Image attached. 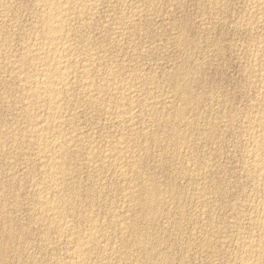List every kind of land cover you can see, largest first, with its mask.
Here are the masks:
<instances>
[{
  "label": "rangeland",
  "instance_id": "1",
  "mask_svg": "<svg viewBox=\"0 0 264 264\" xmlns=\"http://www.w3.org/2000/svg\"><path fill=\"white\" fill-rule=\"evenodd\" d=\"M7 1V2H6ZM11 2H9L8 0H4V1H0L1 3H0V14L2 15L3 14V16H0V22H1V24L2 25H0V45L5 41V39L7 38L9 41L7 42V39H6V42H4L3 43V45H1V46H3L4 48H2V47H0L1 48V50L0 51H2V53H1V59H0V70L2 71H0V74L3 76V74L5 75V76H7V77H2L1 75V77H0V98H2L3 97V99H0V132H1V138H0V258H2L3 259V261H2V259H0V264H3V262H5L4 264H35V262H36V264H44V263H47V264H61L60 262H62L63 264L65 263V264H69V261H67L68 260V257H69V255H72L73 253H72V251H75L76 250V245H73V244H75V243H71V241H72V238L74 237H76L77 235H79V236H84V234H86V235H88V234H91V238L93 239H91V243H90V246L88 245V244H85L84 242H82L81 244L83 245L82 247H87V248H85V252L88 250V251H90L91 253L93 252V254H91L90 252H87L86 254H85V257H86V259H88V257H89V263H87V261L88 260H86V264H91V262H93L94 264H106V262L108 261L109 263H107V264H123L124 262V264H128L129 263V261L128 260H130V261H132V264L134 263V264H137V262H140V263H138V264H155L154 262H155V260L156 261H158V262H156V263H158V264H179V263H182V264H207V262H208V264H222L223 262L226 264V263H230V264H233L232 262H233V259H235L234 260V262L237 260V262H235V264H239V260L241 259V258H243L244 256H245V248H244V246H243V243L245 244L247 241H249V240H252V239H256V238H258L259 236L258 235H260V233H255L254 234V232H259V231H257L258 229H256L257 228V226H256V224H255V222H254V214H253V217H252V212H253V210H254V208H255V206L256 205H258L259 204V202L261 201V199H262V192L260 191L261 190V186H260V182L258 183L257 182V180L255 179V178H253L254 177V175L252 176V170L250 171V169H251V165H250V159H249V151H251L253 148H254V146H255V141H256V138H255V135H254V138L253 137H251V136H253V134H254V132L256 133V132H258L259 131V127L261 126V125H263L264 124V117L262 116L263 114H264V101H262L263 100V97H262V92L261 93H259V91H263V90H261L262 88L264 89V78L262 79L261 77H262V74L264 75V70L262 69V68H264L263 66V63L264 62H262V61H264V58H263V53H264V49H262L261 47H263L264 48V15H263V12L264 11H261V9H260V3H261V0H211V1H209V0H114L115 1V3L113 2V0H107L108 2H110V1H112L110 4L106 1H102V0H93L92 1V4H91V9H90V11L89 12H87V13H85L86 15H87V17H86V15H84V16H82L81 18H79V19H77L76 21H75V23H73V26H74V32H76V33H74V35H73V37L71 38V41L69 42L70 43V45H71V47L73 46V48H71L73 51L71 52V54H70V57L68 58L69 60H71V61H69V63H71L70 64V70L72 71V72H74V74H73V76H72V78L74 79V82H76V83H74L73 81H71L74 85H78V86H81V87H79L78 88V86L77 87H74L72 84H71V82L68 84V87H67V89L69 90L68 92L70 93V92H72V94L70 93H68L67 91H66V93H68V96L66 95V93H63V96H65V98H63V99H65V100H63L62 101V103L63 102H65L66 103V105H65V103H63V105H62V107H63V109L66 107V111H65V109H64V114H63V116H65L64 117V119H65V121H64V124L61 126V129H60V131H63L64 132V135L66 134V135H69V132H70V135L69 136H72V139L70 140V141H72V144H73V142L75 143V141H76V143L75 144H73L74 145V148H72L73 147V145L71 146L70 145V143L69 144H66V146H67V149L69 150L68 152L69 153H67L68 155H67V158H65L66 160H64V161H66L67 162V164H66V162H65V171H66V174L64 175L65 177L63 178V181L62 182H64V184L62 183V184H60V186H63L62 188L65 190H63L61 187H59L60 189H62V190H55L54 188H52L50 185H49V183H45V182H48L47 180H45L46 178V174H45V169L44 168H46V159L43 157L44 156V152H45V150L43 149V147H42V145H38L39 143V141H37V139L39 138V136H38V134H37V131L38 130H40V128L37 126L36 127V124H37V122L40 120V121H42L43 119H45L46 117H47V115L48 114H46V113H48L47 111H46V108L44 107L43 108V106L41 107L42 109H44V110H42L41 108H39L42 104H32L33 102V99H32V97L31 96H28V95H31V91H28L29 89L28 88H30V86H29V82L28 81H30V80H28L29 78V76H27V75H29L30 73L32 74L33 72H31V70L32 71H34L33 70V68L35 69L36 67L34 66L35 64L37 65V60H30V54H27L28 52H25V51H28V48H34V44H37L38 42H39V38H40V36H39V34H37V33H40V30H39V28L37 27V25H36V23H37V20H38V15H37V13L38 14H40V11H39V8H38V6L36 5V2L35 1H32L33 2V4L31 3V1L30 0H10ZM95 1V2H94ZM98 3H97V2ZM118 1V2H117ZM147 1V2H146ZM209 1V2H208ZM228 1H229V3H228ZM246 1V2H245ZM253 1H254V3H253ZM256 1V2H255ZM260 1V2H259ZM262 1H264V0H262ZM100 2V3H99ZM122 2V3H121ZM132 2V3H131ZM139 2V3H138ZM217 2H219V4L217 3ZM252 2V3H251ZM9 3V4H8ZM14 3V4H13ZM124 3V4H123ZM155 3V4H154ZM217 3V4H216ZM225 3V4H224ZM247 3V4H246ZM257 3H258V5H257ZM8 4V5H7ZM98 4V5H97ZM102 4V5H101ZM109 4V5H108ZM116 4V5H115ZM214 4V5H213ZM221 4V5H220ZM223 4V5H222ZM252 4V5H251ZM253 4H256V5H253ZM2 5H4L3 7H2ZM12 5V6H11ZM35 5H36V7H35ZM93 5V6H92ZM95 5H97L96 7H95ZM112 5H114V6H112ZM152 7H151V6ZM216 5V6H215ZM217 5H218V7H217ZM99 6V7H98ZM121 6V7H120ZM130 6V7H129ZM134 6V7H133ZM250 6H251V8H250ZM257 6H258V8H257ZM4 7H5V10H4ZM12 7V8H11ZM14 7V8H13ZM32 7H34V8H32ZM94 7H95V12L96 13H94L93 12V10L92 9H94ZM98 7V8H97ZM132 7V8H131ZM158 7V8H157ZM217 7V13L215 12V9L214 8H216ZM228 7H229V9H228ZM245 7V8H244ZM3 8V9H2ZM97 8V9H96ZM8 9H10V10H8ZM19 9V10H18ZM31 9V10H30ZM38 9V10H37ZM99 9V10H98ZM128 9V10H127ZM136 9V10H135ZM139 9V10H138ZM143 9V10H142ZM219 9V10H218ZM226 9V10H225ZM252 11H251V10ZM17 10V11H16ZM232 10V11H231ZM233 10H234V12H233ZM7 12V13H5V12ZM9 11H10V13H9ZM11 11H12V13H11ZM36 13H35V12ZM38 11V12H37ZM100 11V12H99ZM125 11V12H124ZM138 11V12H137ZM219 11L221 12V13H219ZM226 11V12H225ZM2 12V13H1ZM4 12V13H3ZM33 12H34V14H33ZM93 12V13H92ZM128 12V13H127ZM228 12V13H227ZM260 12V13H259ZM92 14V15H90V14ZM98 13V14H97ZM121 13V14H120ZM158 13V14H157ZM251 13H252V15H251ZM94 14V15H93ZM133 14V15H132ZM139 14H140V16H139ZM250 14V15H249ZM5 15H8L7 17L5 16ZM16 15V16H15ZM89 15V16H88ZM96 15V16H95ZM107 15H109V16H107ZM132 17H131V16ZM255 15H257V17L255 16ZM7 18V20L5 19V17ZM9 16H10V18H9ZM93 16V17H92ZM98 16V17H97ZM114 16V17H113ZM138 16V17H137ZM253 16H255V18L253 17ZM258 16H259V18H258ZM4 17V18H3ZM86 17V19H84ZM108 17H110V19L108 18ZM119 17H121V18H123V19H120ZM130 18V20H129V18ZM135 17V18H134ZM89 18H90V21H92V22H90V21H88L89 20ZM108 18V19H107ZM113 18V19H112ZM119 18V19H118ZM128 18V19H127ZM134 18V19H133ZM138 18V19H137ZM220 18V19H219ZM229 18V19H228ZM238 18V19H237ZM257 18V19H256ZM262 18V19H261ZM4 19H5V21H4ZM9 19V20H8ZM17 19V20H16ZM82 19H84V20H82ZM95 19V20H94ZM115 19V20H114ZM118 19V20H117ZM133 19V20H132ZM217 19V20H216ZM222 19V20H221ZM225 19V20H224ZM256 19V20H255ZM3 20V21H2ZM12 20V21H11ZM17 22H16V21ZM79 20H81L82 22H83V26L81 25V21H79ZM110 20V21H109ZM118 22H117V21ZM120 20H121V23L122 24H124V27H123V25L120 23ZM130 21V22H128L127 23V21ZM237 20V21H236ZM253 20H254V22H253ZM259 20V21H258ZM263 20V21H262ZM12 22V24L11 23H9V22ZM13 21H15L16 23H18L17 24V26L15 25V23L13 22ZM78 21V22H77ZM84 21H88V23L86 22V24H85V22ZM93 21H95V22H93ZM103 21V22H102ZM124 21V22H123ZM133 21L135 22V23H133ZM8 22V24H6ZM20 22V23H19ZM77 22V23H76ZM245 22V23H244ZM256 22V23H255ZM32 23V24H31ZM79 23V24H78ZM100 23V24H99ZM239 23V24H238ZM262 23V24H261ZM5 24V25H4ZM9 24H11V25H9ZM78 24V25H77ZM92 24V25H91ZM115 24V25H114ZM118 24H120V25H118ZM131 24V25H130ZM255 24V25H254ZM258 24H259V26H258ZM13 25V26H12ZM33 25V26H32ZM77 25V26H76ZM111 25H113V26H111ZM119 26V29H117L118 27L117 26ZM126 25V26H125ZM135 25V26H134ZM254 25V27H252V26ZM256 25L258 26V27H256ZM261 25V26H260ZM10 26V27H9ZM19 26V27H18ZM79 26V27H78ZM89 26H90V28H89ZM128 26V27H127ZM230 26V27H229ZM2 27V28H1ZM15 27V28H14ZM20 28V29H18L17 30V28ZM28 27V28H27ZM82 27H83V29H82ZM101 27V28H100ZM106 27V28H105ZM112 27H115L114 29L112 28ZM12 28H14L13 30H12ZM34 28V29H33ZM36 28V29H35ZM85 28V29H84ZM111 28V29H110ZM125 29V31H124V29ZM127 28V29H126ZM262 28V29H261ZM25 29V30H24ZM28 29V30H27ZM76 29H78V30H76ZM133 29V30H132ZM137 29V30H136ZM252 29V30H251ZM5 30V31H4ZM27 30V31H26ZM31 30H34V31H31ZM38 30V31H37ZM80 30H81V32H80ZM104 30V31H103ZM122 30H123V32H122ZM132 30V31H131ZM250 30V31H249ZM23 31H25V32H27V34L25 33V32H23ZM31 33H30V32ZM36 31V32H35ZM82 31H85V32H83V34H81L82 33ZM110 31V32H109ZM116 32V34H113V33H115ZM122 33H121V32ZM243 31V32H242ZM258 31V32H257ZM107 32V33H106ZM125 32V33H124ZM2 33H3V35H2ZM29 33V34H28ZM78 33H79V35L81 34V36L79 37V36H77L78 35ZM84 33H85V35H84ZM120 33V34H119ZM136 34V35H134V34ZM149 33V34H148ZM151 33V34H150ZM263 33V34H262ZM14 34V35H13ZM27 35V37H26V35ZM36 34V35H35ZM41 34V33H40ZM131 34V35H130ZM143 34V35H142ZM257 34V35H256ZM33 35V37L31 38V36ZM34 35H35V37H34ZM76 35V36H75ZM86 35H88L87 37H86ZM109 35V36H108ZM124 37H123V36ZM138 35H140V36H138ZM148 35V36H147ZM181 35V36H180ZM187 35V36H186ZM259 35H260V38H259ZM30 36V37H29ZM84 36V37H83ZM107 36V37H106ZM120 38H119V37ZM133 36V37H132ZM176 36V37H175ZM179 36V37H178ZM255 36V37H254ZM14 37V38H13ZM24 37H25V41L26 42H24ZM38 37V38H37ZM75 37V38H74ZM83 37V38H82ZM86 37V38H85ZM90 37V38H89ZM110 37V38H109ZM127 37V38H126ZM183 37V38H182ZM188 38V40H187V38ZM26 38H27V40H26ZM30 38L32 39L30 42H29V40H30ZM34 38V39H33ZM37 38V39H36ZM190 38V39H189ZM259 38V39H258ZM83 39V40H82ZM85 39H89V41H87V40H85ZM119 39V40H118ZM133 39V40H132ZM146 39V40H145ZM178 39V40H177ZM21 40H22V42H21ZM115 40V41H114ZM136 40V41H135ZM184 40V41H183ZM37 41V42H36ZM76 41V42H75ZM85 41H87V42H85ZM104 41V42H103ZM138 41H140V42H138ZM31 42H32V44H31ZM72 42V43H71ZM78 42V43H77ZM82 43V46H81V43ZM84 42L85 43H88V44H85V45H83L84 44ZM136 42V43H135ZM147 42V43H146ZM180 42H182L183 43V45H182V43H180ZM185 42V43H184ZM9 43V44H8ZM25 43V45H23ZM26 43H30L29 45L28 44H26ZM76 43V44H75ZM80 43V44H79ZM92 43V44H91ZM102 43V44H101ZM110 43H112V45L110 44ZM119 43V44H118ZM145 45H144V44ZM245 43V44H244ZM261 43V44H260ZM5 44H7V45H5ZM76 46H75V45ZM115 44V45H114ZM148 44V45H147ZM150 44V45H149ZM9 45H10V47H9ZM20 45H23V47H21ZM106 45H108V46H106ZM114 45V46H113ZM153 45V46H152ZM155 45V46H154ZM246 45V46H245ZM260 46V48H258L259 46ZM6 46V47H5ZM27 46V47H26ZM30 46V47H29ZM33 46V47H32ZM90 48H89V47ZM119 46V47H118ZM135 46V47H134ZM253 48H252V47ZM255 46V47H254ZM258 46V47H257ZM76 47V48H75ZM95 47V48H94ZM97 47V48H96ZM105 47H108V48H106L105 49ZM114 47V48H113ZM117 47V48H116ZM240 47V48H239ZM7 48V49H6ZM22 48V49H21ZM24 48H26V49H24ZM76 50H75V49ZM89 48V49H88ZM112 48H113V51H112ZM236 48V49H235ZM256 48H257V50H256ZM7 51H6V50ZM8 49H9V51H8ZM95 49V50H94ZM100 49H101V51H100ZM110 49V50H109ZM115 49V50H114ZM119 49V50H118ZM240 49V50H239ZM5 50V51H4ZM25 50V51H24ZM108 50V51H107ZM129 50H131V51H129ZM263 50V51H262ZM25 52V54L23 53V52ZM74 51H76L75 53H74ZM82 51H83V53H82ZM118 51V52H117ZM125 51V52H124ZM248 51V52H247ZM259 51H261L260 53H259ZM3 52H5V54L3 53ZM79 54H78V53ZM100 52V53H99ZM120 52V53H119ZM123 52V53H122ZM130 52V53H129ZM255 52V53H254ZM263 52V53H262ZM8 53V54H7ZM15 53H17V56H15L16 54ZM21 53V54H20ZM74 53V54H73ZM77 53V54H76ZM127 53V54H126ZM246 53V54H245ZM253 53V54H252ZM257 53V54H256ZM259 53V54H258ZM14 54V55H13ZM25 55V57H26V55H29V58H28V56L26 57V58H24V57H22V58H18V57H20V55ZM75 55V56H73V55ZM81 54V55H80ZM90 54V55H89ZM98 54H101V55H97ZM117 54V55H116ZM142 54V55H141ZM254 54H256L257 55V57H256V55H254ZM8 55V56H7ZM19 55V56H18ZM80 55V56H79ZM88 56V58H90V59H88V58H86L87 56ZM91 55H94L95 56V58H94V56H93V58H92V56ZM244 55V56H243ZM256 57L255 59H256V61H255V59H254V56ZM259 55V56H258ZM4 56H7V57H4ZM13 56H14V58L16 59V61H15V59L13 58ZM74 57L75 59H77V58H81L80 60L79 59H77V60H75V59H70V58H72V57ZM79 56V57H78ZM84 58H82V57ZM89 56H91V57H89ZM101 56V57H100ZM103 56V57H102ZM125 56V57H124ZM127 56V57H126ZM262 57V59L263 60H261V62L259 61L260 59H261V57ZM9 57V58H8ZM11 57H12V59H11ZM98 57V58H97ZM105 57V58H104ZM112 57V58H111ZM119 57V58H118ZM135 57V58H134ZM253 57V58H252ZM10 59V60H8V59ZM24 58V59H23ZM85 58H86V60H85ZM92 58V59H91ZM103 58V59H102ZM122 58V59H121ZM4 59V60H3ZM23 59V61H21V60ZM98 59V60H97ZM99 59H101V60H99ZM1 60H3L4 62H2ZM8 61L7 62V64H5L6 62L5 61ZM12 60V61H11ZM25 60V61H24ZM28 60V64L27 63H24V62H26ZM30 60V61H29ZM74 60V61H73ZM84 60L85 62H87L86 63V66H85V62L82 61ZM97 60V61H96ZM119 62H118V61ZM123 60V61H122ZM11 63H10V62ZM18 61V63H16ZM77 61V63L80 61V63H81V65H80V63H78V64H76V63H74V62H76ZM103 61V62H102ZM111 61V62H110ZM128 61V62H127ZM131 61V62H130ZM13 62V63H12ZM21 62H23L22 64H21ZM30 62H31V64H33V68H32V65H30ZM34 62H37V63H35L34 64ZM90 62V63H89ZM100 62V63H99ZM102 62V63H101ZM248 62V63H247ZM253 62V63H252ZM262 63V64H260V63ZM15 63V64H14ZM83 63V64H82ZM94 63H95V65H94ZM111 63V64H110ZM117 63V64H116ZM2 64V65H1ZM17 64V65H16ZM19 64V65H18ZM21 64V65H20ZM25 64V65H24ZM78 65L77 67H74V65ZM88 64H90V65H88ZM123 64V65H122ZM258 64V65H257ZM7 65V66H6ZM12 65H16L15 67H12ZM24 65V66H23ZM27 65V67H25ZM73 65V66H72ZM82 67H80V66ZM121 67H120V66ZM133 65V66H132ZM260 65H261V67H260ZM4 66H6V67H3ZM95 66V67H94ZM98 66V67H97ZM246 66V67H245ZM21 68V70H23V68L25 67V72H24V70H23V72L20 70V72H19V70L17 69V68ZM23 67V68H22ZM91 68V69H89V76L91 77L92 75V77L90 78L89 76H88V78H89V80H88V82L90 83H92V84H90V85H93L94 86V84H93V82L95 83V84H97L98 83V85H96V86H98V87H102V82H106L105 84H103L104 86H105V88H104V86L102 87V90L101 91H96L95 90V87H92V89H87L88 91L87 92H91V90H94L92 93H90V94H97V95H95V97H94V95L92 96V95H90V96H88L89 94H87V92H86V90H84V83L82 84V82L84 81H86L82 76H81V73H82V71H83V69L84 70H87L88 71V68ZM93 67V68H92ZM112 67H114V68H112ZM125 67V68H124ZM132 67V68H131ZM7 68L9 69V71L7 70ZM14 68V69H13ZM27 68H29V69H27ZM71 68H73V69H71ZM74 68H75V70H76V68L78 69L79 68V71L78 70H74ZM97 68V69H96ZM100 68V69H99ZM31 69V70H30ZM93 69H94V71H93ZM95 69L97 70V71H95ZM111 69V70H110ZM115 69V70H114ZM125 69V70H124ZM3 70L6 72H4L3 73ZM18 72H17V71ZM102 70V71H101ZM113 70V71H112ZM261 70H263V71H261ZM8 71V72H7ZM13 71V72H12ZM78 71V73H75V72H77ZM123 71V72H122ZM133 71V72H132ZM141 71V72H140ZM256 71V72H255ZM12 72V73H11ZM22 72V73H21ZM29 72V73H28ZM92 72H95V73H92ZM113 72V73H112ZM118 72V73H117ZM127 72V73H126ZM143 72V73H142ZM177 72H179V73H177ZM185 72H187V73H185ZM202 72V73H201ZM20 73V74H19ZM26 74L25 76H24V74ZM105 73V74H104ZM129 73V74H128ZM140 73V74H139ZM181 73V74H180ZM261 73V74H260ZM7 74V75H6ZM31 74H30V77H31ZM102 76H101V75ZM111 76H110V75ZM183 74V75H182ZM10 75H12L11 77H10ZM18 75H21V77L19 76L18 77ZM22 75L24 76L23 78H22ZM76 75H78V77L76 78L75 76ZM95 75V76H94ZM106 75H108V76H106ZM128 75V76H127ZM136 75V76H135ZM178 75V76H177ZM180 75H182L181 76V79H180ZM13 76L15 77V78H13ZM81 78H80V77ZM98 76H100V78L98 77ZM107 78H106V77ZM110 76V77H109ZM127 76V77H126ZM132 76V77H131ZM137 76H138V78H137ZM141 76V77H140ZM186 76H187V78H186ZM261 76V77H260ZM95 77V78H94ZM119 77V78H118ZM128 77H130V78H128ZM135 77V78H134ZM143 77H144V79H143ZM178 77V78H177ZM183 77H185V78H183ZM198 77V78H197ZM264 77V76H263ZM2 78H4V81H3V79ZM8 78H11V80L10 79H8ZM16 78H18V79H16ZM102 78V79H101ZM115 78V79H114ZM122 80V81H120V84L118 83L119 82V80ZM125 78H128V79H125ZM138 80H137V79ZM182 78H183V82L184 83H181L182 82ZM21 79V80H20ZM24 79H26L25 81H24ZM75 79H78V80H75ZM84 79V80H83ZM93 79V80H92ZM97 79H99V80H96ZM108 79V81H106ZM111 80V82H110V80ZM124 79H125V81H124ZM133 80V82H134V84H133V82H132V80ZM176 79H177V81H176ZM181 80V81H179V80ZM251 79V80H250ZM2 80V81H1ZM13 80H15L16 82H18L19 83V85H18V83L17 84H15L16 82L14 81L13 82ZM28 80V81H27ZM83 80V81H82ZM91 80V81H90ZM105 80V81H104ZM130 80H131V82H130ZM134 80H136V81H134ZM166 80V81H165ZM176 81V82H174V81ZM250 80V81H249ZM6 81H7V83H6ZM19 81H21V82H23L22 84H21V82H19ZM117 82V83H115V82ZM130 82V84H129V82ZM137 81L138 82H140V83H137ZM194 81V82H193ZM250 83H249V82ZM254 81V86H253V84L251 83V82H253ZM5 82V83H4ZM11 82H13V83H11ZM27 82V83H26ZM99 82H101V83H99ZM108 82V83H107ZM110 82V83H109ZM123 82H124V88H122V86H123ZM128 83V84H126V83ZM135 82H136V85H135ZM179 83L180 85H185L186 87H183V86H181V88L179 87V89H178V85L179 84H177V89H175V87H176V83ZM186 82V83H185ZM247 82H248V85L249 84H252V85H250L251 87H249V88H247L248 87V85H247ZM2 83H3V85L4 86H2ZM27 84V86H25L26 84ZM79 83V84H78ZM141 83H142V86H141ZM175 83V84H174ZM260 83H261V87L259 86L260 85ZM13 84H14V86H13ZM23 84H24V86H23ZM81 84V85H80ZM109 85V84H111L110 85V87H113V85H114V87L113 88H110V87H106V85ZM122 84V85H121ZM139 84H140V86H139ZM144 84V85H143ZM262 84H263V87H262ZM12 85V86H11ZM15 85H17V86H15ZM21 85V86H20ZM72 85V86H71ZM127 85V86H126ZM133 85H135L136 87H138V88H136V87H134ZM151 85V86H150ZM175 87H174V86ZM192 85V86H191ZM19 86V87H18ZM82 86L84 87L83 89H82ZM121 86V88H119ZM132 86V87H131ZM188 86V87H187ZM17 87H18V89H20L21 87L23 88V89H21V90H23V93H22V91L21 90H18L17 89ZM25 87V88H24ZM28 87V88H27ZM73 87V88H72ZM116 87H118V90H117V88ZM127 87H130L131 89L129 90L130 92H128V88ZM134 87V88H133ZM27 88V89H26ZM75 88V89H74ZM77 88V89H76ZM90 88V87H89ZM94 88V89H93ZM107 88V90H109V92L108 91H106L105 89ZM110 88V89H109ZM127 88V89H126ZM150 88H151V90H150ZM155 88V89H154ZM183 88V90H185V91H182L181 89ZM251 88V89H250ZM16 89V90H15ZM105 91H104V90ZM116 89V90H115ZM119 89H121V90H119ZM123 89V90H122ZM134 89L136 90H138V91H134ZM177 90V91H175V90ZM187 89V90H186ZM259 91H258V90ZM25 90V91H24ZM71 90V91H70ZM82 90H84V91H82ZM155 90V91H154ZM171 90V91H170ZM18 91H20V92H18ZM28 91V92H27ZM75 91L77 92V94L81 97H79L77 94H76V96H73L74 94H73V92L75 93ZM117 92V93H115V92ZM127 93H126V92ZM178 91H182V93L181 92H178ZM256 91H257V94L259 95V97L257 96V94H256ZM3 92H5L6 94H7V96L6 97H8L7 99H4L5 98V93H4V95L2 94ZM8 92V93H7ZM10 92V93H9ZM84 92H85V94H86V96L87 97H85L84 95ZM104 92V95L102 94ZM107 92V93H106ZM132 92V93H131ZM135 93V95L137 94V92H138V94H137V96H133L132 98H130L129 97V99L131 100H128V96H127V94L128 93H131L132 95ZM148 92H149V94H148ZM184 92V93H183ZM21 94V95H24L23 97V100L22 99H20V98H22V96H19L18 94ZM28 95H27V94ZM30 93V94H29ZM114 93V94H113ZM122 93H124V94H122ZM126 93V94H125ZM187 93V94H186ZM11 94V95H10ZM81 94V95H80ZM84 94V95H83ZM100 94H102L101 96H100ZM105 94H106V96H105ZM110 94V95H109ZM111 94H113L114 96H112ZM115 94H118V95H116L115 96ZM152 94V95H151ZM181 94V95H180ZM182 94L185 96V97H183L182 96ZM186 94V95H185ZM255 94V95H254ZM10 95V96H9ZM70 95V96H69ZM125 95V96H124ZM179 95V96H178ZM187 95H189V96H187ZM27 96V100H25V97ZM67 96V97H66ZM101 97V98H99V97ZM111 96V98H108V97H110ZM120 96V97H119ZM122 96V97H121ZM127 96V97H126ZM172 96V97H171ZM187 96V97H186ZM261 96V97H260ZM9 97H10V100H9ZM17 97H20V98H17ZM29 97H31V98H29ZM68 97H70V98H68ZM76 97H77V99H76ZM83 97H84V99H83ZM89 97V98H88ZM91 97V98H90ZM94 97V98H93ZM102 97H104V98H107L106 100L104 99V101L102 100ZM114 97H116V98H118V99H116V98H114ZM126 97V101H127V103H128V101H130V103L132 104H127L126 103V101H124L125 99H123V98H125ZM141 97H143V98H141ZM146 97V98H145ZM190 99H189V98ZM258 97V98H257ZM14 98V99H13ZM16 98V99H15ZM71 98H72V100H71ZM73 98H75L76 99V101H73V100H75V99H73ZM79 98V99H78ZM85 98H88V100L87 99H85ZM96 98H98V100L99 99H101V101H103V102H105L104 103V105H105V107H104V105L102 104V102L99 100L98 102L96 101L97 99ZM120 98V99H119ZM137 99V101H135V100H133L132 101V99ZM139 98V99H138ZM192 98V99H191ZM19 101H18V100ZM28 99H29V103H30V105H32V106H30V107H28V108H26L27 107V105L29 104L27 101H28ZM32 99V100H31ZM68 99L69 100H71V101H68ZM81 99V100H80ZM89 99H93V101H95L96 103H93V105L94 106H96V107H94V106H90L89 104H92V100H89ZM95 99V100H94ZM117 100V102H115L116 100ZM142 99V100H141ZM152 99V100H151ZM156 101H155V100ZM182 99V100H181ZM188 99V100H187ZM254 99V100H253ZM4 100H7V101H4ZM13 100V101H12ZM14 100H16L15 102H14ZM84 100V101H83ZM86 100V101H85ZM109 100H113V102H110ZM122 100V101H121ZM138 100H139V102H138ZM144 100H146L145 102H144ZM184 100H185V102H184ZM187 100V101H186ZM261 100V101H260ZM2 101H4V102H2ZM9 101V102H8ZM67 101V102H66ZM85 102V104L82 102ZM90 101V102H89ZM109 101V102H108ZM121 101V103H123V102H125V103H123V104H121V103H119ZM159 101V102H158ZM183 101V102H182ZM256 101V102H255ZM5 102H7V103H5ZM14 102V103H13ZM16 102H19V103H16ZM21 102H22V104H21ZM68 102L71 104H68ZM74 102V103H73ZM80 102V103H79ZM87 102V103H86ZM187 102V103H186ZM261 102V103H260ZM263 102V103H262ZM10 103V104H9ZM16 103V104H15ZM23 103H24V105H23ZM27 105H26V104ZM80 107H84V108H81V109H79V107L76 105V104ZM89 103V104H88ZM100 103V104H99ZM110 105V104H113L114 103V105H108V104ZM117 104V106H116V104ZM136 103V104H135ZM144 103H145V105H144ZM149 103V104H148ZM153 103V105H154V107H153V105H151ZM168 103V104H167ZM257 103V104H256ZM17 105L18 106V108L17 107H15L14 108V106L15 105ZM18 104H20L21 105V109L23 110H21L20 109V105H18ZM67 104H68V106H73L74 105V107H75V105H76V107H78L77 108V110H76V108H74V107H72L71 109H73L72 111H70V108L67 106ZM79 104H81V105H79ZM84 106H83V105ZM86 104H88V105H86ZM101 104L103 105L102 107H101ZM139 104V105H138ZM141 104V105H140ZM144 106H143V105ZM172 104V105H171ZM188 104V105H187ZM259 104L261 105V106H259ZM7 105V106H6ZM14 105V106H13ZM85 105H86V107H87V109H86V107H85ZM99 105V106H98ZM121 105V106H120ZM126 105V106H125ZM147 105V106H146ZM151 105V106H150ZM160 105V106H159ZM193 105V106H192ZM208 105H210V106H208ZM9 106V107H8ZM13 106V107H12ZM25 107V109H27V110H25L24 109V107ZM35 107V109H34V107ZM37 106V107H36ZM107 106H109L108 108H106ZM112 106H114L115 107V109H113L114 107H112ZM126 108H125V107ZM128 106H130V107H128ZM148 106L149 107H151L150 108V110L151 111H149L148 109ZM217 106V107H216ZM221 106V107H220ZM67 107L69 108V110L67 109ZM91 109H90V108ZM101 107V109H100V111H98L97 110V108H100ZM111 107V108H110ZM120 107V109H121V111L119 112V110H118V108ZM123 109H122V108ZM137 107V108H136ZM143 107V108H142ZM144 107H146V108H144ZM171 107V108H170ZM12 108V109H11ZM106 110V109H108V110H110V111H105V113H104V110ZM134 110H133V109ZM135 108H136V110H135ZM139 108V109H138ZM148 108V109H147ZM160 108V109H159ZM167 108V109H166ZM263 108V109H262ZM13 109H15V110H13ZM16 109H17V112H16ZM18 109H20V110H18ZM30 109V110H29ZM31 109H32V112H31ZM37 109H39V110H37ZM41 109V110H40ZM78 109H79V111H78ZM113 109V110H112ZM137 109H138V111L140 112V113H138V112H135V111H137ZM185 109V110H184ZM218 109V110H217ZM36 110H37V112H36ZM76 110V111H75ZM101 110H103V111H101ZM112 110V111H111ZM116 110V111H115ZM123 110H126V111H124L123 112ZM144 110V111H143ZM183 110V111H182ZM226 110V111H225ZM25 111H28L29 113H27L26 114V112ZM33 111H34V113H33ZM38 111H39V113H40V111L43 113H38ZM68 111V112H67ZM74 111V112H73ZM78 111V112H77ZM86 111V112H85ZM129 111H131V113H132V117H133V120H132V124H131V120L130 121H128V120H126V118L128 119V115H129ZM142 111V112H141ZM148 111V112H147ZM204 111V112H203ZM20 112V113H19ZM23 112V113H22ZM31 112V113H30ZM36 112V113H35ZM45 112V113H44ZM83 112V113H82ZM101 112V113H100ZM110 112V113H109ZM117 112V113H116ZM134 112V113H133ZM151 112V113H150ZM180 112V113H179ZM193 112V113H192ZM261 112H263V113H261ZM34 115H33V114ZM69 113H72V114H69ZM120 115H119V114ZM124 113V114H123ZM135 113H137V114H139V115H137V114H135ZM143 113V114H142ZM183 113V114H182ZM225 113V114H224ZM233 114V116H231L232 114ZM262 115H261V114ZM24 114H26V115H24ZM29 114V115H28ZM32 114V116H35L36 118H38L37 120H36V118H35V122L33 121V120H31L30 118H29V116ZM39 114V115H38ZM66 114V115H65ZM75 114H76V116H75ZM78 114V115H77ZM109 114H111V115H109ZM116 116H115V115ZM123 114V116H121ZM128 114V115H127ZM135 114V115H134ZM142 114V116H140ZM155 114V115H154ZM159 114V115H158ZM177 114H179V115H177ZM182 114V116L181 117H183L184 119H181V117H180V115ZM218 114V115H217ZM227 114V115H226ZM23 115V116H22ZM45 115H46V117H45ZM67 115H69V116H67ZM88 115V116H87ZM104 117H103V116ZM106 115H108V116H106ZM114 115V116H113ZM134 115V116H133ZM168 115V116H167ZM177 115V116H176ZM236 115V116H235ZM242 115V116H241ZM262 117H261V116ZM21 116L23 117V119L21 118ZM68 117V119H67V117ZM72 116H74V117H72ZM87 116V117H86ZM109 116H111L110 117V119L108 118H106L105 119V117H109ZM118 116V117H117ZM121 116V117H120ZM180 117V118H177V117ZM221 116L223 117V118H221ZM227 116H229V117H227ZM245 116H247L246 118H245ZM39 117L41 118V119H39ZM84 117V118H83ZM120 117V118H119ZM124 117V118H123ZM126 117V118H125ZM169 117V118H168ZM224 117H226V118H224ZM230 117H231V119H230ZM233 117V118H232ZM261 117V118H260ZM25 118H27L26 120H25ZM69 118H73V119H69ZM75 118H77V119H75ZM88 118H89V120H88ZM103 118V119H102ZM118 118V119H117ZM123 118V119H122ZM135 118V119H134ZM136 118L138 119V121L136 120ZM140 118V119H139ZM144 118V119H143ZM171 118V119H170ZM236 118V119H235ZM244 118V119H243ZM252 118V119H251ZM18 119H20V120H18ZM78 119H79V121H78ZM117 119V121H115ZM132 119V118H131ZM146 119H148V120H146ZM150 119V120H149ZM155 119V120H154ZM177 121H176V120ZM178 119H179V121H178ZM225 119H226V121L228 122V124L230 123V122H232V124L230 123L229 125L230 126H228V128H225V127H227L226 125H228V124H225ZM236 120V124L234 123L235 121L234 120ZM243 119V120H242ZM255 119V120H254ZM258 119V120H257ZM259 119H261V120H259ZM23 120H25V121H23ZM70 120V121H69ZM72 120V121H71ZM78 121V123H76V121ZM88 120V121H87ZM108 121V123L106 122V121ZM113 120H114V123H113ZM120 120V121H119ZM124 120L126 121V122H124ZM147 122H146V121ZM192 120V121H191ZM251 120V121H250ZM263 120V121H262ZM27 121H30V122H28V123H30V124H28L27 123ZM39 121V122H40ZM84 121V122H83ZM119 121V122H118ZM134 121V122H133ZM143 121H144V123H143ZM153 121H154V123H153ZM171 121H172V123H171ZM210 121V122H209ZM253 121H254V123H253ZM76 124H74V123ZM118 122V123H117ZM121 122H123L122 124H121ZM192 122V123H191ZM213 122V123H212ZM220 122H222L223 124H221ZM226 122V123H227ZM259 122V123H258ZM28 124V126H27V124ZM31 123L33 124V126L31 125ZM70 123H72L73 125H71ZM107 123V124H106ZM109 123H111V124H109ZM119 123H120V125H119ZM169 123H171V125L169 126ZM216 123V124H215ZM220 123V124H219ZM234 123V124H233ZM253 123V124H252ZM263 123V124H262ZM66 124H67V126H66ZM78 124V125H77ZM80 124H82V125H80ZM105 124V125H104ZM113 124V125H112ZM115 124V125H114ZM126 124H127V126L128 127H130V128H128L127 126H126ZM187 124V125H186ZM188 124H189V127H188ZM215 126H214V125ZM260 126H259V125ZM30 125V126H29ZM34 125H35V127H34ZM65 125V126H64ZM70 125V126H69ZM108 125L110 126V127H108ZM117 125V126H116ZM122 125V126H121ZM125 125V126H124ZM148 125V126H147ZM176 126V127H173V126ZM194 126V127H192L191 128V126ZM232 125V126H231ZM254 125H255V131H254V129H253V127H254ZM256 125H258V129H257V127H256ZM27 126V127H26ZM79 128H78V127ZM107 126V127H106ZM113 126V127H112ZM124 126V127H123ZM135 126V127H134ZM172 126V127H171ZM218 126V127H217ZM224 126V127H223ZM240 126V127H239ZM248 126V128H246ZM250 126V127H249ZM251 126H253L252 128H251ZM24 127H26V128H24ZM28 127L30 128V127H34V128H30L29 130H30V132H32V133H35L33 136L31 135L32 133H30V132H25L27 129H28ZM66 127H67V129H66ZM71 127V128H70ZM75 127H76V129H75ZM114 127H115V129H114ZM117 127H119V128H117ZM142 127V128H141ZM188 127V128H187ZM209 127L212 129V130H210L209 129ZM214 127H216V130H214L213 128ZM8 130H7V129ZM15 130H17V131H19L18 133L21 135H17V131H14L13 129ZM65 128V129H64ZM69 128V129H68ZM75 130H74V129ZM81 128V129H80ZM125 128H126V130H125ZM151 128V129H150ZM172 128H173V130H172ZM174 128H176V131H174L175 129ZM245 128V129H244ZM250 128V129H249ZM6 129V130H5ZM22 129H25V131L23 130L22 131ZM79 129V130H78ZM130 129V130H129ZM147 129V130H146ZM222 129V130H221ZM223 129H225V130H223ZM248 129V131L247 132H249V134L248 133H246L244 130H247ZM5 130V131H4ZM10 130H12V131H10ZM37 130V131H36ZM56 129H54V127L51 129H49V130H47V131H55ZM66 130H70L69 132L68 131H66ZM107 130V131H106ZM127 130H129V131H127ZM135 130H137L138 132H134ZM166 130V131H165ZM202 130V131H201ZM207 130V131H206ZM220 130L222 131V132H220ZM258 130V131H257ZM4 131V132H3ZM9 131L10 132H12V133H14V135H12V133H11V136H10V133H9ZM35 131V132H34ZM45 132L46 133V135H45V133L44 132H42V135H44V136H48L50 133H48V132ZM80 133H79V132ZM125 131V132H124ZM131 131H132V133H131ZM144 131V132H143ZM162 131V132H161ZM168 131V132H167ZM171 131H173V132H171ZM178 131V132H177ZM250 131H252L251 133H252V135H250L251 133H250ZM6 132H7V134H8V136L6 135ZM26 134H25V133ZM63 132H62V134H63ZM66 132V133H65ZM72 132V133H71ZM85 132V133H84ZM90 132V133H89ZM119 132H121L120 134H119ZM177 132V133H176ZM220 132V133H219ZM243 132L244 133H246V134H243ZM4 133V134H3ZM15 133H16V135L17 136H15ZM21 133H23V134H21ZM29 135H28V134ZM53 133V132H52ZM75 135H74V134ZM79 133V134H78ZM82 133H84V136L82 135ZM107 133V134H106ZM125 133L126 134H129V136L128 135H126V136H124L125 135ZM140 133L142 134V136L140 135ZM159 133V134H158ZM171 133V134H170ZM3 134V135H2ZM41 134V133H40ZM78 134V135H77ZM95 134V135H94ZM111 135V136H109L110 137V139H109V137H108V135ZM130 134L132 135V137H130ZM143 134H146V135H143ZM168 134L169 135H171L172 137H173V135H174V138H171L170 140H169V138H167L168 137ZM216 134H218L217 136H219V139H218V141L219 142H217L216 140L217 139H215L216 138ZM243 134V135H242ZM6 135V136H5ZM36 135V136H35ZM79 135H81V136H79ZM106 135H107V137H106ZM114 135V136H113ZM115 135H117V136H115ZM138 137H137V136ZM140 135V136H139ZM179 135H181V136H179ZM215 135V136H214ZM240 135H242V136H240ZM5 136V137H4ZM10 136V138H7V137H9ZM14 136V137H13ZM19 136H20V139L21 138H23V139H19ZM32 138H30V137ZM78 136V137H77ZM170 136V137H171ZM183 136V137H182ZM237 136V137H236ZM245 137V139H243L244 137ZM248 136H250V138L252 139H250ZM4 137V138H3ZM15 137H18V138H15ZM25 137V138H24ZM28 137V140L26 139ZM35 137V138H34ZM80 137V138H79ZM108 139H106V138ZM111 137H113V140L111 139ZM116 137V140L117 141H115L114 142V138ZM118 137H119V139H118ZM129 137V138H128ZM150 137V138H149ZM157 137L159 138L158 140L160 141H158L157 140ZM180 138V140H179V138ZM213 137H214V140H213ZM241 137V138H240ZM6 138H7V140H6ZM13 139V143H12V139ZM30 138V139H29ZM37 138V139H36ZM83 138H84V140H83ZM87 138L89 139V140H87ZM134 138H136V139H134ZM137 138H139V139H141L140 141H136L137 140ZM148 138V139H147ZM152 138V139H151ZM163 140H162V139ZM240 138V139H239ZM249 138V140H247ZM3 139V140H2ZM17 141H16V140ZM80 139V140H79ZM120 139H122V140H120ZM134 139V140H133ZM156 141H155V140ZM167 139L172 143H170L169 141V143L167 142ZM172 139H174V140H172ZM212 139V140H211ZM23 140V141H22ZM31 140H33V141H31ZM36 140V141H35ZM38 140H40V139H38ZM88 142H87V141ZM111 140H112V142L113 143H115L116 144V146H117V148L120 146V145H122L121 147H119V149L120 148H122V149H120V151L118 150V149H116V151H118V153L114 150V152L112 151V150H110V148L111 147H108V146H113L114 144L111 142ZM146 140H152V141H146ZM154 140V141H153ZM178 140H179V142H178ZM237 140V141H236ZM255 140V141H254ZM16 143H15V142ZM18 141H19V143H18ZM23 143H22V142ZM26 141V142H25ZM35 141V142H34ZM83 141V142H82ZM86 141V142H85ZM119 141H122V144H120V145H118L120 142ZM174 143H173V142ZM182 142V145H181V142ZM186 141V142H185ZM251 141V142H250ZM254 141V142H253ZM5 142V143H4ZM10 142V143H9ZM25 142V143H24ZM28 142V143H27ZM32 142V143H31ZM85 142V143H84ZM90 142V143H89ZM118 144H117V143ZM129 142V143H128ZM138 142H140V143H138ZM157 142V143H156ZM187 142H190V143H187ZM217 144H216V143ZM3 144V146H2V144ZM18 143V144H17ZM31 143V144H30ZM37 145H35V144ZM78 143V144H77ZM82 143H84L85 145L82 147L81 145H82ZM123 143H124V145H125V148L126 149H128L127 151L125 150V148H124V146H123ZM129 145H128V144ZM142 143H144L146 146L148 145V147H146L147 149H144L145 148V145L144 144H142ZM148 143V144H147ZM176 143H178V144H180V145H178V144H176ZM183 143H185V145L183 144ZM4 144L7 146H4ZM15 144V145H14ZM22 144V145H21ZM23 144H25V148L23 147ZM26 144H27V146H26ZM31 146H30V145ZM86 144L88 145V146H86ZM91 144V145H90ZM106 144L108 145V146H106ZM130 144H131V146H130ZM139 144V146L138 147H136L137 145ZM142 144V145H141ZM172 145V147H171V145ZM174 144V145H173ZM189 146H188V145ZM252 144V145H251ZM10 145V146H9ZM18 146V148H17V146ZM21 145V146H20ZM28 145L30 146V147H28ZM33 145V146H32ZM136 145V146H135ZM176 145V146H175ZM177 145H178V147L179 148H177ZM187 148V150L184 148V146ZM197 145V146H196ZM244 145V146H243ZM251 145V146H250ZM38 146H39V148H38ZM77 146H79L78 148H77ZM86 146V147H85ZM126 146H128V147H126ZM144 146V147H143ZM174 146V147H173ZM181 146H183L182 148H181ZM188 146V147H187ZM202 146V147H201ZM204 146V147H203ZM250 146V147H249ZM3 147H5V148H3ZM21 147V148H20ZM27 147V148H26ZM32 147V148H31ZM35 147V148H34ZM77 149H76V148ZM81 147V148H80ZM92 147V148H91ZM107 147V148H106ZM141 148V151H140V148ZM191 147V148H190ZM212 147H214V148H212ZM15 148H17V149H15ZM36 148H38V149H40V150H36ZM80 148V149H79ZM83 148V149H82ZM90 148V149H89ZM103 148H104V150H103ZM132 148V149H131ZM138 148V149H137ZM167 148V149H166ZM174 148H176V149H178V150H176V149H174ZM189 148V149H188ZM205 148V149H204ZM244 148V149H243ZM252 148V149H251ZM2 149H4V150H2ZM9 149H10V151H9ZM23 149H25V150H23ZM72 149H73V152H72ZM86 150V152L84 153L83 151H85ZM92 149H94V150H92ZM108 149V150H107ZM124 149V150H123ZM130 149V150H129ZM161 149V150H160ZM171 149H173V150H171ZM180 149V150H179ZM182 149V150H181ZM191 149H193L194 150V153H193V150H191ZM199 149V150H198ZM242 149V150H241ZM249 149V150H248ZM251 149V150H250ZM2 150V151H1ZM12 150V151H11ZM14 150V151H13ZM16 150V151H15ZM19 150V151H18ZM28 150V151H27ZM32 150H36L35 152L33 151L32 152ZM43 152H42V151ZM78 150H81V151H78ZM88 150V151H87ZM107 152H106V151ZM121 150H123V151H125V152H123V151H121ZM144 150H145V153L147 154L146 156H145V153H144ZM184 150H186V151H184ZM189 150H191V153L189 154L188 152H190ZM201 150V151H200ZM222 150V151H221ZM248 152H247V151ZM6 151V152H5ZM7 151H8V153H7ZM24 151V152H23ZM77 151V152H76ZM94 151H96V153L94 152ZM108 151H109V153H108ZM111 151H112V154H111V156H110V153H111ZM139 151H140V153H139ZM147 151V152H146ZM180 153H179V152ZM184 153H183V152ZM4 154H3V153ZM9 152H12V154H10ZM14 152H15V154H14ZM36 152H38V153H36ZM75 152V153H74ZM79 152H81V154L79 155ZM92 153L91 154V158H89L90 157V154L89 153ZM97 152H98V156L100 157V159H99V157L97 156ZM105 152V153H104ZM123 152V153H122ZM127 152V153H126ZM129 152V153H128ZM170 152H172V153H170ZM178 152V154L179 155H177L176 153ZM186 152V153H185ZM212 152V153H211ZM242 152V153H241ZM84 153V154H83ZM89 155H88V154ZM95 153V154H94ZM120 153H122L121 155H120ZM124 153H126L127 154V157H126V154H124ZM131 153H132V155H131ZM135 153V154H134ZM181 153H183V154H185V155H183V154H181ZM189 155H188V154ZM244 153H247V154H245L244 155ZM39 154H41V155H39ZM75 154V155H74ZM83 154V155H82ZM87 154V155H86ZM104 154H106V155H104ZM109 154V155H108ZM117 155V154H119V155H117L116 157H115V155ZM154 154V155H153ZM158 154L161 156H158ZM172 154V155H171ZM3 157H2V156ZM6 155H7V157H10V159L9 158H7L6 157ZM9 155V156H8ZM14 156V157H12V156ZM26 155V156H25ZM33 155H34V157H36V158H34L33 157ZM36 155V156H35ZM37 155H39L40 156V158H44L43 160H44V163H40V162H43L42 161V159H40L39 158V156L37 157ZM43 155V156H42ZM69 155H72V156H69ZM73 155H74V157H73ZM85 155V156H84ZM102 155V156H101ZM122 155H123V157H125V159L126 160H124V162H126V163H123L122 162ZM192 157H191V156ZM211 155V156H210ZM248 155V156H247ZM76 156V157H75ZM106 156H109V157H107L106 159H104ZM139 156V157H138ZM147 156H148V158H147ZM172 156H174V157H172ZM179 157V159H178V157ZM184 156H188V157H190V160L191 159H193V161H190L189 160V158L188 157H186V159H185V157ZM2 157V158H1ZM29 157V158H28ZM71 157V158H70ZM93 157V158H92ZM98 157V158H97ZM116 158V159H113L112 160V158ZM120 157H122V158H120ZM132 157V159H131V161H133L134 163L138 160L140 163H141V160H142V164H139V162L137 163L136 162V164H135V166H137L136 167V169L138 168V171H139V173L138 174H136V172H138V171H135L136 169H134L135 168V166L133 165L132 166V162H130L129 161V159ZM135 157H137V158H135ZM143 157V158H142ZM156 157V158H155ZM184 159H183V158ZM248 157V158H247ZM4 158V159H3ZM75 158V159H74ZM87 158V159H86ZM102 158V159H101ZM110 158V159H109ZM172 158V159H171ZM176 158V161L174 160V159ZM188 158V159H187ZM197 160H195V159ZM246 158V159H245ZM34 159V160H33ZM36 159V160H35ZM72 159V160H71ZM75 161H74V160ZM78 159H79V161L80 162H77L78 161ZM91 159V160H90ZM97 161H95V160ZM98 159V160H97ZM145 159V160H144ZM156 159V160H155ZM177 159H178V161H180L179 163H178V161H177ZM184 160V162L186 161V160H188V161H186L185 162V164H189L190 163V165H187L186 167H185V164H183V160ZM205 159H207V161H204ZM28 160V161H27ZM86 160V161H85ZM105 160L107 161V163L105 162ZM109 160H110V163H109ZM116 160V161H115ZM134 160H136V161H134ZM148 160V161H147ZM164 160V161H163ZM16 161V162H15ZM34 161H36V162H34ZM38 161H39V163H40V167H39V163H38ZM46 161V162H45ZM69 161V162H68ZM87 161H91L90 162V164H89V162H87ZM111 161H113V162H111ZM117 162V161H121L120 163H122V164H125V166L124 165H120V164H118L119 162H117V163H115V162ZM130 163H129V162ZM190 161V162H189ZM211 161V162H210ZM247 161H249V162H247ZM26 162V163H25ZM33 162L35 163L34 164V166H31L32 164H33ZM81 162H83V164L85 163V165H83ZM100 162H102L101 164H103L104 163V165H105V163L107 164V165H101V164H99ZM188 162V163H187ZM192 162L193 163H195V164H193V167H192ZM197 162H199V163H197ZM210 165V163H211V166H209V165H206L207 163ZM210 162V163H209ZM91 163H94V164H91ZM112 163H113V165L114 166H116V167H113V165H112ZM115 163V164H114ZM128 163H129V165H131L132 167H134V168H131V166H129L128 165ZM149 163V164H148ZM173 163V164H172ZM202 163V164H201ZM203 163H204V165H203ZM212 163H214V164H212ZM30 167H28L27 165ZM45 164V165H44ZM71 166H74V167H69L70 168V170H68L69 168H66L67 166H69V165ZM95 164H97L96 166H95ZM138 164V165H137ZM180 164V165H179ZM11 165V166H10ZM42 165V166H41ZM79 165H82V166H79ZM92 165H93V167H92ZM109 165H111V166H109ZM127 165V166H126ZM142 165V166H141ZM153 165V166H152ZM155 165V166H154ZM164 165V166H163ZM172 165H174V167H172ZM184 165V166H183ZM194 165H196V166H194ZM198 165H200V169H201V167H202V169H205V167H206V171L204 170H200L199 169V166ZM203 165V166H202ZM246 166V165H248V167L246 168V167H243V166ZM250 165V166H249ZM36 166V167H35ZM44 166V167H43ZM85 166H88V167H90L89 169H91V170H89L88 169V167H85ZM101 166V167H100ZM103 166V167H102ZM119 166V167H118ZM139 166H141V168L139 167ZM179 166L180 168H177V167ZM182 166V167H181ZM198 166V167H197ZM30 169H28V168ZM35 167V169H33V168ZM78 167V168H77ZM85 167V168H84ZM92 167V168H91ZM95 167L97 168V169H95ZM107 167L110 169V172H109V170L107 169ZM126 167V168H125ZM188 167V169H190L191 171H188V169L186 170V168ZM191 167V168H190ZM194 167H196V169H199V170H195V168ZM209 167H211V168H209ZM214 167V168H213ZM222 167V168H221ZM12 168V169H11ZM37 168V169H36ZM43 168V169H42ZM74 168H76V169H74ZM87 168V169H86ZM119 168H121V169H119ZM123 168V169H122ZM129 168V169H128ZM140 168V169H139ZM181 168H185V169H182L181 170ZM243 168V169H242ZM245 168V169H244ZM34 171H33V170ZM40 169H42V170H44V172L42 171V170H40ZM95 169V170H94ZM126 169V170H125ZM133 169V170H132ZM179 169V170H178ZM193 169H194V171H193ZM208 169V170H207ZM220 169V170H219ZM249 169V170H248ZM73 170V171H72ZM76 170V171H75ZM89 170V171H88ZM95 172H94V171ZM102 170H103V172H102ZM106 170H108L107 172H106ZM113 172H112V171ZM149 170V171H148ZM176 170H178V171H176ZM180 170H181V172H180ZM244 170V171H243ZM247 170V171H246ZM70 172V173H67V172ZM120 171H122L123 172V174L125 175H122L121 174V172ZM135 171V172H134ZM145 171V172H144ZM148 171V172H147ZM184 171V172H183ZM205 172V173H203V172ZM243 171V172H242ZM41 172H43L42 174H41ZM72 172V173H71ZM94 172V173H93ZM98 174H97V173ZM114 172H115V175H114ZM117 172H118V174L120 175H118L117 174ZM183 172V173H182ZM186 172V173H185ZM188 172L190 173V174H188ZM194 173L195 172V174H192V173ZM207 172H208V174H207ZM249 172V173H248ZM12 173V174H11ZM40 173V174H39ZM93 173V174H92ZM106 173L108 174V175H106ZM112 173H113V175H112ZM197 173V174H196ZM203 173V174H202ZM252 173V174H251ZM11 174V175H10ZM70 174V175H69ZM96 174V175H95ZM105 174V175H104ZM205 174V175H204ZM207 174V175H206ZM251 175V177L249 176V175ZM14 175V176H13ZM33 175H34V177H33ZM36 175V176H35ZM40 175V176H39ZM70 176L71 177V179L69 178V180H67L68 178H67V176ZM94 175V176H93ZM104 175V176H103ZM117 175V176H116ZM126 175H127V178H126ZM135 175H136V177L137 176H139V177H137V178H139V179H137L136 177H135ZM192 175V178L191 177H189V176H191ZM244 175V176H243ZM12 176V177H11ZM43 176V177H42ZM45 176V177H44ZM95 176H98V177H95ZM111 176V177H110ZM140 176H141V179H140ZM206 176V177H205ZM245 177V178H243V177ZM249 177V181L250 182H248V177ZM11 177V178H10ZM73 177V178H72ZM75 177V178H74ZM95 177V178H94ZM104 177H105V179H104ZM115 177V178H114ZM122 177H123V179L125 178V180H122ZM129 177V178H128ZM150 177V178H149ZM197 177V178H196ZM14 180H13V179ZM33 178H34V181H36V183H37V189L39 190H37L36 189V186H34L35 184L33 183L32 184V181H33ZM39 178V179H38ZM44 178V179H43ZM65 178H66V180H65ZM94 178V179H93ZM104 179V180H102V179ZM112 178V179H111ZM120 179V180H118V179ZM133 178H135V180L133 179ZM146 178H148V179H153V180H148L147 182H145L146 180L145 179ZM191 178V179H190ZM199 178V179H198ZM241 178V179H240ZM32 179V180H31ZM73 179V180H72ZM76 179V180H75ZM114 179V180H113ZM128 179H129V181L132 183V184H130V182L128 181ZM193 179V180H192ZM243 179H245L246 181H244L243 182ZM41 182H40V181ZM43 180V181H42ZM102 180V181H101ZM109 180H111V181H109ZM144 180V182H142ZM239 180H241V181H239ZM252 180H255L254 182V184H253V181ZM67 181V182H66ZM73 181H76V182H73ZM90 181V182H89ZM96 181V182H95ZM105 181L107 182V183H105ZM109 181V182H108ZM120 183V185H119V183ZM151 181H153L154 183H152ZM155 181H156V183H155ZM191 181V182H190ZM193 181H196L197 182V184H198V186H200V188L201 189H203V190H201V189H199V188H197L196 187V182H193ZM98 182V183H97ZM104 182V183H103ZM124 182V183H123ZM127 182H129V183H127ZM136 182V183H135ZM138 182V183H137ZM152 183L153 185H156V184H160L159 186L158 185H156V186H154V188H156L155 190H154V188L152 187V184H150V183ZM229 182V183H228ZM46 184V185H48V186H44V184ZM100 183H102V184H100ZM112 183H113V188H112ZM115 183V184H114ZM117 183V184H116ZM140 183H142V186H141V190L140 189H138V188H140V186L139 185H141ZM144 183H145V185H144ZM147 183V184H146ZM204 183V184H203ZM222 183L224 184V185H222ZM228 185H227V184ZM252 185H251V184ZM256 183H257V185H256ZM40 184V185H39ZM92 184V185H91ZM97 184V185H96ZM123 184V185H122ZM127 184H129V188H132L133 187V189H132V191H134V189H135V191L134 192H136V193H134V194H136V196L133 194V192L131 191V189H129L128 188V185ZM137 184V185H136ZM190 184V185H189ZM193 184V185H192ZM209 184V185H208ZM219 184H220V186H219ZM238 184V185H237ZM258 184H259V190H258ZM24 185V186H23ZM42 185H43V187L44 188H47V189H43V187H42ZM67 185V186H66ZM77 185V186H76ZM79 185V186H78ZM99 185V186H98ZM104 185V186H103ZM106 185H108V187H109V185H110V190L109 189H107L106 190V188H108ZM115 185H116V188L118 189H116V193L114 192L115 190ZM119 185V186H118ZM148 185H149V187L150 188H147L148 187ZM151 185V186H150ZM162 185V186H161ZM175 185H176V187H175ZM192 185V186H191ZM195 185V186H194ZM202 185H203V187H202ZM237 185V186H236ZM240 185H242V186H240ZM251 185V186H250ZM254 185V186H253ZM31 186V187H30ZM41 186V187H40ZM49 186L51 187V188H49ZM74 186H76V187H74ZM98 186V187H97ZM101 186V187H100ZM120 186H122V188L120 187ZM127 188H126V187ZM136 186V187H135ZM138 186V187H137ZM158 186V187H157ZM161 186V187H160ZM171 186V187H170ZM213 186V187H212ZM222 186V187H221ZM120 187V188H119ZM159 187L161 188V189H159ZM165 187V189H164V191L167 193V194H165L164 193V191L162 190V188H164ZM172 188L173 189V187H175V189H171V191L173 192V193H171V192H169L168 193V191H169V189L170 188ZM216 187V188H215ZM222 189H221V188ZM242 187H244V190H242L243 188ZM252 187V188H251ZM254 187H257V190H256V188L254 189ZM67 188V189H66ZM74 188V189H73ZM94 188H96V189H94ZM106 190V192H105V190ZM111 188H112V190H111ZM128 190L129 189V191H127L128 193L130 192L131 194H132V196H131V194L129 195L127 192H126V189ZM137 188V189H136ZM143 188H146L147 190H149V193H147L148 191L147 190H144ZM153 188V189H152ZM158 188V189H157ZM167 188H169V189H167ZM205 188V189H204ZM218 188V189H217ZM242 188V189H241ZM246 188H248V189H246ZM251 188V189H250ZM41 189V190H40ZM45 190V191H43V190ZM50 189H52V191L50 190ZM77 191H76V190ZM95 191H94V190ZM100 189V190H99ZM144 191H143V190ZM167 189V190H166ZM255 190V192H253L254 190ZM33 190H36V191H34L33 192ZM47 190H49L50 192L48 193V191ZM55 190V191H54ZM91 190H92V192H91ZM99 192H97V191ZM104 192H103V191ZM119 190H120V192H121V190H122V192L121 193H119ZM125 190V191H124ZM140 190V191H139ZM153 190H154V192H153ZM157 190H159V191H157ZM163 191V193H162V191ZM174 190H178V191H174ZM197 190V192L199 191V193H197V192H195V191ZM201 190V191H200ZM217 190H219V192H214V191H217ZM248 190V191H247ZM251 190V191H250ZM253 190V191H252ZM41 191H43L42 193H41ZM57 191H59V193L57 192ZM73 191H75V193L73 192ZM111 191H113V192H110ZM117 191H118V193H117ZM138 191V192H137ZM142 191V192H141ZM145 191H147V192H145ZM155 191H156V193H157V195H156V198L157 199H155V200H157L156 202H155V200H154V202H153V205H154V208H151V207H153V205L152 206H150L151 204H149V205H147V204H144L145 206H143V203L146 201V198L148 197L147 195L149 194H151V193H155ZM180 191V192H179ZM192 191H194L195 193H193ZM204 191V193H203V195H202V192ZM259 191V193H260V195H259V193H257ZM46 192V193H45ZM51 192H55V193H57V194H55V193H51ZM62 192V193H61ZM63 192L65 193V194H63ZM77 192V193H76ZM95 192L96 193H98V194H95ZM103 192V193H102ZM124 192V193H123ZM141 192V193H140ZM145 192V193H144ZM151 192V193H150ZM160 192H161V194H160ZM179 192V193H178ZM193 193V195H192V193ZM207 192V193H206ZM220 192L222 193V194H224V196H222V194H220ZM225 192V193H224ZM246 192V193H245ZM248 192V193H247ZM250 192H252V193H250ZM41 194L40 196L41 197H44V194H46L47 195V197H48V195H49V198H55L56 197V195H57V198L59 197L60 198V203H58V208H60V209H58V210H61L62 211V209L64 210V211H59L60 212V215H61V224H62V226L63 227H61L60 229L58 228V229H56V231L54 230V231H52L53 229H55L54 227H52V226H48L47 224H49L48 222H49V220H47V219H45V220H43L41 217V213L39 212V210H40V207L38 208L37 206H39V204L41 203L40 201V196L39 195H35V194ZM93 193V194H92ZM104 193H105V196H104ZM118 195L119 194V196L121 197V198H119V196H117V198L116 199H114L115 197L113 196V195ZM139 195H138V194ZM143 193V194H142ZM185 194L187 197L186 198H183V197H185V195H183L182 196V194ZM217 193V194H216ZM243 193L244 194H246V195H243ZM253 193H255V195L253 194ZM52 194H55V195H52ZM60 194V195H59ZM68 194V195H67ZM75 194H77V195H75ZM92 194V195H91ZM100 194V195H99ZM101 194H102V199H101ZM121 194L123 195V196H121ZM126 196H128V197H126ZM128 194V195H127ZM141 194V195H140ZM169 194L171 195L170 196V199H171V201H172V203H170L171 201H170V199H169ZM173 194V195H172ZM174 194H175V196H174ZM179 194V195H178ZM251 194V195H250ZM34 195V196H33ZM45 195V196H46ZM63 195V196H62ZM72 195H74V197L72 196ZM93 195H95L94 197H93ZM96 195H99V197L97 196L96 197ZM109 195V196H108ZM115 195V196H116ZM134 195V196H133ZM145 195V196H144ZM163 195L164 196H166V197H163ZM182 196V198H181V196ZM189 195H191V197L189 196ZM198 197H197V196ZM208 196L207 198H205L206 196ZM241 195V196H240ZM254 195V196H253ZM258 195V196H257ZM73 197V199H75L74 201H73V199H72V197ZM76 196H77V199H76ZM92 196V198H90ZM145 198H144V197ZM178 196V197H177ZM180 196V197H179ZM193 196H194V198H193ZM195 196H196V199H195ZM201 196H203L202 198L204 199L205 198V200H203L202 198V200L201 199H199ZM223 198H222V197ZM239 196V197H238ZM36 197H38V198H36ZM63 197V198H62ZM65 197V198H64ZM67 197V198H66ZM70 197V198H69ZM87 197H89L88 199H87ZM106 199V197H107V199L105 200L104 198ZM111 197V199L113 200H111V199H109ZM114 197V198H113ZM129 201H127L125 198ZM131 197V198H130ZM134 197V198H133ZM138 197V198H137ZM160 197V199H158ZM164 198V200L165 199H167V197H168V200H163V201H161L163 198ZM241 197V198H240ZM16 198V199H15ZM20 199L19 201H18V199ZM33 198H36V200H38V201H36L35 199H33ZM94 198V199H93ZM97 198H99V199H101L102 201L100 202V200L99 199H97ZM119 198V200H117ZM142 198V199H141ZM144 198V199H143ZM174 198V199H173ZM175 198H177V199H175ZM179 198H181V199H179ZM189 198H191V199H189ZM246 198V199H248V200H244V199ZM257 199V203H256V199ZM260 198V199H259ZM14 199V200H13ZM29 199V200H28ZM31 199V200H30ZM62 199H63V201H62ZM68 199V206L70 205L71 207H73V208H71L70 206H69V208H71V209H69L68 208V206H67V203H65L66 202V200ZM70 199H71V201H70ZM89 200V199H91V201L89 200V203L87 202V200ZM124 201H126V202H123V200ZM137 199V200H136ZM185 199V201L184 202H186L187 200L186 199H189L186 203H184L183 202V200ZM210 199V203L209 202H207L208 200ZM250 199V200H249ZM251 199H253L252 201H251ZM15 200H17V201H15ZM24 200V201H23ZM27 200H28V202H29V204L30 203H32V204H34L35 202H37L38 204H36L35 203V205H37L36 207H35V205H33V207L34 208H36V209H34V208H32L31 206H32V204H28V202H27ZM33 200H35V201H33ZM96 200V201H95ZM99 200V201H98ZM104 200V201H103ZM109 201V203H110V201H111V203L109 204L108 203V201ZM116 200V201H115ZM121 200H122V202H121ZM134 200V201H133ZM138 200L141 202L142 200V204H140V202L138 203V204H136V202H138ZM145 200V201H144ZM159 200V201H158ZM174 200L176 201V202H174ZM180 200V201H179ZM182 200V201H181ZM196 200H198V201H196ZM215 200V201H214ZM240 200H242L241 202H242V204H243V206L241 207V208H239V206H241V202H240ZM15 201V202H14ZM22 201H23V203H22ZM33 201V202H32ZM70 201V202H69ZM92 201H93V203H92ZM119 202V204H118V202ZM132 203H131V202ZM191 201V202H190ZM196 201V202H195ZM205 201V202H204ZM217 201V202H216ZM229 201V202H228ZM250 201V202H249ZM16 202H18V203H16ZM27 202V203H26ZM40 202V203H39ZM76 204V206H74V204ZM104 202L108 205V206H105L106 204H104ZM114 202V203H113ZM117 202V203H116ZM122 204H121V203ZM135 202V203H134ZM160 202V203H159ZM162 202H164L163 204H164V206L162 205ZM169 202V203H168ZM203 202H204V204L205 205H203ZM207 202V203H206ZM233 202H235V204L237 205V203L239 204V205H235ZM245 202H249L248 204L247 203H245ZM16 203V204H15ZM63 203V204H62ZM71 203L73 204V205H71ZM90 203L91 204H93V205H90ZM100 203V204H99ZM124 203H126V205L124 204ZM128 203H129V205H128ZM131 203V204H130ZM157 203V204H156ZM175 203V204H174ZM178 203L180 204V205H178ZM191 203H192V205H191ZM197 203H198V206H197ZM216 203V204H215ZM229 203L230 204H233V205H230L229 207H228V205H229ZM6 204V205H5ZM28 204V205H27ZM104 204V205H103ZM124 204V205H123ZM135 205V206H132V205ZM140 204V205H139ZM159 204V205H158ZM161 204V205H160ZM177 204V205H176ZM186 204V205H185ZM211 205V206H209V205ZM215 204V205H214ZM220 204V205H219ZM245 204V205H244ZM253 204H254V206H253ZM24 205H26V206H24ZM67 207H66V206ZM100 205V206H99ZM116 205V206H115ZM128 205V206H127ZM136 205L137 206H139V208H137L136 207ZM145 208V209H147L146 211H145V209L144 208H142V206ZM168 205H171V206H168ZM184 205L186 206V211H184L185 209L183 208L182 209V207H184ZM194 205H196V206H194ZM204 206V208H203V206ZM217 205V206H216ZM225 205V206H224ZM235 205V206H234ZM248 205L250 206V205H252V206H250V207H248ZM28 206V207H27ZM29 206H30V208H29ZM63 206H65V207H63ZM93 206V207H92ZM99 206V207H98ZM111 206V207H110ZM115 206V207H114ZM129 206H130V208H129ZM141 206V207H140ZM148 206H150V207H148ZM166 206V207H165ZM181 206V207H180ZM189 206H190V208H189ZM213 206V207H212ZM228 208H227V207ZM232 206H233V208H232ZM246 208H245V207ZM15 207H17V208H15ZM63 207V208H62ZM75 207V208H74ZM91 207L92 208H94V209H91ZM121 207V208H120ZM132 207L133 208H135V212H133L132 210H134V209H132ZM158 207H161V210H162V212L164 211V209H165V211L163 212L164 213V215L160 212L161 210H160V208H158ZM163 207H165V208H163ZM168 207H170V208H168ZM177 208L178 210L181 208L182 210H179V212H177V210H175V208ZM179 207V208H178ZM195 209H194V208ZM198 207H200V208H203V209H201L200 210V208H198ZM210 207V208H209ZM237 207V208H236ZM251 207H253V208H251ZM6 208V209H5ZM19 208V209H18ZM25 208H28V209H25ZM67 208H68V210L69 211H67ZM98 208V209H97ZM125 208H127V209H125ZM149 208L151 209V210H149ZM158 208V209H157ZM173 208V209H172ZM187 208L188 209H190L189 211L187 210ZM191 208L193 209V210H191ZM197 208V209H196ZM212 208V209H211ZM225 210H224V209ZM231 210H230V209ZM239 208V209H238ZM242 208H244V209H242ZM247 208H248V210H247ZM32 209H33V211H32ZM74 209V210H73ZM111 209V210H110ZM113 209H114V211H113ZM116 209V210H115ZM120 209V210H119ZM124 211H123V210ZM137 209L139 210V211H137ZM143 209V211H145V212H147V214L144 212H140L141 210ZM152 209H153V212L154 211H157L158 213H156V212H151L152 211ZM168 209V210H167ZM171 209H172V211H171ZM222 209V210H221ZM227 209V210H226ZM235 209V210H234ZM240 209H242V210H240ZM253 209V210H252ZM26 210H27V212H26ZM36 210H38L37 212H36ZM99 210V211H98ZM106 210H107V212H106ZM109 210V211H108ZM122 210V211H121ZM129 210V211H128ZM160 210V211H159ZM196 210V211H195ZM203 210V211H202ZM207 210V211H206ZM238 210V211H237ZM244 210V211H243ZM7 211V212H6ZM35 211V212H34ZM65 211H67V213L65 212ZM88 211H90V213L88 212ZM95 211V212H94ZM131 211V212H130ZM170 213H169V212ZM195 211V214L193 213ZM198 211V213L196 214V212ZM205 211V212H204ZM223 211V212H222ZM236 211H237V213H236ZM247 212V214H244V213H246ZM26 212V213H25ZM68 212L70 213V212H72V214H70V215H68ZM75 212V215L73 214ZM84 214H83V213ZM87 212V213H86ZM94 212V213H93ZM106 212V213H105ZM113 212V213H112ZM114 212H118V213H114ZM139 213V215H137L136 213ZM172 212V213H171ZM175 212H177L176 214H175ZM180 212H184L183 214L182 213H180ZM187 212V213H186ZM190 212V213H189ZM219 212H221V213H219ZM229 212V213H228ZM239 212V213H238ZM248 212H250L249 214H248ZM36 213H38L37 215H39V216H37L36 215ZM62 213V214H61ZM63 213H65L64 215H63ZM82 215H85L86 217H89V219L88 218H86V217H84V216H81V214ZM86 213V214H85ZM88 213H89V215H88ZM110 213H112V215H114V216H112V217H110L111 215H110ZM123 213V214H122ZM127 213V214H126ZM149 213V214H148ZM151 213V214H150ZM161 215H160V214ZM167 213V214H166ZM174 213V214H173ZM179 213H180V215L182 214V216H179ZM186 213V214H185ZM201 213H202V215H201ZM2 214V215H1ZM4 214V215H3ZM5 214H7L6 216H5ZM29 214V215H28ZM30 214H32V215H30ZM105 214H106V216H105ZM135 214H136V218H135ZM140 214H142V215H140ZM144 214H146L145 216H143ZM152 214L153 215H155V216H153L154 217V223H153V217H151L152 216ZM157 214H159V215H157ZM189 214V215H188ZM204 214H205V216H204ZM206 214H208L207 216H206ZM223 214V215H222ZM226 216H225V215ZM242 214V215H241ZM69 216V218L67 217V216ZM74 215V216H73ZM91 215V216H90ZM110 215V216H109ZM118 217L119 215V218L117 219V217ZM123 215V216H122ZM134 215V216H133ZM148 215V216H147ZM149 215H150V217H151V219L149 218ZM166 215H167V217H166ZM169 215V216H168ZM170 215H175L174 217L173 216H170ZM180 217H178V216ZM196 217H195V216ZM239 215V216H238ZM244 215V216H243ZM247 217H246V216ZM249 215H251V217L249 216ZM35 216V218H33ZM37 216V217H36ZM96 218V220H94V217ZM108 216V217H107ZM122 216V217H121ZM125 216V217H124ZM140 216V217H139ZM156 216L157 217H160V219H158V218H156ZM177 216V218H175ZM186 216V217H185ZM187 216L191 219V217H192V219L193 220H190L189 221V218H187ZM219 216H221V217H219ZM225 216V217H224ZM241 216H243V217H241ZM29 217H31V219L33 218L34 219V224L32 223L33 221V219L31 220ZM39 217V218H38ZM46 217V216H45ZM93 219H92V218ZM110 217V218H109ZM115 217H116V219H115ZM120 217H121V219H120ZM138 217V218H137ZM144 217H147L146 219L144 218ZM164 217V218H163ZM172 217H173V219H172ZM181 217L183 218V219H181ZM197 217H199V218H197ZM204 217H205V219H204ZM211 217H213V219L215 218H217L216 220L214 219V221H212L213 219L211 218ZM238 217V218H237ZM242 218V219H240V218ZM249 217V218H248ZM4 218V219H3ZM41 218V219H40ZM47 218V217H46ZM62 218H64V219H62ZM71 218V219H70ZM108 218V219H107ZM128 218L130 219V220H128ZM133 218V219H132ZM134 218H135V220H134ZM141 218H143V220H144V222H143V220L141 219ZM171 218V219H170ZM195 218V219H194ZM221 218L223 219L224 218V220H221ZM226 218V219H225ZM232 218V219H231ZM235 218V219H234ZM237 218V219H236ZM68 219H70L69 221H68ZM91 219H92V221H91ZM97 219H98V221H99V223L98 222H96L95 223V221H97ZM106 219V220H105ZM112 219H113V221H112ZM116 221H115V220ZM125 219H127V221L125 220ZM151 220V222L149 221V222H147V220ZM178 219H180V221H181V223L179 222V220ZM185 219V220H184ZM187 219H188V222H187ZM197 219H199L198 221H197ZM200 219H201V221H200ZM204 219V220H203ZM229 219V220H228ZM41 221V223L40 224H38L39 222ZM43 220V221H42ZM47 220V221H46ZM68 222H67V221ZM88 222H87V221ZM89 220L91 221V223L89 222ZM120 220V221H119ZM140 220V221H139ZM142 220V221H141ZM158 220V221H157ZM174 220H177V221H174ZM208 220V221H207ZM217 220H218V222H217ZM235 221V223H234V221ZM238 220H239V222H238ZM242 220V221H241ZM247 220V221H246ZM31 221V222H30ZM37 221V222H36ZM66 221V222H65ZM73 221V222H72ZM84 221H86V222H84ZM93 221H94V223H93ZM110 221H112L111 222V224L112 223H114V222H116L117 223V225L118 226H120V224L123 226V224L124 225H128L129 227H127V226H120V227H118L115 223L114 224H112V226H113V228L111 227V224L109 223ZM127 223H126V222ZM135 221V222H134ZM137 221H139V222H137ZM146 221V222H145ZM157 221V222H156ZM176 222L175 224H172V222ZM199 221H200V223H199ZM205 221H207V222H205ZM212 223H211V222ZM225 222V223H222V222ZM227 221V222H226ZM233 221V222H232ZM245 221H246V223H245ZM70 222V223H69ZM74 224H72V223ZM130 222H134V223H130ZM159 222V223H158ZM184 222V223H183ZM191 222H196V223H191ZM205 222V223H204ZM216 222V223H215ZM229 222H231V223H229ZM236 222H238V223H236ZM242 222H244V223H242ZM253 222V223H252ZM37 223V225H36V227L35 228H33L32 229V226L34 227L35 226V224ZM45 223V224H44ZM66 225H65V224ZM120 223V224H119ZM138 225H137V224ZM141 223V224H140ZM142 223H144V225H145V223H147L145 226L142 224ZM151 223V224H150ZM157 223V225H154V224H156ZM179 223V224H178ZM221 223V224H220ZM234 223V224H233ZM32 224V225H31ZM90 224V225H89ZM94 224V225H93ZM97 224H100V225H97ZM110 226H109V225ZM181 227H179L178 225ZM181 224V225H180ZM196 224V227L194 226ZM202 224V225H201ZM208 226H207V225ZM219 226H218V225ZM229 224H230V226H229ZM233 224V228H234V232H233V228L231 227V225ZM238 224V225H237ZM246 224V226H244ZM31 225V226H30ZM44 225H46V227L44 226ZM64 225H65V227H64ZM131 225H132V227H131ZM139 225H140V227H139ZM144 226V228L146 227V226H148V227H146L145 229L144 228H142L143 226ZM152 225V226H151ZM172 225V226H171ZM175 225V226H174ZM176 225L178 226L177 228H176ZM199 225V226H198ZM203 225H205V226H203ZM216 225V226H215ZM222 225V226H221ZM251 226V228H249V226ZM30 226V227H29ZM38 226H40V227H38ZM42 226V227H41ZM67 226H68V228H67ZM73 226H75V227H73ZM89 226H90V229H87V228H89ZM92 226V227H91ZM94 226H96L97 228L95 229V227ZM98 226L100 227L99 228V231L100 232H97L98 231ZM102 226H103V228H102ZM108 227L107 229H108V231H107V229H106V227ZM115 226H116V229H115ZM155 226H158V228L157 227H155ZM161 226V227H160ZM192 226H193V228H192ZM211 226H213L212 228H211ZM215 226V227H214ZM229 226V227H228ZM236 228H235V227ZM239 226V227H238ZM241 226V227H240ZM244 226V227H243ZM247 226H248V228H247ZM254 228H253V227ZM8 229H7V228ZM13 229L12 231H11V229ZM38 227V228H37ZM73 228V230L74 229H77V230H75V231H73L72 229H70V228ZM81 227V228H80ZM85 227H87V228H85ZM118 227V228H117ZM132 228V230H131V228ZM135 227H137V229L135 228ZM152 227V229H150ZM201 227H204L203 228V232H201L202 230L200 229ZM208 229H206V228ZM217 227V228H216ZM218 227L220 228V229H218ZM225 227V228H224ZM227 227H228V229H227ZM238 227V228H237ZM243 227V228H242ZM246 227V228H245ZM5 228L7 229L6 231H5ZM29 228H31V229H29ZM44 228V229H43ZM45 228H47V231H46V229ZM50 228H53V229H51L50 230ZM128 230H127V229ZM136 230H135V229ZM139 228V229H138ZM157 230H159V231H155L156 229ZM165 228V229H164ZM174 228H176L175 230H174ZM216 229V230H213L212 231V229ZM222 228H224V229H222ZM240 228H242L243 230L241 231V229ZM14 229H17V232H16V230H14ZM36 229H39V230H36ZM42 229H43V231H42ZM63 229H67V230H63ZM68 229H69V232L70 231H72V232H74V233H69L68 232ZM86 229V230H85ZM113 229V230H112ZM120 229L121 230H123V232L121 231L120 232ZM124 229H126V230H124ZM133 229L136 231H134L133 232ZM141 229V230H140ZM154 229V230H153ZM192 229V230H191ZM199 230V232H196V231H198ZM230 229H231V231H230ZM236 229V230H235ZM237 229H238V231H237ZM251 229L253 230H256V231H252L251 232ZM37 232H36V231ZM46 231V235H45V231ZM57 230L59 231V232H61L62 234H60V233H57ZM83 230H85V231H83ZM87 230H89L88 232H87ZM93 230H95L94 232H91L90 233V231H93ZM97 230V231H96ZM104 230V231H103ZM107 232H106V231ZM115 230H117L116 232H115ZM140 231V233L138 232V231ZM144 230H146V231H148V233H144V232H142V231H144ZM179 230V231H178ZM192 232H191V231ZM210 230V231H209ZM227 232H226V231ZM246 230V231H245ZM248 230V231H247ZM4 231H5V233H4ZM9 231V232H8ZM14 231V232H13ZM51 231V232H50ZM65 231V232H64ZM83 231V232H82ZM103 231V232H102ZM127 231V232H126ZM129 231V232H128ZM152 233H151V232ZM154 231V232H153ZM182 231V232H181ZM190 231V232H189ZM193 231H195L194 233H193ZM208 231H209V234H208ZM12 232H13V234H12ZM75 232H77L76 234H75ZM79 232V233H78ZM85 232V233H84ZM87 232V233H86ZM97 232V233H96ZM102 232V233H101ZM124 232H126V233H124ZM131 232V233H130ZM141 232H142V234H144L143 236H142V234H141ZM150 232V233H149ZM188 232V233H187ZM210 232H211V234H210ZM215 232V233H214ZM219 233V235H217L218 233ZM221 232V233H220ZM230 234H229V233ZM233 232V233H232ZM243 233L244 235H246V236H244V235H242V234H240V233ZM248 232H249V234L252 236L253 234V238L251 237V239H250V235L248 234ZM4 233V234H3ZM7 233H8V236H7ZM17 233H18V235H17ZM44 233V234H43ZM56 233H57V236H56ZM67 235H66V234ZM80 233H82V234H80ZM93 233V234H92ZM97 235H99V233H101L99 236H100V238H97L96 236V234ZM103 233L104 234H106V235H104L103 236ZM112 234V235H110V234ZM129 233V234H128ZM154 233V234H153ZM155 233H156V235H155ZM190 233V235H188ZM197 233V234H196ZM239 233V234H238ZM16 234V235H15ZM39 234H41V235H39ZM50 234V235H49ZM55 234V235H54ZM60 234V235H59ZM65 234V238H64V235ZM75 234V235H74ZM110 235V237H109V235ZM119 234H121V238H122V236H123V238L122 239H120L119 237H120V235ZM125 234H127L125 237H124V235ZM132 234H133V238H132ZM135 234V235H134ZM139 234V235H138ZM151 234V235H150ZM158 234V235H157ZM191 234H192V236H191ZM198 234H199V236H198ZM222 234H224V236H222ZM228 234H229V236H228ZM258 234V235H257ZM48 235V236H47ZM63 237H62V236ZM94 235V236H93ZM115 235V236H114ZM118 235V236H117ZM147 235H149V238H148V236ZM155 235V237H153ZM162 237H161V236ZM194 235V236H193ZM202 235H204L203 237H201ZM205 235H207L206 237H209V238H206L205 237ZM209 235H211V238H210V236ZM215 235H216V238H215ZM226 235V236H225ZM234 237H233V236ZM239 235V236H238ZM248 235V236H247ZM14 236V237H13ZM17 238H16V237ZM46 236V237H45ZM50 236V237H49ZM55 236V237H54ZM70 236V237H69ZM98 236V237H99ZM130 236V237H129ZM136 236V237H135ZM138 236H141V237H138ZM152 236V237H151ZM157 236V237H156ZM159 236H160V238H159ZM175 236H177L176 238H175ZM179 236V237H178ZM10 237H12V238H14V240L13 241H11L12 239L10 238ZM40 237H42V239L43 238H45V239H41ZM62 237L63 238V240L61 241V243H65L64 244V246L65 247H69V245L70 244H72V245H70L71 247H69V248H65L64 246H63V244H60L59 242V239ZM69 239V242H68V239ZM105 237V239H107V243L106 242H104V240L102 241V239ZM111 237H112V239H111ZM114 237V238H113ZM120 239H118V238ZM127 237H129V238H127ZM142 237H144L145 239H146V242L145 241H143V240H145L144 238L142 239ZM151 237V238H150ZM174 237V239H172ZM194 237V238H193ZM197 237H198V239H197ZM221 237V239H218V241L219 242H217V238H220ZM225 237H226V239H225ZM230 237H232V238H230ZM242 237V238H241ZM256 237V238H255ZM54 238L56 239L57 238V241L56 240H54ZM108 238H110V239H108ZM115 238H116V241H117V239H118V241L117 242H115V243H112V242H114L115 241ZM126 238V239H125ZM130 238H132V240L136 243H138L139 244V242H141V243H144V244H146V245H144V247H143V245L140 243L139 245L137 244H135ZM135 238H138V239H136V241H135ZM141 238V239H140ZM157 238V239H156ZM163 238H164V240H163ZM199 238H202V239H199ZM228 238H230V239H228ZM235 238H237V239H235ZM243 238H245V239H243ZM10 239V240H9ZM39 239H41V240H39ZM50 239V240H49ZM99 240V241H101V243L100 242H98L97 240ZM124 239V240H123ZM128 239V240H127ZM147 239H149V240H147ZM160 239V240H159ZM178 239L180 240V242H177L178 241ZM205 239V240H204ZM209 239H211L213 242H211V240H208ZM216 239V240H215ZM222 239H225V240H222ZM249 239V240H248ZM262 239L264 240V238L262 237ZM39 240V241H38ZM48 240H49V243H45V242H48ZM56 241V242H54V241ZM65 240V241H64ZM71 240V241H70ZM108 240H109V242H108ZM126 240H127V242H126ZM140 240V241H139ZM154 240H158L159 241V245H158V241H155L154 242V244H153V242L152 241H154ZM161 240H163V243H162V241ZM198 240L200 241V242H198ZM208 242H207V241ZM232 240V241H231ZM233 240H235V241H233ZM41 241V242H40ZM52 241V242H51ZM94 241L96 242L95 244H93L94 243ZM111 241V242H110ZM133 243H132V242ZM151 241V243H149V242ZM166 241V242H165ZM170 241V242H169ZM171 241H172V243H171ZM173 241L176 243L177 242V244H176V246L173 244ZM197 241V242H196ZM223 241V242H222ZM229 241H231V242H229ZM245 241V242H244ZM5 242V243H4ZM44 242V243H43ZM98 242V243H97ZM123 242V243H122ZM157 242V243H156ZM203 242V244H200V243H202ZM204 242H205V244H204ZM216 242H217V244H216ZM227 242H228V244H227ZM240 242V243H239ZM39 243H41V244H39ZM56 243H58L57 245H56ZM67 243V244H66ZM103 244L104 243V246H105V248L107 249V250H105L103 247H102V245H100V244ZM112 243V244H111ZM121 243V244H120ZM130 243H131V245H130ZM199 243V244H198ZM212 243H214V244H212ZM225 243V244H224ZM242 243V244H241ZM263 243H264V241H263ZM37 244H39V246L37 245ZM42 244H45V245H43L42 246ZM48 244V245H47ZM49 244H50V246H49ZM54 246H53V245ZM92 244V245H91ZM97 244H99V246L97 245ZM118 244V245H117ZM124 246H123V245ZM133 244H135V246H133ZM148 244H153V245H155L154 247H152L151 245H148ZM161 244V245H160ZM179 244V245H178ZM208 244V245H207ZM221 244V245H220ZM222 244H223V247L225 248V250H224V248L222 247ZM235 244H237V245H235ZM240 244V245H239ZM20 245V246H19ZM107 245H110V247L108 246V248L106 247ZM113 245H114V247H113ZM126 245V246H125ZM129 245V246H128ZM142 245V246H141ZM147 245L149 246V247H147ZM165 245V246H164ZM170 245V246H169ZM171 245H172V247H171ZM178 245V246H177ZM186 245H188V246H186ZM196 245L198 246L197 248H196ZM201 245V246H200ZM203 245V246H202ZM210 245H214V246H211V248L209 247ZM215 245H218V247L216 246L215 247ZM231 245H232V247H231ZM239 245V247H237ZM2 246H4V248L2 247ZM10 246V247H9ZM17 246V247H16ZM35 246V247H34ZM37 246V247H36ZM48 246V247H47ZM59 246H61V247H59ZM93 246V247H92ZM113 248H112V247ZM123 246V247H122ZM159 246V247H158ZM163 246V247H162ZM182 246H186V247H182ZM226 246H227V248H226ZM8 247V248H7ZM23 247V248H22ZM39 247V248H38ZM46 247V248H45ZM53 247V248H52ZM64 247V248H63ZM90 247V248H89ZM96 247H97V250H96ZM100 247V248H99ZM123 249H122V248ZM130 247V248H129ZM142 247L144 248V249H142ZM148 249H147V248ZM180 247V248H179ZM201 247V248H200ZM204 247V248H203ZM205 247H207V248H205ZM234 247V248H233ZM21 248V249H20ZM26 248V249H25ZM39 250H38V249ZM41 248V249H40ZM45 248V249H44ZM48 248V249H47ZM53 250H52V249ZM89 248V249H88ZM92 248H95V249H92ZM99 248V249H98ZM103 248V249H102ZM110 248V249H109ZM116 248V249H115ZM119 248H120V250H119ZM125 248V249H124ZM126 248H127V250H126ZM128 248H129V250H128ZM133 249V250H130V249ZM146 248V249H145ZM154 248H157L156 250H155V252H154V250L153 249ZM176 248V249H175ZM179 248V249H178ZM195 248V249H194ZM213 248V249H212ZM244 248V249H243ZM9 249V250H8ZM42 249H44V250H42ZM70 249V250H69ZM72 249V250H71ZM113 249H114V251H113ZM140 249V250H139ZM160 249V250H159ZM174 249V250H173ZM186 249H188V250H186ZM193 249V250H192ZM198 249V250H197ZM199 249H200V251L202 250V254L200 253L199 255H201V256H203V257H201V256H199L198 254H195V253H199L200 251H199ZM206 251V253H205V251ZM207 249V250H206ZM210 249H211V251H210ZM230 249V250H229ZM236 249V250H235ZM17 250V251H16ZM24 250V251H23ZM27 250V251H26ZM40 250H42V251H40ZM49 250V251H48ZM95 250H96V252H95ZM118 250V251H117ZM138 250V251H137ZM143 250V251H142ZM144 250H146L145 252H146V254L148 255V253H149V255L147 256L145 253H144ZM151 250V251H150ZM163 250V252H161ZM192 252H191V251ZM194 250H196V251H194ZM219 250V251H218ZM235 250V251H234ZM4 251V252H3ZM8 251V252H7ZM20 251V252H19ZM40 251V252H39ZM66 251H69L68 253L66 252ZM97 251H98V254H100L102 251H104L103 253H101V254H103L102 256H101V254L100 255H98L97 254ZM107 251V252H106ZM109 251V252H108ZM126 251V254L124 253ZM128 251V252H127ZM129 251H130V253H129ZM135 252V256L137 257V258H139L138 259V261H137V259H136V257L135 256H133L134 255V252ZM137 251V252H136ZM140 251H142V253L140 252ZM160 251V252H159ZM188 251H189V253H188ZM194 251V252H193ZM208 251V252H207ZM216 251V252H215ZM223 251H224V253H223ZM229 252V255H231V256H229L228 255V252ZM236 251H238L237 253L238 254H233V253H235ZM2 252H3V254H2ZM5 252H7V253H5ZM15 252V253H14ZM23 252H25V253H23ZM111 252V253H110ZM141 254H139V253ZM211 252V253H210ZM242 252V253H241ZM17 253V254H16ZM19 253H21V255H19ZM66 254V256H65V254ZM70 253V254H69ZM90 253V254H89ZM95 253V254H94ZM107 253V254H106ZM108 253H109V255H108ZM113 253V255H110V254H112ZM114 253H116V254H114ZM122 253V254H121ZM139 255H138V254ZM152 253V255L150 256V254ZM159 253H161V255L159 254ZM186 253V254H185ZM188 253V254H187ZM192 253H194V254H192ZM203 253H204V255H203ZM225 253H226V255H225ZM242 255H241V254ZM243 253H244V256H243ZM68 254V255H67ZM118 254H120V256L118 255ZM123 254H125V255H123ZM132 256H131V255ZM145 254V255H144ZM155 254V255H154ZM156 254H157V256H156ZM159 254V255H158ZM165 254V255H164ZM173 254V255H172ZM207 256H206V255ZM220 257H218L217 255ZM224 254V255H223ZM252 254H254V255H249L250 257L252 256V260L254 259L255 260V262H258V259H261V261L264 259V252H259V251H255L254 253H252ZM256 254V255H255ZM18 255V256H17ZM91 255V256H90ZM93 255H95V256H93ZM99 257H98V256ZM105 255H107L108 257H105ZM114 255H116V256H114ZM122 255V256H121ZM127 255H129V257L127 256ZM143 255H144V257H143ZM154 255V256H153ZM162 255H164V256H162ZM193 255H195V257L193 256ZM197 255V256H196ZM234 255V256H233ZM242 257H241V256ZM7 256V257H6ZM31 257V259H30V257ZM123 256H125V258L123 257ZM147 256V257H146ZM156 256V257H155ZM160 256H162V258L160 257ZM199 256V257H198ZM206 256V258H204ZM227 256V257H226ZM229 256V257H228ZM240 256V257H239ZM247 256V255H246ZM27 257V258H26ZM54 257V258H53ZM95 257V258H94ZM102 257V258H101ZM103 257H105V258H103ZM111 257V258H110ZM124 258V259H122V258ZM127 257V258H126ZM133 257V258H132ZM151 257V262H150V258ZM164 257V258H163ZM173 257V258H172ZM224 257H226V258H224ZM235 257V258H234ZM36 258V259H35ZM38 258V259H37ZM53 258V260L55 259V263H54V261L53 260H49V259H52ZM65 258H67V259H65ZM96 258L99 260H96ZM106 258H107V260H106ZM116 258L119 260V262H120V260L122 259L123 260V262H122V260H121V262L119 263L118 262V260L117 261H115L116 260ZM156 258V259H155ZM166 258H168V261L166 260ZM172 258V260H170ZM202 258H204L205 260H203V262H202ZM211 260H210V259ZM213 258H215V259H213ZM219 258V259H218ZM230 258V259H229ZM233 258V259H232ZM263 258V259H262ZM7 259V260H6ZM28 259V260H27ZM34 259V260H33ZM39 259L41 260V261H39ZM44 259V260H43ZM56 259H59V262L57 261L56 262ZM61 259H64L65 261L63 262V261H61ZM92 259H94L93 261H91ZM103 259H105L106 261H101V260H103ZM111 259V261H109ZM128 259V260H127ZM133 259V260H132ZM145 259V260H144ZM152 259H153V261L154 262H152ZM181 259H183L184 261H182ZM218 259V260H217ZM222 259V262L221 261H219V260H221ZM223 259H226V261L225 260H223ZM239 259V260H238ZM27 262H26V261ZM33 260V261H32ZM48 262H47V261ZM149 260V261H148ZM162 260V262H160ZM169 260H170V262H169ZM174 260H175V262H174ZM214 260L215 261H217V263L215 262V263H213L214 262ZM230 260V261H229ZM253 260V261H254ZM1 261H2V263H1ZM31 261V262H30ZM38 261V262H37ZM42 261H43V263H42ZM46 261V262H45ZM53 263H52V262ZM91 261V262H90ZM97 261V262H96ZM135 261H137V262H135ZM145 263H144V262ZM181 261V262H180ZM207 261V262H206ZM209 261H212V263H210ZM228 261V262H227ZM260 261V260H259ZM40 262V263H39ZM99 262H103V263H99ZM114 262V263H113ZM117 262V263H116ZM127 262V263H126ZM166 262V263H165ZM263 262H264V260H263ZM130 264H131V262H130Z\"/></svg>",
  "mask_w": 264,
  "mask_h": 264
},
{
  "label": "bare ground",
  "instance_id": "2",
  "mask_svg": "<svg viewBox=\"0 0 264 264\" xmlns=\"http://www.w3.org/2000/svg\"><path fill=\"white\" fill-rule=\"evenodd\" d=\"M0 1H1V0H0ZM2 1H4V0H2ZM8 1L11 2L10 0H8ZM30 1H31L32 4H33L32 1H35V2H36V5H37L38 8H39L40 14L37 13V15H38V20H37L36 25H37V27L39 28L41 34H40V33H37V34H39L40 38H39V42H38L37 44H34V48H31V49L28 48V51H25V50H24L25 52H28L27 54H30V55H31V56H30V57H31L30 60H31V59H32V60H37V62H38V63H37V62H34V64L37 63V65H36V64L34 65V66L36 67L35 69L33 68V64H31V62H30V65H32V68H33L34 71H32V70L30 69L31 72H33V73H32V74L30 73V74H31V77H30V74L27 75V76H29V77H28V78H29L28 80H30V81L27 80V81L29 82V86H30V88H28V87H27V88L29 89L28 91H31V92H30L31 95H28L27 93H26V94H27L28 96H31V97H32V99H33V101H32L33 103H32V104H33V105H34V104H35V105H36V104H38V105H39V104H42L41 106L39 105V106H40L39 108H41L42 106H43V108L45 107V108H46V111L48 112V113H46V114H48V115H47V117H46V115H45L46 118L43 119L42 121L39 120V121H40V122H39V121L37 120L38 118H36V117H37L36 115H35L36 117H35V116H32V114L34 113V111H33V113L29 116V118H30L31 120H33V121H34L35 118H36V120L38 121L37 124H36V127L38 126V127L40 128V130H38V131L36 130V131H37V134H38V136H39L38 139H40V140H38L37 138H36V139H37V141H39V142H38V143H39L38 145H42L43 149L45 150V152H44V153H45L44 156L42 155V156L46 159V161H47V162L45 161V162H46V168H44V169H45V174H46L45 176H46V177H45V176H44V177L46 178L45 180H47L48 182H45V183H49V185H50L52 188H54L55 190H59V189H60L59 187H61V188L63 187V186H60V184H62V183L64 184V182H62V181H63V178L65 177L64 175L66 174V171H67V170L65 171V166H66V165H65V162H66L68 159L66 160L65 158H67V155H68L67 153H69V152H68L69 150L67 149V146H68V145L66 146V144H69L70 142H71L70 145L72 144V141H70V140L72 139V136H69V135H70V132H69L70 130H69V131L66 130V131L69 132V135H66V134L64 135V132H63L64 130H63V131H60L61 126L64 124V121H65V119H64L65 116H63V114H64V109H65V111H66V107L63 109V107L66 105L65 102H63V103H65V105L62 107V105H63L62 101L65 100V99H63V98H65V96H63V93H66V91L68 92V91H69V90L67 89L68 84H69L71 81L74 82V79L72 78L74 72H72V71L69 69V68L71 67V66H70L71 63H69V61H71V60L68 59V58L70 57L71 52L73 51V50L71 49V48H73V46L71 47V45H70L69 42L71 41V38L73 37L74 33L77 32V31L74 32L75 30H74L73 23H75V21H76L77 19H79V18H81L82 16L86 15L85 13H87V12L90 11V9H91L90 6H91L93 0H30ZM99 1H100V0H99ZM102 1L104 2L105 0H102ZM106 1H107V0H106ZM106 1H105V2H106ZM142 1H143V0H142ZM209 1H211V0H209ZM209 1H208V2H209ZM214 1H215V0H214ZM256 1H257V0H256ZM256 1H255V2H256ZM6 2H7V1H6ZM94 2H95V1H94ZM96 2H97V1H96ZM107 2H108V1H107ZM111 2H112V1H110V2H108V3L110 4ZM113 2L115 3L114 0H113ZM117 2H118V1H117ZM146 2H147V1H146ZM245 2H246V1H245ZM259 2H260V1H259ZM0 3H1V2H0ZM97 3H98V2H97ZM99 3H100V2H99ZM121 3H122V2H121ZM131 3H132V2H131ZM138 3H139V2H138ZM217 3L219 4V2H217ZM217 3H216V4H217ZM228 3H229V1H228ZM251 3H252V2H251ZM253 3H254V1H253ZM8 4H9V3H8ZM8 4H7V5H8ZM13 4H14V3H13ZM109 4H108V5H109ZM123 4H124V3H123ZM154 4H155V3H154ZM224 4H225V3H224ZM246 4H247V3H246ZM33 5H34V4H33ZM36 5H35V7H36ZM97 5H98V4H97ZM97 5H95V7H96ZM101 5H102V4H101ZM115 5H116V4H115ZM213 5H214V4H213ZM220 5H221V4H220ZM222 5H223V4H222ZM251 5H252V4H251ZM253 5H256V4H253ZM257 5H258V3H257ZM3 6H4V5H2V7H3ZM11 6H12V5H11ZM92 6H93V5H92ZM112 6H114V5H112ZM150 6H151V5H150ZM215 6H216V5H215ZM95 7H94V9H92L94 13H96V12L94 11V10H95ZM98 7H99V6H98ZM98 7H97V8H98ZM120 7H121V6H120ZM129 7H130V6H129ZM133 7H134V6H133ZM151 7H152V6H151ZM217 7H218V5H217ZM217 7L214 8V9H215V12L217 11ZM259 7H260L261 11H264V1L261 0V3H260V6H259ZM11 8H12V7H11ZM13 8H14V7H13ZM32 8H34V7H32ZM97 8H96V9H97ZM131 8H132V7H131ZM157 8H158V7H157ZM244 8H245V7H244ZM250 8H251V6H250ZM257 8H258V6H257ZM2 9H3V8H2ZM228 9H229V7H228ZM258 9H259V8H258ZM4 10H5V7H4ZM8 10H10V9H8ZM18 10H19V9H18ZM30 10H31V9H30ZM37 10H38V9H37ZM98 10H99V9H98ZM127 10H128V9H127ZM135 10H136V9H135ZM138 10H139V9H138ZM142 10H143V9H142ZM218 10H219V9H218ZM225 10H226V9H225ZM250 10H251V9H250ZM16 11H17V10H16ZM231 11H232V10H231ZM251 11H252V10H251ZM4 12H5V11H4ZM4 12H3V13H4ZM7 12H8V11H7ZM7 12H5V13H7ZM34 12H35V11H34ZM34 12H33V14H34ZM37 12H38V11H37ZM93 12H92V13H93ZM99 12H100V11H99ZM124 12H125V11H124ZM137 12H138V11H137ZM225 12H226V11H225ZM233 12H234V10H233ZM1 13H2V12H1ZM9 13H10V11H9ZM11 13H12V11H11ZM35 13H36V12H35ZM127 13H128V12H127ZM216 13H217V12H216ZM219 13H221V12L219 11ZM227 13H228V12H227ZM259 13H260V12H259ZM87 14H88V13H87ZM89 14H90V13H89ZM97 14H98V13H97ZM120 14H121V13H120ZM157 14H158V13H157ZM90 15H92V14H90ZM93 15H94V14H93ZM132 15H133V14H132ZM249 15H250V14H249ZM251 15H252V13H251ZM263 15H264V12H263ZM0 16H3V14H2V15L0 14ZM5 16L7 17L8 15H5ZM5 16H4V17H5ZM15 16H16V15H15ZM88 16H89V15H88ZM95 16H96V15H95ZM107 16H109V15H107ZM130 16H131V15H130ZM139 16H140V14H139ZM255 16L257 17V15H255ZM255 16H253V17L255 18ZM4 17H3V18H4ZM6 17H5V19L7 20ZM86 17H87V15H86ZM86 17H85L84 19H86ZM92 17H93V16H92ZM97 17H98V16H97ZM113 17H114V16H113ZM131 17H132V16H131ZM137 17H138V16H137ZM9 18H10V16H9ZM108 18L110 19V17H108ZM108 18H107V19H108ZM119 18H120V19H123V18H121V17H119ZM119 18H118V19H119ZM128 18H129V17H128ZM128 18H127V19H128ZM134 18H135V17H134ZM134 18H133V19H134ZM258 18H259V16H258ZM5 19H4V21H5ZM84 19H82V20H84ZM112 19H113V18H112ZM118 19H117V20H118ZM133 19H132V20H133ZM137 19H138V18H137ZM219 19H220V18H219ZM228 19H229V18H228ZM237 19H238V18H237ZM256 19H257V18H256ZM256 19H255V20H256ZM259 19H260V18H259ZM261 19H262V18H261ZM263 19H264V18H263ZM0 20H1V19H0ZM8 20H9V19H8ZM16 20H17V19H16ZM16 20H15V21H16ZM86 20H87V19H86ZM94 20H95V19H94ZM114 20H115V19H114ZM117 20H116V21H117ZM129 20H130V18H129ZM216 20H217V19H216ZM221 20H222V19H221ZM224 20H225V19H224ZM2 21H3V20H2ZM11 21H12V20H11ZM11 21H10L9 23L12 24ZM15 21H13V22H14L15 25L17 26L18 23H16L17 21H16V22H15ZM79 21H81V20H79ZM88 21H90V18H89ZM88 21H84L85 24H86V22L88 23ZM109 21H110V20H109ZM126 21H127V20H126ZM236 21H237V20H236ZM258 21H259V20H258ZM262 21H263V20H262ZM77 22H78V21H77ZM77 22H76V23H77ZM90 22H92V21H90ZM93 22H95V21H93ZM102 22H103V21H102ZM117 22H118V21H117ZM123 22H124V21H123ZM128 22H130V21H127V23H128ZM253 22H254V20H253ZM19 23H20V22H19ZM80 23H81V25L83 26V22L81 21ZM120 23H121V20H120ZM130 23H131V22H130ZM133 23H135V22L133 21ZM244 23H245V22H244ZM255 23H256V22H255ZM6 24H8V22H7ZM11 24H9V25H11ZM31 24H32V23H31ZM78 24H79V23H78ZM78 24H77V25H78ZM99 24H100V23H99ZM121 24H122V23H121ZM238 24H239V23H238ZM261 24H262V23H261ZM263 24H264V23H263ZM0 25H2L1 22H0ZM4 25H5V24H4ZM77 25H76V26H77ZM91 25H92V24H91ZM114 25H115V24H114ZM118 25H120V24H118ZM122 25H123V27H124V24H122ZM130 25H131V24H130ZM254 25H255V24H254ZM254 25H253V26L251 25V26L254 27ZM12 26H13V25H12ZM32 26H33V25H32ZM111 26H113V25H111ZM116 26H117V25H116ZM120 26H121V25H120ZM125 26H126V25H125ZM134 26H135V25H134ZM258 26H259V24H258ZM258 26L256 25V27H258ZM260 26H261V25H260ZM263 26H264V25H263ZM9 27H10V26H9ZM18 27H19V26H18ZM78 27H79V26H78ZM117 27H118L117 29H119V26H117ZM127 27H128V26H127ZM229 27H230V26H229ZM1 28H2V27H1ZM14 28H15V27H14ZM14 28H12V30H13ZM16 28H17V27H16ZM27 28H28V27H27ZM89 28H90V26H89ZM100 28H101V27H100ZM105 28H106V27H105ZM112 28L114 29L115 27H112ZM18 29H20V28H17V30H18ZM33 29H34V28H33ZM35 29H36V28H35ZM82 29H83V27H82ZM84 29H85V28H84ZM110 29H111V28H110ZM123 29H124V28H123ZM126 29H127V28H126ZM261 29H262V28H261ZM263 29H264V28H263ZM20 30H21V29H20ZM24 30H25V29H24ZM27 30H28V29H27ZM27 30H26V31H27ZM76 30H78V29H76ZM119 30H120V29H119ZM132 30H133V29H132ZM132 30H131V31H132ZM136 30H137V29H136ZM251 30H252V29H251ZM4 31H5V30H4ZM18 31H19V30H18ZM31 31H34V30H31ZM37 31H38V30H37ZM78 31H79V30H78ZM103 31H104V30H103ZM124 31H125V29H124ZM249 31H250V30H249ZM23 32H25V31H23ZM29 32H30V31H29ZM35 32H36V31H35ZM80 32H81V30H80ZM83 32H85V31H82L81 34H83ZM109 32H110V31H109ZM114 32H115V31H114ZM120 32H121V31H120ZM122 32H123V30H122ZM122 32H121V33H122ZM125 32H126V31H125ZM125 32H124V33H125ZM242 32H243V31H242ZM257 32H258V31H257ZM25 33L27 34V32H25ZM30 33H31V32H30ZM106 33H107V32H106ZM26 34H25V35H26ZM28 34H29V33H28ZM81 34L79 35V33H78L77 36L80 37ZM113 34H116V32L113 33ZM119 34H120V33H119ZM133 34H134V33H133ZM148 34H149V33H148ZM150 34H151V33H150ZM262 34H263V33H262ZM2 35H3V33H2ZM13 35H14V34H13ZM35 35H36V34H35ZM35 35H34V37H35ZM84 35H85V33H84ZM130 35H131V34H130ZM134 35H136V34H134ZM142 35H143V34H142ZM256 35H257V34H256ZM30 36H31V35H30ZM30 36H29V37H30ZM75 36H76V35H75ZM87 36H88V35H86V37H87ZM108 36H109V35H108ZM122 36H123V35H122ZM138 36H140V35H138ZM147 36H148V35H147ZM180 36H181V35H180ZM186 36H187V35H186ZM26 37H27V35H26ZM32 37H33V35L31 36V38H32ZM83 37H84V36H83ZM83 37H82V38H83ZM86 37H85V38H86ZM106 37H107V36H106ZM118 37H119V36H118ZM120 37H121V36H120ZM120 37H119V38H120ZM123 37H124V36H123ZM132 37H133V36H132ZM175 37H176V36H175ZM178 37H179V36H178ZM254 37H255V36H254ZM13 38H14V37H13ZM31 38H30L29 42L32 40ZM37 38H38V37H37ZM37 38H36V39H37ZM74 38H75V37H74ZM89 38H90V37H89ZM109 38H110V37H109ZM126 38H127V37H126ZM182 38H183V37H182ZM186 38H187V37H186ZM259 38H260V35H259ZM259 38H258V39H259ZM6 39H7V38H6ZM6 39H5L4 42H6ZM33 39H34V38H33ZM189 39H190V38H189ZM0 40H1V39H0ZM9 40H10V39H9ZM9 40L7 39V42H8ZM26 40H27V38H26ZM82 40H83V39H82ZM85 40H87V39H85ZM118 40H119V39H118ZM132 40H133V39H132ZM145 40H146V39H145ZM177 40H178V39H177ZM187 40H188V38H187ZM2 41H3V40H2ZM2 41H1V42H2ZM87 41H89V39H88ZM87 41H85V42H87ZM114 41H115V40H114ZM135 41H136V40H135ZM183 41H184V40H183ZM1 42H0V43H1ZM4 42H3V43H4ZM21 42H22V40H21ZM24 42H26V41H25V37H24ZM36 42H37V41H36ZM75 42H76V41H75ZM85 42H84L83 45L88 44V43H85ZM103 42H104V41H103ZM138 42H140V41H138ZM3 43H2L1 45H3ZM71 43H72V42H71ZM77 43H78V42H77ZM80 43H81V42H80ZM80 43H79V44H80ZM135 43H136V42H135ZM146 43H147V42H146ZM180 43H182V42H180ZM184 43H185V42H184ZM263 43H264V42H263ZM8 44H9V43H8ZM26 44H28V43H26ZM29 44H30V43H29ZM29 44H28V45H29ZM31 44H32V42H31ZM75 44H76V43H75ZM75 44H74V45H75ZM91 44H92V43H91ZM101 44H102V43H101ZM110 44L112 45V43H110ZM118 44H119V43H118ZM143 44H144V43H143ZM244 44H245V43H244ZM260 44H261V43H260ZM1 45H0V47L4 48V47L1 46ZM5 45H7V44H5ZM23 45H25V43H24ZM23 45H20V46L23 47ZM114 45H115V44H114ZM114 45H113V46H114ZM144 45H145V44H144ZM147 45H148V44H147ZM149 45H150V44H149ZM182 45H183V43H182ZM263 45H264V44H263ZM75 46H76V45H75ZM81 46H82V43H81ZM106 46H108V45H106ZM152 46H153V45H152ZM154 46H155V45H154ZM245 46H246V45H245ZM258 46H259V45H258ZM258 46H257V47H258ZM5 47H6V46H5ZM9 47H10V45H9ZM26 47H27V46H26ZM29 47H30V46H29ZM32 47H33V46H32ZM88 47H89V46H88ZM118 47H119V46H118ZM134 47H135V46H134ZM251 47H252V46H251ZM254 47H255V46H254ZM75 48H76V47H75ZM75 48H74V49H75ZM89 48H90V47H89ZM89 48H88V49H89ZM94 48H95V47H94ZM96 48H97V47H96ZM106 48H108V47H105V49H106ZM113 48H114V47H113ZM113 48H112V51H113ZM116 48H117V47H116ZM239 48H240V47H239ZM252 48H253V47H252ZM258 48H260V46H259ZM261 48L264 49L263 47H261ZM261 48H260V49H261ZM6 49H7V48H6ZM6 49H5V50H6ZM21 49H22V48H21ZM24 49H26V48H24ZM235 49H236V48H235ZM0 50H1V48H0ZM5 50H4V51H5ZM75 50H76V49H75ZM94 50H95V49H94ZM109 50H110V49H109ZM114 50H115V49H114ZM118 50H119V49H118ZM239 50H240V49H239ZM256 50H257V48H256ZM6 51H7V50H6ZM8 51H9V49H8ZM100 51H101V49H100ZM107 51H108V50H107ZM129 51H131V50H129ZM262 51H263V50H262ZM0 52L2 53V51H0ZM22 52H23V51H22ZM25 52H23V53L25 54ZM75 52H76V51H74V53H75ZM117 52H118V51H117ZM124 52H125V51H124ZM247 52H248V51H247ZM260 52H261V51H259V53H260ZM1 53H0V55H1ZM3 53L5 54V52H3ZM74 53H73V54H74ZM77 53H78V52H77ZM77 53H76V54H77ZM82 53H83V51H82ZM99 53H100V52H99ZM119 53H120V52H119ZM122 53H123V52H122ZM129 53H130V52H129ZM254 53H255V52H254ZM259 53H258V54H259ZM262 53H263V52H262ZM7 54H8V53H7ZM15 54H16L15 56H17V53H15ZM20 54H21V53H20ZM20 54H19V55H20ZM73 54H72V55H73ZM76 54H75V55H76ZM78 54H79V53H78ZM126 54H127V53H126ZM245 54H246V53H245ZM252 54H253V53H252ZM256 54H257V53H256ZM256 54H254V55H256ZM260 54H261V53H260ZM5 55H6V54H5ZM13 55H14V54H13ZM19 55H18V56H19ZM75 55H73V56H75ZM80 55H81V54H80ZM80 55H79V56H80ZM89 55H90V54H89ZM96 55H97V54H96ZM98 55H101V54H98ZM98 55H97V56H98ZM116 55H117V54H116ZM141 55H142V54H141ZM254 55H253V56H254ZM7 56H8V55H7ZM7 56H4V57H7ZM21 56H22V55H20V57H18V58H22V57L26 58L27 56H28V58H29V55H26V57H25V55H23L22 57H21ZM68 56H69V57H68ZM76 56H77V55H76ZM79 56H78V57H79ZM86 56H87V55H86ZM91 56H92V58H93L94 55H91ZM91 56H89V57H91ZM243 56H244V55H243ZM258 56H259V55H258ZM262 56H263V58H264V53H263ZM0 57H1V56H0ZM71 57H72V56H71ZM81 57H82V56H81ZM83 57H84V56H83ZM83 57H82V58H83ZM100 57H101V56H100ZM102 57H103V56H102ZM124 57H125V56H124ZM126 57H127V56H126ZM256 57H257V55H256ZM256 57L254 56V59H255ZM260 57H261V56H260ZM8 58H9V57H8ZM8 58H7V59H8ZM13 58H14V56H13ZM24 58H23V59H24ZM86 58H88V56H87ZM86 58H85V60H86ZM92 58H91V59H92ZM94 58H95V56H94ZM97 58H98V57H97ZM104 58H105V57H104ZM111 58H112V57H111ZM118 58H119V57H118ZM134 58H135V57H134ZM252 58H253V57H252ZM0 59H1V58H0ZM11 59H12V57H11ZM14 59H15V58H14ZM23 59H22V60L20 59V60L23 61ZM70 59H75V58L72 57V58H70ZM77 59H79V58H77ZM77 59H75V60H77ZM80 59H81V58H80ZM80 59H79V60H80ZM83 59H84V58H83ZM88 59H90V58H88ZM102 59H103V58H102ZM121 59H122V58H121ZM3 60H4V59H3ZM3 60H1V61L4 62ZM8 60H10V59H8ZM12 60H13V59H12ZM12 60H11V61H12ZM30 60H29V61H30ZM32 60H31V61H32ZM97 60H98V59H97ZM97 60H96V61H97ZM99 60H101V59H99ZM261 60H263L262 57H261V59H260L259 61L261 62ZM15 61H16V59H15ZM24 61H25V60H24ZM73 61H74V60H73ZM81 61H82V60H81ZM83 61H84V60H83ZM83 61H82V62H83ZM117 61H118V60H117ZM122 61H123V60H122ZM255 61H256V59H255ZM5 62H6L5 64H7L8 61L6 60ZM9 62H10V61H9ZM71 62H72V61H71ZM84 62H85V61H84ZM102 62H103V61H102ZM102 62H101V63H102ZM110 62H111V61H110ZM118 62H119V61H118ZM127 62H128V61H127ZM130 62H131V61H130ZM260 62H259V63H260ZM262 62H264V61H262ZM0 63H1V62H0ZM10 63H11V62H10ZM12 63H13V62H12ZM16 63H18V61H17ZM22 63H23V62H21V64H22ZM24 63H27V64H28L29 62H28V60H27V61L24 62ZM72 63H73V62H72ZM74 63L78 64V63H80V61H79L78 63H77V61L74 62ZM86 63H87V62L84 63L85 66H86ZM89 63H90V62H89ZM99 63H100V62H99ZM247 63H248V62H247ZM252 63H253V62H252ZM14 64H15V63H14ZM21 64H20V65H21ZM82 64H83V63H82ZM110 64H111V63H110ZM116 64H117V63H116ZM260 64H262V63H260ZM1 65H2V64H1ZM16 65H17V64H16ZM16 65H15V66H16ZM18 65H19V64H18ZM24 65H25V64H24ZM24 65H23V66H24ZM73 65H74V64H73ZM73 65H72V66H73ZM80 65H81V63H80ZM80 65H79V66H80ZM88 65H90V64H88ZM94 65H95V63H94ZM122 65H123V64H122ZM257 65H258V64H257ZM263 65H264V63H263ZM6 66H7V65H6ZM6 66H4V67H6ZM15 66L12 65V67H15ZM77 66H78V65H77ZM77 66L74 65V67H77ZM81 66H82V65H81ZM81 66H80V67H81ZM119 66H120V65H119ZM132 66H133V65H132ZM2 67H3V66H2ZM4 67H3V68H4ZM25 67H27V65H26ZM25 67H24V68L22 67L23 70L25 69ZM94 67H95V66H94ZM97 67H98V66H97ZM120 67H121V66H120ZM245 67H246V66H245ZM260 67H261V65H260ZM263 67H264V66H263ZM0 68H1V67H0ZM81 68H82V67H81ZM87 68H88V67H87ZM92 68H93V67H92ZM112 68H114V67H112ZM124 68H125V67H124ZM131 68H132V67H131ZM261 68H262V67H261ZM13 69H14V68H13ZM17 69H18L19 72H20L21 68L19 67V68H17ZM27 69H29V68H27ZM71 69H73V68H71ZM89 69H91V68H88V71L83 69V71H82V73H81V76L86 80L85 82L83 81L84 79L82 80V81H83L82 84L84 83V87H85V88H84V87L82 86V89L84 88V90H86V92H87V91H88L87 89H92V87H95V90H96L97 92H98V91H101V90H102V87L104 86L103 84H105L106 82H102V83H103V84H102V87H98V86H96V85H98V83L95 84L96 82H95V83L93 82L94 86H93V85H90V84H92V83H91V82H90V83L88 82V80H89L88 76H89V73H90V72H89ZM96 69H97V68H96ZM96 69H95V71H97ZM99 69H100V68H99ZM262 69L264 70V68H262ZM7 70L9 71L8 68H7ZM23 70H21V71L23 72ZM74 70H75V68H74ZM76 70L79 71V68H78V69L76 68ZM76 70H75V71H76ZM91 70H92V69H91ZM110 70H111V69H110ZM114 70H115V69H114ZM124 70H125V69H124ZM263 70H261V71H263ZM0 71H1V70H0ZM8 71H7V72H8ZM16 71H17V70H16ZM78 71L75 72V73H78ZM93 71H94V69H93ZM101 71H102V70H101ZM112 71H113V70H112ZM1 72H2V71H1ZM4 72H5V71L3 70V73H4ZM12 72H13V71H12ZM12 72H11V73H12ZM17 72H18V71H17ZM22 72H21V73H22ZM24 72H25V70H24ZM88 72H89V73H88ZM122 72H123V71H122ZM132 72H133V71H132ZM140 72H141V71H140ZM255 72H256V71H255ZM263 72H264V71H263ZM5 73H6V72H5ZM25 73H26V72H25ZM28 73H29V72H28ZM92 73H95V72H92ZM112 73H113V72H112ZM117 73H118V72H117ZM126 73H127V72H126ZM142 73H143V72H142ZM177 73H179V72H177ZM185 73H187V72H185ZM201 73H202V72H201ZM19 74H20V73H19ZM23 74H24V73H23ZM104 74H105V73H104ZM128 74H129V73H128ZM139 74H140V73H139ZM180 74H181V73H180ZM187 74H188V73H187ZM260 74H261V73H260ZM0 75H1V74H0ZM6 75H7V74H6ZM25 75H26V74H24V76H25ZM100 75H101V74H100ZM102 75H103V74H102ZM102 75H101V76H102ZM109 75H110V74H109ZM182 75H183V74H182ZM182 75H180V79H181V76H182ZM1 76H2V75H1ZM1 76H0V77H1ZM4 76H5V75L3 74L2 77H4ZM11 76H12V75H10V77H11ZM19 76L21 77V75H18V77H19ZM24 76L22 75V78H23ZM74 76H75V75H74ZM76 76L78 77V75H76ZM76 76H75V77H76ZM92 76H93V75H92ZM92 76H91V77H92ZM94 76H95V75H94ZM106 76H108V75H106ZM106 76H105V77H106ZM110 76H111V75H110ZM110 76H109V77H110ZM127 76H128V75H127ZM127 76H126V77H127ZM135 76H136V75H135ZM177 76H178V75H177ZM263 76H264V75L262 74V77H261V76H260V77L263 79V78H264ZM5 77H7V76H5ZM5 77H4V78H5ZM77 77H76V78H77ZM79 77H80V76H79ZM89 77H90V76H89ZM91 77H90V78H91ZM98 77L100 78V76H98ZM131 77H132V76H131ZM140 77H141V76H140ZM4 78H2L3 81H4ZM13 78H15V77L13 76ZM80 78H81V77H80ZM94 78H95V77H94ZM106 78H107V77H106ZM118 78H119V77H118ZM118 78H117V79H118ZM128 78H130V77H128ZM128 78H125V79H128ZM134 78H135V77H134ZM137 78H138V76H137ZM137 78H136V79H137ZM177 78H178V77H177ZM183 78H185V77H183ZM183 78H182V82H181V83H184V82H183ZM186 78H187V76H186ZM197 78H198V77H197ZM8 79L11 80V78H8ZM16 79H18V78H16ZM87 79H88V80H87ZM101 79H102V78H101ZM114 79H115V78H114ZM125 79H124V81H125ZM143 79H144V77H143ZM20 80H21V79H20ZM25 80H26V79H24V81H25ZM70 80H71V81H70ZM75 80H78V79H75ZM92 80H93V79H92ZM95 80H96V79H95ZM97 80H99V79H97ZM97 80H96V81H97ZM109 80H110V79H109ZM118 80H119V79H118ZM122 80H123V79H122ZM122 80L120 79L118 83L120 84V81H122ZM131 80H132V79H131ZM131 80H130V82H131ZM137 80H138V79H137ZM178 80H179V79H178ZM250 80H251V79H250ZM250 80H249V81H250ZM1 81H2V80H1ZM14 81H15V80H13V82H14ZM90 81H91V80H90ZM99 81H100V80H99ZM104 81H105V80H104ZM106 81H108V79H107ZM134 81H136V80H134ZM165 81H166V80H165ZM173 81H174V80H173ZM176 81H177V79H176ZM176 81H174V82H176ZM179 81H181V80H179ZM249 81H248V82H249ZM13 82H11V83H13ZM15 82H16V81H15ZM19 82H21V81H19ZM97 82H98V81H97ZM110 82H111V80H110ZM110 82H109V83H110ZM114 82H115V81H114ZM128 82H129V81H128ZM130 82H129V84H130ZM132 82H133V80H132ZM140 82H141V81H140ZM140 82L137 81V83H140ZM193 82H194V81H193ZM248 82H247V85H248ZM0 83H1V82H0ZM4 83H5V82H4ZM6 83H7V81H6ZM17 83H18V82H16L15 84H17ZM22 83H23V82H21V84H22ZM26 83H27V82H26ZM26 83H25V84H26ZM74 83H76V82H74ZM99 83H101V82H99ZM107 83H108V82H107ZM111 83H112V82H111ZM115 83H117V82H115ZM125 83H126V82H125ZM185 83H186V82H185ZM249 83H250V82H249ZM251 83L253 84L254 81L251 82ZM71 84H72L74 87H77V86H78L77 84H76L77 86L74 85L72 82H71ZM78 84H79V83H78ZM126 84H128V83H126ZM129 84H128V85H129ZM133 84H134V82H133ZM174 84H175V83H174ZM177 84H179V83H178V82L176 83V87L173 85V86L175 87V89H177ZM252 84H249L247 88L251 87L250 85H252ZM4 85H5V84H4ZM4 85H3V83H2V86H4ZM18 85H19V83H18ZM72 85H71V86H72ZM80 85H81V84H80ZM110 85H111V84H109V85L107 84L106 87H107V86L110 87ZM121 85H122V84H121ZM124 85H125V84H124V82H123V86H122V88L125 87ZM130 85H131V84H130ZM135 85H136V82H135ZM135 85H133V86L136 87ZM143 85H144V84H143ZM5 86H6V85H5ZM11 86H12V85H11ZM13 86H14V84H13ZM15 86H17V85H15ZM20 86H21V85H20ZM23 86H24V84H23ZM25 86H27V84H26ZM126 86H127V85H126ZM139 86H140V84H139ZM141 86H142V83H141ZM150 86H151V85H150ZM181 86L186 87L185 85H180V84H179V85H178V89H179V87L181 88ZM191 86H192V85H191ZM253 86H254V84H253ZM259 86L261 87V83H260ZM18 87H19V86H18ZM18 87H17V89H18ZM79 87H81V86H78V88H79ZM89 87H90V88H89ZM113 87H114V85H113ZM113 87H110V88H113ZM131 87H132V86H131ZM134 87H133V88H134ZM187 87H188V86H187ZM254 87H255V86H254ZM262 87H263V84H262ZM24 88H25V87H24ZM27 88H26V89H27ZM72 88H73V87H72ZM104 88H105V86H104ZM110 88H109V89H110ZM116 88H117V90H118V87H116ZM119 88H121V86H120ZM127 88H128V92H130L129 90H130L131 88H130V87H127ZM127 88H126V89H127ZM136 88H138V87H136ZM21 89H23V88L21 87V88L18 89V90H21ZM74 89H75V88H74ZM76 89H77V88H76ZM93 89H94V88H93ZM154 89H155V88H154ZM175 89H174V90H175ZM250 89H251V88H250ZM15 90H16V89H15ZM84 90H82V91H84ZM103 90H104V89H103ZM105 90L109 92V90H107V88H106ZM105 90H104V91H105ZM115 90H116V89H115ZM119 90H121V89H119ZM122 90H123V89H122ZM150 90H151V88H150ZM181 90H182V91H185V90H183V88H182ZM186 90H187V89H186ZM257 90H258V89H257ZM259 90H260V89H259ZM259 90H258V91H259ZM261 90H263V91H259V93L262 92V97H263V100H262V101H264V89L262 88ZM21 91H22V93H23V90H21ZM24 91H25V90H24ZM28 91H27V92H28ZM70 91H71V90H70ZM93 91H94V90H91V92H87V94H89L88 96H90V95L93 96L94 94H90V93H92ZM134 91H138V90H137V89H136V90L134 89ZM154 91H155V90H154ZM170 91H171V90H170ZM175 91H177V90H175ZM182 91H178V92H181V93H182ZM18 92H20V91H18ZM94 92H95V91H94ZM114 92H115V91H114ZM117 92H118V91H117ZM117 92H115V93H117ZM119 92H120V91H119ZM119 92H118V93H119ZM125 92H126V91H125ZM138 92H139V91H138ZM138 92H137V94H138ZM4 93H5V92H3L2 94L4 95ZM7 93H8V92H7ZM9 93H10V92H9ZM22 93H21V94H22ZM30 93H29V94H30ZM68 93H69V92H68ZM68 93H66L67 96H68ZM70 93L72 94V92H70ZM70 93H69V94H70ZM106 93H107V92H106ZM126 93H127V92H126ZM126 93H125V94H126ZM131 93H132V92H131ZM131 93H128V94H127V96H128V100H130L129 97L132 98V97L135 95L136 92H135V93L133 92V93H134L133 95H132ZM139 93H140V92H139ZM183 93H184V92H183ZM259 93H258V94H259ZM5 94H6V93H5ZM21 94L19 93L18 95H19V96H22V98H20V97H17V98H20V99L23 100V98H24L23 96H24V95H21ZM73 94H74L73 96H76L77 92L75 91V93L73 92ZM84 94H85V92H84ZM84 94H83V95H84ZM97 94H98V93H97ZM97 94H95V95H97ZM102 94L104 95V92H103ZM102 94H100V96H101ZM113 94H114V93H113ZM113 94H111V95L114 96ZM119 94H120V93H119ZM122 94H124V93H122ZM137 94H136L135 96H137ZM148 94H149V92H148ZM186 94H187V93H186ZM186 94H185V95H186ZM256 94H257V91H256ZM258 94H257V96L259 97ZM10 95H11V94H10ZM10 95H9V96H10ZM77 95H78V94H77ZM80 95H81V94H80ZM95 95H94V97H95ZM98 95H99V94H98ZM109 95H110V94H109ZM116 95H118V94H115V96H116ZM151 95H152V94H151ZM180 95H181V94H180ZM254 95H255V94H254ZM6 96H7V94L5 95V98H4V99H7V98H8V97H6ZM67 96H66V97H67ZM69 96H70V95H69ZM78 96H79V95H78ZM84 96L87 97L86 94H85ZM105 96H106V94H105ZM124 96H125V95H124ZM127 96H126V97H127ZM178 96H179V95H178ZM182 96L185 97L183 94H182ZM187 96H189V95H187ZM187 96H186V97H187ZM0 97H1V96H0ZM31 97H29V98H31ZM79 97H80V96H79ZM94 97H93V98H94ZM98 97H99V96H98ZM106 97H107V96H106ZM119 97H120V96H119ZM121 97H122V96H121ZM126 97L123 98V99H125L124 101L127 100ZM171 97H172V96H171ZM258 97H257V98H258ZM260 97H261V96H260ZM26 98H27V96L25 97V100H27ZM68 98H70V97H68ZM80 98H81V97H80ZM88 98H89V97H88ZM88 98H85V99L88 100ZM90 98H91V97H90ZM99 98H101V97H99ZM103 98H104V97H102V100H103V101H104V99H105V100L107 99V98H104V99H103ZM108 98H111V96L108 97ZM114 98H116V97H114ZM141 98H143V97H141ZM145 98H146V97H145ZM188 98H189V97H188ZM0 99H3V97L0 98ZM13 99H14V98H13ZM15 99H16V98H15ZM32 99H31V100H32ZM73 99H75V98H73ZM76 99H77V97H76ZM76 99L73 100V101H76ZM78 99H79V98H78ZM83 99H84V97H83ZM96 99H97V100H96L97 102H98L99 100L101 101V99H99V100H98V98H96ZM116 99H118V98H116ZM116 99H115V100H116ZM119 99H120V98H119ZM138 99H139V98H138ZM189 99H190V98H189ZM191 99H192V98H191ZM7 100H8V99H7ZM7 100H4V101H7ZM9 100H10V97H9ZM17 100H18V99H17ZM71 100H72V98H71ZM71 100L68 99V101H71ZM80 100H81V99H80ZM89 100H92V104H89V103H88V104H89L90 106H91V105L94 106L93 103H96V102L93 101V99H89ZM94 100H95V99H94ZM133 100L137 101L136 98H135V99H132V101H133ZM141 100H142V99H141ZM151 100H152V99H151ZM154 100H155V99H154ZM181 100H182V99H181ZM187 100H188V99H187ZM187 100H186V101H187ZM253 100H254V99H253ZM4 101H2V102H4ZM12 101H13V100H12ZM15 101H16V100H14V102H15ZM18 101H19V100H18ZM23 101H24V100H23ZM83 101H84V100H83ZM83 101H82V102H83ZM85 101H86V100H85ZM103 101H101V102H102V104L104 105V103H105L107 100H106L105 102H103ZM109 101H110V102H113V100H109ZM109 101H108V102H109ZM121 101H122V100H121ZM121 101H120L119 103H121ZM130 101H131V100H130ZM130 101H128L129 104H131ZM145 101H146V100H144V102H145ZM155 101H156V100H155ZM260 101H261V100H260ZM8 102H9V101H8ZM14 102H13V103H14ZM27 102H28V103L30 102L29 99H28ZM66 102H67V101H66ZM80 102H81V101H80ZM80 102H79V103H80ZM82 102H81V103H82ZM89 102H90V101H89ZM115 102H117V100H116ZM138 102H139V100H138ZM158 102H159V101H158ZM182 102H183V101H182ZM184 102H185V100H184ZM255 102H256V101H255ZM5 103H7V102H5ZM16 103H19V102H16ZM16 103H15V104H16ZM70 103H71V102H70ZM70 103L68 102V104H70ZM73 103H74V102H73ZM83 103L85 104V102H83ZM86 103H87V102H86ZM117 103H118V102H117ZM123 103H125V102H123ZM123 103H121V104H123ZM126 103H127V101H126ZM128 103H127V104H128ZM186 103H187V102H186ZM260 103H261V102H260ZM262 103H263V102H262ZM9 104H10V103H9ZM15 104H14V105H15ZM21 104H22V102H21ZM25 104H26V103H25ZM68 104H67V106H68ZM71 104H72V103H71ZM71 104H70V105H71ZM75 104H76V103H75ZM77 104H78V103H77ZM77 104H76V105H77ZM88 104H86V105H88ZM99 104H100V103H99ZM102 104H101V107L103 106ZM107 104H108V103H107ZM115 104H116V103H115ZM135 104H136V103H135ZM148 104H149V103H148ZM167 104H168V103H167ZM256 104H257V103H256ZM14 105H13V106H14ZM18 105H20V104H18ZM23 105H24V103H23ZM26 105H27V104H26ZM76 105H75V107H74V105H73L72 107L76 108V110H77V108H78L79 106L77 105L78 107H76ZM79 105H81V104H79ZM82 105H83V104H82ZM86 105H85V107H86ZM89 105H88V106H89ZM108 105H109V104H108ZM110 105H114V103H113V104H110ZM110 105H109V106H110ZM123 105H124V104H123ZM131 105H132V104H131ZM138 105H139V104H138ZM140 105H141V104H140ZM142 105H143V104H142ZM144 105H145V103H144ZM144 105H143V106H144ZM151 105H153V103H152ZM151 105H150V106H151ZM171 105H172V104H171ZM187 105H188V104H187ZM261 105H262V104H261ZM261 105L259 104V106H261ZM263 105H264V104H263ZM6 106H7V105H6ZM13 106H12V107H13ZM30 106H32V105H30V103H29V104L27 105L26 108H28V107H30ZM83 106H84V105H83ZM92 106H91V107H92ZM98 106H99V105H98ZM109 106H107L106 108H108ZM116 106H117V104H116ZM120 106H121V105H120ZM125 106H126V105H125ZM125 106H124V107H125ZM146 106H147V105H146ZM159 106H160V105H159ZM192 106H193V105H192ZM208 106H210V105H208ZM8 107H9V106H8ZM15 107L18 108L17 105H15L14 108H15ZM23 107H24V106H23ZM33 107H34V106H33ZM36 107H37V106H36ZM68 107L70 108V111L73 110V109H71V108H72L71 106H68ZM68 107H67V109L69 110ZM80 107H81V106H80ZM80 107H79V109L84 108V107H81V108H80ZM94 107H96V106H94ZM101 107H100V108H97V110L99 109L98 111H100ZM104 107H105V105H104ZM112 107H114V106H112ZM117 107H118V106H117ZM124 107H123V108H124ZM128 107H130V106H128ZM153 107H154V105H153ZM216 107H217V106H216ZM220 107H221V106H220ZM263 107H264V106H263ZM21 108H22V107H21V105H20V109H21ZM89 108H90V107H89ZM110 108H111V107H110ZM121 108H122V107H121ZM123 108H122V109H123ZM125 108H126V107H125ZM136 108H137V107H136ZM136 108H135V110H136ZM142 108H143V107H142ZM144 108H146V107H144ZM148 108H149V109H148ZM148 108H147V109H148L149 111H151V110H150L151 107L148 106ZM170 108H171V107H170ZM11 109H12V108H11ZM20 109H18V110H20ZM24 109H25V107H24ZM34 109H35V107H34ZM41 109H42V108H41ZM41 109H40V110H41ZM79 109H78V111H79ZM86 109H87V107H86ZM90 109H91V108H90ZM102 109H103V108H102ZM108 109H109V108H108ZM108 109H106V110L103 109V110H104V113H105V111H110V110H108ZM113 109H115V107H114ZM113 109H112V110H113ZM119 109H120V107L118 108V110H119ZM132 109H133V108H132ZM138 109H139V108H138ZM138 109H137V111H135V112L140 113V112L138 111ZM151 109H152V108H151ZM159 109H160V108H159ZM166 109H167V108H166ZM262 109H263V108H262ZM13 110H15V109H13ZM21 110H22V109H21ZM25 110H27V109H25ZM29 110H30V109H29ZM37 110H39V109H37ZM37 110H36V112H37ZM42 110H44V109H42ZM76 110H75V111H76ZM103 110H101V111H103ZM112 110H111V111H112ZM133 110H134V109H133ZM184 110H185V109H184ZM217 110H218V109H217ZM263 110H264V109H263ZM22 111H23V110H22ZM78 111H77V112H78ZM115 111H116V110H115ZM120 111H121V109L119 110V112H120ZM124 111H126V110H123V112H124ZM143 111H144V110H143ZM182 111H183V110H182ZM225 111H226V110H225ZM16 112H17V109H16ZM25 112H26V114L29 113L28 111H25ZM31 112H32V109H31ZM31 112H30V113H31ZM36 112H35V113H36ZM42 112H43V111H42ZM42 112L40 111V113H42ZM67 112H68V111H67ZM73 112H74V111H73ZM85 112H86V111H85ZM141 112H142V111H141ZM147 112H148V111H147ZM203 112H204V111H203ZM19 113H20V112H19ZM22 113H23V112H22ZM38 113H39V111H38ZM40 113H39V114H40ZM44 113H45V112H44ZM82 113H83V112H82ZM100 113H101V112H100ZM109 113H110V112H109ZM116 113H117V112H116ZM124 113H125V112H124ZM124 113H123V114H124ZM128 113H129V115L127 114V115L129 116L128 119H127L126 117H125V118H126V120H128V121L131 120V124H132V120H133L132 113H131V111H129ZM133 113H134V112H133ZM150 113H151V112H150ZM179 113H180V112H179ZM192 113H193V112H192ZM261 113H263V112H261ZM261 113H260V114H261ZM26 114H24V115H26ZM39 114H38V115H39ZM42 114H43V113H42ZM69 114H72V113H69ZM118 114H119V113H118ZM123 114H122L121 116H123ZM135 114H137V113H135ZM135 114H134V115H135ZM142 114H143V113H142ZM142 114H141L140 116H142ZM182 114H183V113H182ZM182 114L180 115V117L182 116ZM224 114H225V113H224ZM231 114H232V113H231ZM28 115H29V114H28ZM33 115H34V114H33ZM40 115H41V114H40ZM65 115H66V114H65ZM77 115H78V114H77ZM109 115H111V114H109ZM114 115H115V114H114ZM114 115H113V116H114ZM116 115H117V114H116ZM116 115H115V116H116ZM119 115H120V114H119ZM134 115H133V116H134ZM137 115H139V114H137ZM154 115H155V114H154ZM158 115H159V114H158ZM177 115H179V114H177ZM177 115H176V116H177ZM217 115H218V114H217ZM226 115H227V114H226ZM261 115H262V114H261ZM261 115H260V116H261ZM22 116H23V115H22ZM22 116H21V118L23 119ZM26 116H27V115H26ZM67 116H69V115H67ZM67 116H66V117H67ZM75 116H76V114H75ZM87 116H88V115H87ZM87 116H86V117H87ZM102 116H103V115H102ZM106 116H108V115H106ZM111 116H112V115H111ZM111 116H109V117H105V119H106V118H107V119H108V118L110 119ZM121 116H120V117H121ZM167 116H168V115H167ZM231 116H233V114H232ZM235 116H236V115H235ZM241 116H242V115H241ZM262 116L264 117V114H263ZM262 116H261V117H262ZM72 117H74V116H72ZM103 117H104V116H103ZM117 117H118V116H117ZM120 117H119V118H120ZM180 117L178 116L177 118H180ZM227 117H229V116H227ZM246 117H247V116H245V118H246ZM261 117H260V118H261ZM83 118H84V117H83ZM123 118H124V117H123ZM123 118H122V119H123ZM131 118H132V119H131ZM168 118H169V117H168ZM221 118H223V117L221 116ZM224 118H226V117H224ZM232 118H233V117H232ZM26 119H27V118H25V120H26ZM39 119H41V118L39 117ZM67 119H68V117H67ZM69 119H73V118H69ZM75 119H77V118H75ZM102 119H103V118H102ZM117 119H118V118H117ZM117 119H116L115 121H117ZM134 119H135V118H134ZM139 119H140V118H139ZM143 119H144V118H143ZM170 119H171V118H170ZM181 119H184V118L181 117ZM226 119H227V118H226ZM226 119H225V121H226ZM230 119H231V117H230ZM235 119H236V118H235ZM243 119H244V118H243ZM243 119H242V120H243ZM251 119H252V118H251ZM18 120H20V119H18ZM25 120H23V121H25ZM88 120H89V118H88ZM88 120H87V121H88ZM110 120H111V119H110ZM136 120L138 121L137 118H136ZM146 120H148V119H146ZM146 120H145V121H146ZM149 120H150V119H149ZM154 120H155V119H154ZM175 120H176V119H175ZM227 120H228V119H227ZM233 120H234V119H233ZM254 120H255V119H254ZM257 120H258V119H257ZM259 120H261V119H259ZM263 120H264V119H263ZM263 120H262V121H263ZM66 121H67V120H66ZM66 121H65V122H66ZM69 121H70V120H69ZM71 121H72V120H71ZM75 121H76V120H75ZM78 121H79V119H78ZM78 121H76V123H78ZM105 121H106V120H105ZM108 121H109V120H108ZM108 121H106V122L108 123ZM119 121H120V120H119ZM119 121H118V122H119ZM176 121H177V120H176ZM178 121H179V119H178ZM191 121H192V120H191ZM234 121H235L234 123L236 124V120H234ZM250 121H251V120H250ZM28 122H30V121H27V123H28ZM34 122H35V121H34ZM67 122H68V121H67ZM83 122H84V121H83ZM118 122H117V123H118ZM124 122H126V121L124 120ZM133 122H134V121H133ZM146 122H147V121H146ZM209 122H210V121H209ZM226 122H227V121H226ZM226 122H225V124H228V122H227V123H226ZM232 122H233V121H232ZM232 122H230V123L232 124ZM27 123H26V124H27ZM73 123H74V122H73ZM107 123H106V124H107ZM113 123H114V120H113ZM122 123H123V122H121V124H122ZM143 123H144V121H143ZM153 123H154V121H153ZM171 123H172V121H171ZM171 123H169V126L171 125ZM191 123H192V122H191ZM212 123H213V122H212ZM220 123L223 124L222 122H220ZM220 123H219V124H220ZM230 123H229V124H230ZM234 123H233V124H234ZM253 123H254V121H253ZM253 123H252V124H253ZM258 123H259V122H258ZM28 124H30V123H28ZM28 124H27V126H28ZM33 124H34V123H33ZM33 124L31 123L32 126H33ZM70 124L73 125L72 123H70ZM74 124H75V123H74ZM109 124H111V123H109ZM123 124H124V123H123ZM144 124H145V123H144ZM215 124H216V123H215ZM229 124L226 125L227 127H225V128H228V126H230ZM262 124H263V123H262ZM75 125H76V124H75ZM77 125H78V124H77ZM80 125H82V124H80ZM104 125H105V124H104ZM112 125H113V124H112ZM114 125H115V124H114ZM119 125H120V123H119ZM186 125H187V124H186ZM213 125H214V124H213ZM223 125H224V124H223ZM236 125H237V124H236ZM258 125H259V124H258ZM258 125H256L257 129H258ZM27 126H26V127H27ZM29 126H30V125H29ZM64 126H65V125H64ZM66 126H67V124H66ZM69 126H70V125H69ZM73 126H74V125H73ZM116 126H117V125H116ZM121 126H122V125H121ZM124 126H125V125H124ZM124 126H123V127H124ZM126 126H127V124H126ZM147 126H148V125H147ZM172 126H173V125H172ZM172 126H171V127H172ZM190 126H191V125H190ZM214 126H215V125H214ZM231 126H232V125H231ZM259 126H260V125H259ZM26 127H24V128H26ZM34 127H35V125H34ZM34 127H30V128H34ZM53 127H54V129H56L55 131H52L53 133H52L51 131H50L51 133H50L49 131H47V130H49L50 128L52 129ZM77 127H78V126H77ZM79 127H80V126H79ZM79 127H78V128H79ZM106 127H107V126H106ZM108 127H110V126L108 125ZM112 127H113V126H112ZM127 127H128V126H127ZM134 127H135V126H134ZM173 127H176V126H173ZM188 127H189V124H188ZM188 127H187V128H188ZM192 127H194V126H191V128H192ZM217 127H218V126H217ZM223 127H224V126H223ZM239 127H240V126H239ZM249 127H250V126H249ZM252 127H253V126H251V128H252ZM30 128L28 127V129H27L26 131H25V129H22V131L24 130L25 132H27ZM70 128H71V127H70ZM117 128H119V127H117ZM128 128H130V127H128ZM141 128H142V127H141ZM176 128H177V127H176ZM176 128H174V129H175L174 131H176ZM212 128H213V127H212ZM246 128H248V126H247ZM254 128H255V125H254L253 129H254ZM259 128H260L259 131L257 130L258 132H256V133L254 132L253 136H251V137L254 138V135H255V138H256V141L254 140V141H255V146H254V148H253V149L251 148L252 150L250 149L251 151H249V152H248L247 150H246V151L249 153V159H250V165H251V169H250V171L252 170V173H253V174H252V173H251V174H252V176L254 175L253 178H255V179L257 180V182H258V181L260 182V186H261V190H260V191L262 192V196H261L262 199H261V201L259 202V204L255 206L254 210L252 209V210H253V212H252V217H253V214H254V215H255V216H254L255 218H254V217H253V218L255 219L254 222H255V224H256V226H257L256 229H258L257 231H259V232H254V234H255V233H260V235L257 234V235L259 236L258 238L255 237L256 239H252V240H249V239H248L249 241H247L245 244L243 243V246H244V248H245V249L243 248V249L245 250V252H244V253H245V256H244V253H243V256H244V257L241 258L240 260L238 259V260H239V261H238L239 264H264V262H263L264 259H263V258H262V259H263L262 261H261V259H258V262H255L254 259H253L254 261L252 260V256H251V257L249 256V255H254V254H252V253H254L255 251H259L260 253H261V252H264V243H263L264 240L262 239V237L264 238V124L261 125ZM6 129H7V128H6ZM6 129H5V130H6ZM12 129H13V128H12ZM64 129H65V128H64ZM66 129H67V127H66ZM68 129H69V128H68ZM73 129H74V128H73ZM75 129H76V127H75ZM75 129H74V130H75ZM80 129H81V128H80ZM114 129H115V127H114ZM150 129H151V128H150ZM209 129L212 130L210 127H209ZM213 129L216 130V127H214ZM244 129H245V128H244ZM249 129H250V128H249ZM5 130H4V131H5ZM7 130H8V129H7ZM13 130H14V129H13ZM30 130H31V129H30ZM30 130H29L28 132H30ZM78 130H79V129H78ZM125 130H126V128H125ZM129 130H130V129H129ZM129 130H127V131H129ZM146 130H147V129H146ZM172 130H173V128H172ZM221 130H222V129H221ZM221 130H220V132H222ZM223 130H225V129H223ZM4 131H3V132H4ZM10 131H12V130H10ZM10 131H9V133H10V136H11V133H12L13 131H12V132H10ZM14 131H17V130L15 129ZM44 131H45V132L47 131V132L50 133V134H49L48 136H44V135H42V132H44ZM106 131H107V130H106ZM133 131H134V130H133ZM135 131L138 132L137 130H135ZM135 131H134V132H135ZM165 131H166V130H165ZM201 131H202V130H201ZM206 131H207V130H206ZM244 131H245L246 133L249 134V132H247L248 129H247V130H244ZM254 131H255V129H254ZM18 132H19V131H17V135H20V134H19L20 132H19V133H18ZM25 132H24V133H25ZM34 132H35V131H34ZM45 132H44V133H45ZM62 132H63V134H62ZM78 132H79V131H78ZM124 132H125V131H124ZM129 132H130V131H129ZM143 132H144V131H143ZM161 132H162V131H161ZM167 132H168V131H167ZM171 132H173V131H171ZM177 132H178V131H177ZM177 132H176V133H177ZM220 132H219V133H220ZM251 132H252V131H250V133H251ZM30 133H32V132H30ZM30 133H29V134H30ZM40 133H41V134H40ZM65 133H66V132H65ZM71 133H72V132H71ZM79 133H80V132H79ZM79 133H78V134H79ZM84 133H85V132H84ZM84 133H82L83 136H84ZM89 133H90V132H89ZM120 133H121V132H119V134H120ZM131 133H132V131H131ZM246 133L243 132V134H246ZM252 133H253V132H252ZM252 133H251L250 135H252ZM0 134H1V132H0ZM3 134H4V133H3ZM3 134H2V135H3ZM21 134H23V133H21ZM25 134H26V133H25ZM27 134H28V133H27ZM29 134H28V135H29ZM34 134H35V133H32L31 135L33 136ZM73 134H74V133H73ZM78 134H77V135H78ZM106 134H107V133H106ZM158 134H159V133H158ZM170 134H171V133H170ZM243 134H242V135H243ZM6 135L8 136L7 132H6ZM6 135H5V136H6ZM12 135H14V133H12ZM17 135H16V133H15V136H17ZM45 135H46V133H45ZM74 135H75V134H74ZM94 135H95V134H94ZM120 135H121V134H120ZM126 135L129 136V134H126V133H125L124 136H126ZM140 135L142 136L141 133H140ZM140 135H139V136H140ZM143 135H146V134H143ZM217 135H218V134H216V138H215V139H217V138L219 139V136H220V135H219V136H217ZM242 135H240V136H242ZM0 136H1V135H0ZM5 136H4V137H5ZM10 136L7 137V138H10ZM20 136H21V135H20ZM20 136H19V139H20ZM32 136H31V137H32ZM35 136H36V135H35ZM79 136H81V135H79ZM109 136H111V135L109 134L108 137H109ZM113 136H114V135H113ZM115 136H117V135H115ZM136 136H137V135H136ZM170 136H171V135L168 134V137H167V138H169V140H170L171 138H174V135H173V137H172V136L170 137ZM179 136H181V135H179ZM214 136H215V135H214ZM1 137H2V136H1ZM1 137H0V138H1ZM4 137H3V138H4ZM13 137H14V136H13ZM29 137H30V136H29ZM31 137H30V138H31ZM77 137H78V136H77ZM84 137H85V136H84ZM106 137H107V135H106ZM106 137H105V138H106ZM130 137H132L131 134H130ZM137 137H138V136H137ZM182 137H183V136H182ZM236 137H237V136H236ZM243 137H244V136H243ZM245 137H246V136H245ZM245 137H244L243 139H245ZM248 137L250 138V136H248ZM7 138H6V140H7ZM15 138H18V137H15ZM24 138H25V137H24ZM30 138H29V139H30ZM34 138H35V137H34ZM79 138H80V137H79ZM128 138H129V137H128ZM149 138H150V137H149ZM178 138H179V137H178ZM180 138H181V137H180ZM180 138H179V140H180ZM240 138H241V137H240ZM240 138H239V139H240ZM246 138H247V137H246ZM249 138H248L247 140H249ZM11 139H12V138H11ZM13 139H14V138H13ZM13 139H12V143H13ZM21 139H23V138H21ZM21 139H20V140H21ZM26 139L28 140V137H27ZM31 139H32V138H31ZM106 139H107V138H106ZM109 139H110V137H109ZM111 139L113 140V137H111ZM118 139H119V137H118ZM134 139H136V138H134ZM134 139H133V140H134ZM147 139H148V138H147ZM151 139H152V138H151ZM158 139H159V138L157 137V140H158ZM161 139H162V138H161ZM218 139L216 140L217 142H219ZM250 139H251V138H250ZM2 140H3V139H2ZM15 140H16V139H15ZM17 140H18V139H17ZM17 140H16V141H17ZM79 140H80V139H79ZM83 140H84V138H83ZM87 140H89V139L87 138ZM87 140H86V141H87ZM107 140H108V139H107ZM112 140H111V142H112ZM120 140H122V139H120ZM140 140H141V139L137 138L136 141H140ZM154 140H155V139H154ZM154 140H153V141H154ZM162 140H163V139H162ZM169 140L167 139V142H168ZM172 140H174V139H172ZM179 140H178V142H179ZM211 140H212V139H211ZM213 140H214V137H213ZM251 140H252V139H251ZM22 141H23V140H22ZM22 141H21V142H22ZM31 141H33V140H31ZM35 141H36V140H35ZM35 141H34V142H35ZM86 141H85V142H86ZM115 141H117V140H116V137L114 138V142H115ZM122 141H123V140H122ZM122 141H119V142H120V143L118 142L119 144H118L117 142H116V143H117L118 145H120V144H122ZM146 141H152V140H146ZM155 141H156V140H155ZM158 141H159V140H158ZM236 141H237V140H236ZM254 141H253V142H254ZM14 142H15V141H14ZM25 142H26V141H25ZM25 142H24V143H25ZM82 142H83V141H82ZM85 142H84V143H85ZM87 142H88V141H87ZM123 142H124V141H123ZM140 142H141V141H140ZM140 142H138V143H140ZM159 142H160V141H159ZM169 142H170V141H169ZM169 142H168V143H169ZM172 142H173V141H172ZM174 142H175V141H174ZM174 142H173V143H174ZM180 142H181V141H180ZM182 142H183V141H182ZM182 142H181V145H182ZM185 142H186V141H185ZM250 142H251V141H250ZM4 143H5V142H4ZM9 143H10V142H9ZM15 143H16V142H15ZM18 143H19V141H18ZM18 143H17V144H18ZM22 143H23V142H22ZM27 143H28V142H27ZM31 143H32V142H31ZM31 143H30V144H31ZM75 143H76V141H75ZM75 143L73 142V144H75ZM84 143H82V145H81L82 147L85 145ZM89 143H90V142H89ZM112 143H113V142H112ZM128 143H129V142H128ZM128 143H127V144H128ZM156 143H157V142H156ZM170 143H171V142H170ZM187 143H190V142H187ZM215 143H216V142H215ZM1 144H2V143H1ZM30 144H29V145H30ZM34 144H35V143H34ZM73 144H72V145H73ZM77 144H78V143H77ZM113 144H114L113 146H112V145H111V146H108L107 144H106V146L111 147L110 150H112L113 152H114V150L116 151V149H118L119 151H120V149H122V148L119 149V147H121L122 145H120V146L117 148L116 144H115V143H113ZM142 144H144V143H142ZM142 144H141V145H142ZM147 144H148V143H147ZM171 144H172V143H171ZM171 144H170V145H171ZM176 144H178V143H176ZM183 144L185 145V143H183ZM216 144H217V143H216ZM14 145H15V144H14ZM21 145H22V144H21ZM21 145H20V146H21ZM29 145H28V147L31 146V145H30V146H29ZM35 145H36V144H35ZM72 145H71V146H72ZM90 145H91V144H90ZM128 145H129V144H128ZM144 145H145V144H144ZM173 145H174V144H173ZM178 145H180V144H178ZM178 145H177V148L180 147V146L178 147ZM184 145H183V146H184ZM187 145H188V144H187ZM189 145H190V144H189ZM189 145H188V146H189ZM251 145H252V144H251ZM251 145H250V146H251ZM2 146H3V144H2ZM4 146H6V145L4 144ZM9 146H10V145H9ZM16 146H17V145H16ZM24 146H25V144H23V147H24ZM26 146H27V144H26ZM32 146H33V145H32ZM36 146H37V145H36ZM86 146H88V145L86 144ZM86 146H85V147H86ZM123 146H124V148H125L124 143H123ZM130 146H131V144H130ZM135 146H136V145H135ZM138 146H139V144H138L136 147H138ZM175 146H176V145H175ZM183 146H181V148H182ZM188 146H187V147H188ZM190 146H191V145H190ZM196 146H197V145H196ZM243 146H244V145H243ZM250 146H249V147H250ZM6 147H7V146H6ZM68 147H69V146H68ZM78 147H79V146H77V148H78ZM126 147H128V146H126ZM143 147H144V146H143ZM146 147H148V145H147V146L145 145V148H144V149H147ZM171 147H172V145H171ZM173 147H174V146H173ZM191 147H192V146H191ZM191 147H190V148H191ZM201 147H202V146H201ZM203 147H204V146H203ZM3 148H5V147H3ZM17 148H18V146H17ZM17 148H15V149H17ZM20 148H21V147H20ZM24 148H25V147H24ZM26 148H27V147H26ZM31 148H32V147H31ZM34 148H35V147H34ZM38 148H39V146H38ZM38 148H36V150H37ZM72 148H74V145H73ZM75 148H76V147H75ZM77 148H76V149H77ZM80 148H81V147H80ZM80 148H79V149H80ZM91 148H92V147H91ZM106 148H107V147H106ZM139 148H140V147H139ZM141 148H142V147H141ZM141 148H140V151H141ZM184 148L187 150V148H186L185 146H184ZM212 148H214V147H212ZM5 149H6V148H5ZM18 149H19V148H18ZM82 149H83V148H82ZM89 149H90V148H89ZM131 149H132V148H131ZM137 149H138V148H137ZM166 149H167V148H166ZM174 149H176V148H174ZM188 149H189V148H188ZM204 149H205V148H204ZM243 149H244V148H243ZM2 150H4V149H2ZM2 150H1V151H2ZM6 150H7V149H6ZM23 150H25V149H23ZM36 150H35V151H36ZM38 150H40V149H38ZM44 150H43V151H44ZM84 150H85V149H84ZM92 150H94V149H92ZM103 150H104V148H103ZM107 150H108V149H107ZM123 150H124V149H123ZM123 150H121V151H123ZM125 150L127 151L128 149L125 148ZM129 150H130V149H129ZM160 150H161V149H160ZM171 150H173V149H171ZM176 150H178V149H176ZM179 150H180V149H179ZM181 150H182V149H181ZM186 150H184V151H186ZM191 150H193V149H191ZM191 150H189V151H190V152H188L189 154L191 153ZM198 150H199V149H198ZM241 150H242V149H241ZM248 150H249V149H248ZM9 151H10V149H9ZM11 151H12V150H11ZM13 151H14V150H13ZM15 151H16V150H15ZM18 151H19V150H18ZM27 151H28V150H27ZM33 151H34V150H32V152H33ZM35 151H34V152H35ZM41 151H42V150H41ZM43 151H42V152H43ZM78 151H81V150H78ZM87 151H88V150H87ZM105 151H106V150H105ZM112 151H111V153H110V156H111V154H112ZM140 151H139V153H140ZM142 151H143V150H142ZM142 151H141V152H142ZM187 151H188V150H187ZM200 151H201V150H200ZM221 151H222V150H221ZM5 152H6V151H5ZM5 152H4V153H5ZM23 152H24V151H23ZM72 152H73V149H72ZM76 152H77V151H76ZM83 152L85 153L86 150L83 151ZM94 152L96 153V151H94ZM106 152H107V151H106ZM116 152L118 153V151H116ZM123 152H125V151H123ZM123 152H122V153H123ZM146 152H147V151H146ZM178 152H179V151H178ZM178 152L176 153L177 155H179ZM182 152H183V151H182ZM0 153H1V152H0ZM2 153H3V152H2ZM4 153H3V154H4ZM7 153H8V151H7ZM9 153L12 154V152H9ZM36 153H38V152H36ZM74 153H75V152H74ZM84 153H83V154H84ZM88 153H89V152H88ZM88 153H87V154H88ZM92 153H93V152H92ZM92 153H89V154H90V157H89V158H91V154H92ZM95 153H94V154H95ZM104 153H105V152H104ZM108 153H109V151H108ZM114 153H115V152H114ZM122 153H120V155H121ZM126 153H127V152H126ZM126 153H124V154H126ZM128 153H129V152H128ZM144 153H145V150H144ZM170 153H172V152H170ZM179 153H180V152H179ZM183 153H184V152H183ZM183 153H181V154H183ZM185 153H186V152H185ZM188 153H187V154H188ZM193 153H194V150H193ZM211 153H212V152H211ZM241 153H242V152H241ZM14 154H15V152H14ZM80 154H81V152H79V155H80ZM83 154H82V155H83ZM87 154H86V155H87ZM89 154H88V155H89ZM134 154H135V153H134ZM189 154H188V155H189ZM245 154H247V153H244V155H245ZM12 155H13V154H12ZM12 155H11V156H12ZM39 155H41V154H39ZM39 155H37V157H38ZM74 155H75V154H74ZM74 155H73V157H74ZM92 155H93V154H92ZM104 155H106V154H104ZM108 155H109V154H108ZM114 155H115V154H114ZM117 155H119V154H117ZM117 155H115V157H116ZM131 155H132V153H131ZM146 155H147V154L145 153V156H146ZM153 155H154V154H153ZM171 155H172V154H171ZM183 155H185V154H183ZM1 156H2V155H1ZM8 156H9V155H8ZM14 156H15V155H14ZM14 156H12V157H14ZM25 156H26V155H25ZM35 156H36V155H35ZM69 156H72V155H69ZM84 156H85V155H84ZM97 156H98V152H97ZM101 156H102V155H101ZM132 156H133V155H132ZM158 156H160V155L158 154ZM190 156H191V155H190ZM210 156H211V155H210ZM247 156H248V155H247ZM2 157H3V156H2ZM2 157H1V158H2ZM6 157H7V155H6ZM33 157H34V155H33ZM43 157L40 158V156H39V158L42 159V161H43V162H40L41 164L44 163V160H43L44 158H43ZM75 157H76V156H75ZM98 157H99V156H98ZM98 157H97V158H98ZM107 157H109V156H106L104 159H106ZM111 157H112V156H111ZM122 157H123V155H122ZM122 157H120V158H122ZM126 157H127V154H126ZM138 157H139V156H138ZM160 157H161V156H160ZM172 157H174V156H172ZM177 157H178V156H177ZM184 157H185V159H186V157H188V156H184ZM191 157H192V156H191ZM7 158L10 159V157H7ZM14 158H15V157H14ZM28 158H29V157H28ZM34 158H36V157H34ZM70 158H71V157H70ZM92 158H93V157H92ZM135 158H137V157H135ZM142 158H143V157H142ZM147 158H148V156H147ZM155 158H156V157H155ZM182 158H183V157H182ZM188 158H189V160H190V157H188ZM188 158H187V159H188ZM247 158H248V157H247ZM3 159H4V158H3ZM36 159H37V158H36ZM36 159H35V160H36ZM74 159H75V158H74ZM74 159H73V160H74ZM86 159H87V158H86ZM99 159H100V157H99ZM101 159H102V158H101ZM109 159H110V158H109ZM113 159H116V158L113 157L112 160H113ZM122 159H123L122 162H123V163H126V162H124V160H126L127 158L125 159V157H123ZM131 159H132V157L129 159V161L133 163L132 166H133V165L135 166V164H136V162H137L138 160H137V161L134 160V161H136V162L134 163L133 161H131ZM137 159H138V158H137ZM171 159H172V158H171ZM173 159H174V158H173ZM178 159H179V157H178ZM178 159H177V161H178ZM183 159H184V158H183ZM183 159H182V160H183ZM194 159H195V158H194ZM245 159H246V158H245ZM33 160H34V159H33ZM64 160H66V161H64ZM71 160H72V159H71ZM90 160H91V159H90ZM94 160H95V159H94ZM97 160H98V159H97ZM132 160H133V159H132ZM144 160H145V159H144ZM155 160H156V159H155ZM174 160L176 161V158H175ZM195 160H196V159H195ZM203 160H204V159H203ZM27 161H28V160H27ZM74 161H75V160H74ZM85 161H86V160H85ZM95 161H96V160H95ZM115 161H116V160H115ZM115 161H114V162H115ZM129 161H128V162H129ZM147 161H148V160H147ZM163 161H164V160H163ZM186 161H188V160H186ZM186 161H185V162H186ZM190 161H193V159H191ZM190 161H189V162H190ZM196 161H197V160H196ZM204 161H207V159H205ZM15 162H16V161H15ZM34 162H36V161H34ZM34 162H33V164H32L31 166H34V164H35ZM68 162H69V161H68ZM77 162H80L79 159H78ZM87 162H89V164H90L91 161H87ZM96 162H97V161H96ZM105 162L107 163L106 160H105ZM111 162H113V161H111ZM117 162H119V161H117ZM117 162H115V163H117ZM120 162H121V161H120ZM120 162H119L118 164L121 165L122 163H120ZM130 162H129V163H130ZM138 162H139V161H138ZM138 162H137V163H138ZM179 162H180V161H178V163H179ZM182 162H183V164H185L184 160H183ZM193 162H194V161H193ZM193 162H192V167H193V164L196 163V162H195V163H193ZM210 162H211V161H210ZM210 162H209V163H210ZM247 162H249V161H247ZM25 163H26V162H25ZM38 163H39V161H38ZM40 163H39V167H40ZM81 163L83 164V162H81ZM85 163H86V162H85ZM85 163H84L83 165H85ZM101 163H102V162H100L99 164H101ZM106 163H105V165H107ZM109 163H110V160H109ZM115 163H114V164H115ZM129 163H128V165H129ZM180 163H181V162H180ZM187 163H188V162H187ZM197 163H199V162H197ZM206 163H207V162H206ZM66 164H67V162H66ZM91 164H94V163H91ZM139 164H142V160H141V163L139 162ZM148 164H149V163H148ZM172 164H173V163H172ZM199 164H200V163H199ZM201 164H202V163H201ZM212 164H214V163H212ZM26 165H27V164H26ZM44 165H45V164H44ZM68 165H69V164H68ZM96 165H97V164H95V166H96ZM101 165H104V163L101 164ZM105 165H104V166H105ZM112 165H113V163H112ZM122 165L125 166V164H122ZM122 165H121V166H122ZM137 165H138V164H137ZM179 165H180V164H179ZM187 165H190V163H189V164H185V167H186ZM203 165H204V163H203ZM203 165H202V166H203ZM206 165H209V164L207 163ZM250 165H249V166H250ZM10 166H11V165H10ZM27 166H28V165H27ZM41 166H42V165H41ZM79 166H82V165H79ZM109 166H111V165H109ZM126 166H127V165H126ZM129 166H131V165H129ZM132 166H131V168H134V167H132ZM141 166H142V165H141ZM141 166H139V167L141 168ZM152 166H153V165H152ZM154 166H155V165H154ZM163 166H164V165H163ZM183 166H184V165H183ZM194 166H196V165H194ZM198 166H199V169H200V165H198ZM198 166H197V167H198ZM209 166H211V163H210ZM246 166L248 167V165H246ZM246 166L244 165L243 167H246ZM28 167H29V166H28ZM28 167H27V168H28ZM35 167H36V166H35ZM35 167H34V168L32 167V168L35 169ZM43 167H44V166H43ZM69 167L72 168V167H74V166H72V165L70 166V165H69V166H67L66 168H69ZM85 167H88V166H85ZM85 167H84V168H85ZM92 167H93V165H92ZM92 167H91V168H92ZM96 167H97V166H96ZM96 167H95V169H97ZM100 167H101V166H100ZM102 167H103V166H102ZM105 167H106V166H105ZM113 167H116V166L113 165ZM118 167H119V166H118ZM136 167H137V166H135L134 169H136ZM172 167H174V165H172ZM176 167H177V166H176ZM181 167H182V166H181ZM247 167H246V168H247ZM29 168H30V167H29ZM29 168H28V169H29ZM77 168H78V167H77ZM89 168H90V167H88V169H89ZM116 168H117V167H116ZM125 168H126V167H125ZM140 168H139V169H140ZM177 168H180V167L178 166ZM190 168H191V167H190ZM194 168H195V170H199V169H196V167H194ZM209 168H211V167H209ZM213 168H214V167H213ZM221 168H222V167H221ZM11 169H12V168H11ZM33 169H32V170H33ZM36 169H37V168H36ZM42 169H43V168H42ZM42 169H40V170H42ZM74 169H76V168H74ZM86 169H87V168H86ZM95 169H94V170H95ZM107 169H108L109 172H110V169H111V168L109 169V168L107 167ZM119 169H121V168H119ZM122 169H123V168H122ZM128 169H129V168H128ZM182 169H185V168H181V170H182ZM187 169H188V167L186 168V170H187ZM201 169H202V167H201ZM201 169H200V170H201ZM205 169H206V167H205ZM205 169H202V170L204 171ZM211 169H212V168H211ZM242 169H243V168H242ZM244 169H245V168H244ZM29 170H30V169H29ZM68 170H70V168H69ZM89 170H91V169H89ZM89 170H88V171H89ZM94 170H93V171H94ZM108 170H106V172H107ZM125 170H126V169H125ZM132 170H133V169H132ZM178 170H179V169H178ZM178 170H176V171H178ZM181 170H180V172H181ZM207 170H208V169H207ZM219 170H220V169H219ZM248 170H249V169H248ZM33 171H34V170H33ZM42 171L44 172V170H42ZM72 171H73V170H72ZM75 171H76V170H75ZM91 171H92V170H91ZM111 171H112V170H111ZM135 171H138V168H137ZM135 171H134V172H135ZM139 171H140V170H139ZM139 171L136 172V174H138ZM148 171H149V170H148ZM148 171H147V172H148ZM188 171H191V170L188 169ZM193 171H194V169H193ZM203 171H202V172H203ZM205 171H206V170H205ZM243 171H244V170H243ZM243 171H242V172H243ZM246 171H247V170H246ZM43 172H41V174H42ZM94 172H95V171H94ZM94 172H93V173H94ZM102 172H103V170H102ZM112 172H113V171H112ZM120 172H121L122 175H124L122 171H120ZM144 172H145V171H144ZM183 172H184V171H183ZM183 172H182V173H183ZM67 173H70V172L68 171ZM71 173H72V172H71ZM93 173H92V174H93ZM96 173H97V172H96ZM107 173H108V172H107ZM107 173H106V175H108ZM185 173H186V172H185ZM191 173H192V172H191ZM203 173H205V172H203ZM203 173H202V174H203ZM248 173H249V172H248ZM11 174H12V173H11ZM11 174H10V175H11ZM39 174H40V173H39ZM97 174H98V173H97ZM117 174H118V172H117ZM188 174H190V173L188 172ZM192 174H195V172L192 173ZM196 174H197V173H196ZM207 174H208V172H207ZM207 174H206V175H207ZM42 175H43V174H42ZM69 175H70V174H69ZM95 175H96V174H95ZM104 175H105V174H104ZM104 175H103V176H104ZM112 175H113V173H112ZM114 175H115V172H114ZM114 175H113V176H114ZM118 175H119V174H118ZM204 175H205V174H204ZM248 175H249V174H248ZM13 176H14V175H13ZM35 176H36V175H35ZM39 176H40V175H39ZM66 176H67V175H66ZM93 176H94V175H93ZM116 176H117V175H116ZM119 176H120V175H119ZM124 176H125V175H124ZM243 176H244V175H243ZM243 176H242V177H243ZM249 176L251 177V175H249ZM11 177H12V176H11ZM11 177H10V178H11ZM33 177H34V175H33ZM42 177H43V176H42ZM95 177H98V176H95ZM95 177H94V178H95ZM110 177H111V176H110ZM135 177H136V175H135ZM137 177H139V176H137ZM137 177H136V178H137ZM189 177L192 178V175L189 176ZM205 177H206V176H205ZM247 177H248V176H247ZM67 178H68L67 180H69V178L71 179L70 176H67ZM72 178H73V177H72ZM74 178H75V177H74ZM94 178H93V179H94ZM114 178H115V177H114ZM126 178H127V175H126ZM128 178H129V177H128ZM149 178H150V177H149ZM191 178H190V179H191ZM196 178H197V177H196ZM243 178H245V177H243ZM12 179H13V178H12ZM14 179H15V178H14ZM14 179H13V180H14ZM38 179H39V178H38ZM43 179H44V178H43ZM101 179H102V178H101ZM104 179H105V177H104ZM104 179H102V180H104ZM111 179H112V178H111ZM117 179H118V178H117ZM120 179H121V178H120ZM120 179H118V180H120ZM133 179L135 180V178H133ZM137 179H139V178H137ZM140 179H141V176H140ZM144 179H145V178H144ZM146 179H147V180H146ZM146 179H145V180H146L145 182H147L148 180H153V179H148V178H146ZM198 179H199V178H198ZM240 179H241V178H240ZM31 180H32V179H31ZM65 180H66V178H65ZM72 180H73V179H72ZM75 180H76V179H75ZM102 180H101V181H102ZM113 180H114V179H113ZM122 180H125V178L123 179V177H122ZM192 180H193V179H192ZM249 180H250V179H249V177H248V182H250ZM39 181H40V180H39ZM42 181H43V180H42ZM109 181H111V180H109ZM109 181H108V182H109ZM128 181H129V179H128ZM239 181H241V180H239ZM244 181H246V180L243 179V182H244ZM252 181H253V184H254V183H255V182H254L255 180H252ZM34 182L36 183V181H34V178H33L32 184H33ZM40 182H41V181H40ZM61 182H62V183H61ZM66 182H67V181H66ZM73 182H76V181H73ZM89 182H90V181H89ZM95 182H96V181H95ZM117 182H118V181H117ZM129 182H130V181H129ZM129 182H127V183H129ZM142 182H144V180H143ZM151 182L154 183L153 181H151ZM190 182H191V181H190ZM193 182H196V181H193ZM259 182H258V183H259ZM35 183H34V184H35ZM97 183H98V182H97ZM103 183H104V182H103ZM105 183H107V182L105 181ZM118 183H119V182H118ZM123 183H124V182H123ZM132 183H133V182H132ZM132 183L130 182V184H132ZM135 183H136V182H135ZM137 183H138V182H137ZM149 183H150V182H149ZM152 183H150V184H152ZM155 183H156V181H155ZM228 183H229V182H228ZM43 184H44V183H43ZM100 184H102V183H100ZM114 184H115V183H114ZM116 184H117V183H116ZM140 184H141V185H139L140 188H138V189L141 190L142 183H140ZM146 184H147V183H146ZM196 184H197V182H196ZM198 184H199V183H198ZM198 184L196 185V187L198 186ZM203 184H204V183H203ZM226 184H227V183H226ZM250 184H251V183H250ZM36 185H37V183H36L34 186H36ZM39 185H40V184H39ZM91 185H92V184H91ZM96 185H97V184H96ZM119 185H120V183H119ZM119 185H118V186H119ZM122 185H123V184H122ZM127 185H128V188H129V187H130L129 184H127ZM136 185H137V184H136ZM144 185H145V183H144ZM156 185L159 186L160 184H156ZM156 185H153V184H152V187L154 188V186H156ZM189 185H190V184H189ZM192 185H193V184H192ZM192 185H191V186H192ZM208 185H209V184H208ZM222 185H224V184L222 183ZM227 185H228V184H227ZM237 185H238V184H237ZM237 185H236V186H237ZM251 185H252V184H251ZM251 185H250V186H251ZM256 185H257V183H256ZM23 186H24V185H23ZM44 186L46 187V186H48V185L44 184ZM50 186H49V188H51ZM66 186H67V185H66ZM76 186H77V185H76ZM76 186H74V187H76ZM78 186H79V185H78ZM98 186H99V185H98ZM98 186H97V187H98ZM103 186H104V185H103ZM106 186L108 187V185H106ZM111 186H112V188H113V183H112ZM150 186H151V185H150ZM158 186H157V187H158ZM161 186H162V185H161ZM161 186H160V187H161ZM194 186H195V185H194ZM219 186H220V184H219ZM240 186H242V185H240ZM253 186H254V185H253ZM30 187H31V186H30ZM40 187H41V186H40ZM42 187H43V185H42ZM100 187H101V186H100ZM109 187H110V185H109ZM109 187L106 188V190H107V189L110 190ZM120 187L122 188V186H120ZM120 187H119V188H120ZM125 187H126V186H125ZM135 187H136V186H135ZM137 187H138V186H137ZM160 187H159V189H161ZM170 187H171V186H170ZM170 187H169V188H170ZM175 187H176V185H175ZM175 187H173V189H175ZM202 187H203V185H202ZM212 187H213V186H212ZM221 187H222V186H221ZM221 187H220V188H221ZM257 187H258V190H259V189H260V188H259V184H258ZM257 187H254V189L256 188V190H257ZM112 188H111V190H112ZM114 188H115V189H114V190H115L114 192L116 193V189H117V188H116V185H115ZM126 188H127V187H126ZM126 188H125V189H126ZM147 188H150L149 185H148ZM153 188H152V189H153ZM169 188H167V189H169ZM197 188L201 189L200 186H198ZM215 188H216V187H215ZM242 188H243V189H242ZM242 188H241V189L244 190V187H242ZM251 188H252V187H251ZM251 188H250V189H251ZM36 189H37V186H36ZM43 189H47V188H44V187H43ZM43 189H42V190H43ZM62 189H63V188H62ZM62 189H60V190H62ZM66 189H67V188H66ZM73 189H74V188H73ZM94 189H96V188H94ZM94 189H93V190H94ZM103 189H104V188H103ZM122 189H123V188H122ZM129 189H131V191H132L133 187H132V188H129ZM129 189H128V190L126 189V192L129 191ZM136 189H137V188H136ZM143 189H144V190H147L146 188H143ZM143 189H142V190H143ZM155 189H156V188H154V190H155ZM157 189H158V188H157ZM164 189H165V187L162 188L163 191H164ZM167 189H166V190H167ZM171 189H172V188L169 189L168 193H169V192L173 193V192L171 191ZM173 189H172V190H173ZM204 189H205V188H204ZM217 189H218V188H217ZM221 189H222V188H221ZM246 189H248V188H246ZM254 189H253V190H254ZM37 190H38V189H37ZM40 190H41V189H40ZM50 190L52 191V189H50ZM55 190H54V191H55ZM63 190H64V189H63ZM63 190H62V191H63ZM75 190H76V189H75ZM99 190H100V189H99ZM104 190H105V189H104ZM106 190H105V192H106ZM117 190H118V189H117ZM140 190H139V191H140ZM144 190H143V191H144ZM154 190H153V192H154ZM162 190H161V191H162ZM201 190H203V189H201ZM201 190H200V191H201ZM248 190H249V189H248ZM248 190H247V191H248ZM253 190H252V191H253ZM34 191H36V190H33V192H34ZM38 191H39V190H38ZM43 191H45V190H43ZM43 191H41V193H42ZM47 191H48V193L50 192L49 190H47ZM64 191H65V190H64ZM76 191H77V190H76ZM94 191H95V190H94ZM96 191H97V190H96ZM102 191H103V190H102ZM124 191H125V190H124ZM134 191H135V189H134ZM134 191H132L133 194L136 193V192H134ZM147 191H148V192H147ZM147 191H145V192L149 193V190H147ZM157 191H159V190H157ZM163 191H162V193H163ZM174 191H178V190H174ZM194 191H195V190H194ZM194 191H192V192H193V193L197 192V190H196L195 192H194ZM250 191H251V190H250ZM57 192L59 193V191H57ZM73 192L75 193V191H73ZM91 192H92V190H91ZM97 192H98V191H97ZM103 192H104V191H103ZM103 192H102V193H103ZM109 192H110V191H109ZM111 192H113V191H111ZM111 192H110V193H111ZM121 192H122V190H121ZM121 192H120V190H119V193H121ZM137 192H138V191H137ZM141 192H142V191H141ZM141 192H140V193H141ZM145 192H144V193H145ZM179 192H180V191H179ZM179 192H178V193H179ZM192 192H191V193H192ZM214 192H219V190L214 191ZM253 192H255V190H254ZM45 193H46V192H45ZM51 193H55V192H51ZM61 193H62V192H61ZM65 193H66V192H65ZM65 193L63 192V194H65ZM76 193H77V192H76ZM98 193H99V192H98ZM98 193L95 192V194H98ZM115 193H114V194H115ZM117 193H118V191H117ZM123 193H124V192H123ZM127 193H128V192H127ZM150 193H151V192H150ZM164 193L167 194L165 191H164ZM193 193H192V195H193ZM197 193H199V191H198ZM203 193H204V191L202 192V195H203ZM206 193H207V192H206ZM224 193H225V192H224ZM245 193H246V192H245ZM247 193H248V192H247ZM250 193H252V192H250ZM257 193H259V191H258ZM34 194H35V193H34ZM55 194H57V193H55ZM55 194H52V195H55ZM92 194H93V193H92ZM92 194H91V195H92ZM128 194L130 195L131 193L129 192ZM128 194H127V195H128ZM137 194H138V193H137ZM142 194H143V193H142ZM155 194L157 195L156 191H155V193H151L150 195L148 194V195H147L148 197L146 198V201L144 200V201H145L144 203L142 202L143 200L141 201V202L143 203V206H145L144 204H147V205L151 204L150 206H152L154 200L157 199ZM160 194H161V192H160ZM181 194H182V193H181ZM195 194H196V193H195ZM199 194H200V193H199ZM204 194H205V193H204ZM216 194H217V193H216ZM220 194H222V193L220 192ZM253 194L255 195V193H253ZM35 195H39V196H40L41 194H38V193H37V194H35ZM45 195H46V194H44V197H41L42 195L40 196V197H41V198H40V200H41L40 202H41V203L39 202V203H40L39 206L35 205V203L38 204L37 202H35L34 204L30 203V204H32V206H31V205L29 204V202H28L29 199L27 200V202H28V204H29L32 208H34L33 205H35V207L37 206L38 208L40 207L39 212L41 213V216H42L41 218H42L43 220H45V219L49 220V222H48L49 224H47V225H48V226H52V227L55 228V229L50 228V230L53 229L52 231H54V230L56 231V229H58V228L60 229L61 227H63L62 224H61V218H60L61 215H60V212H59V211H61V210H58V209L61 208V207L58 208V206H59L58 203L61 202V201H60V198H61V197L59 196L60 198H59V197L57 198V195H56L55 198H49V195H48V197H47V195H46V196H45ZM59 195H60V194H59ZM67 195H68V194H67ZM75 195H77V194H75ZM99 195H100V194H99ZM99 195H96V197H97V196L99 197ZM115 195H116V194H115ZM115 195H113V196L115 197V198L113 197L114 199H116L117 196H119V194L116 195V196H115ZM124 195H125V194H124ZM134 195L136 196V194H134ZM134 195H133V196H134ZM138 195H139V194H138ZM140 195H141V194H140ZM172 195H173V194H172ZM178 195H179V194H178ZM183 195H185V194H182V196H183ZM243 195H246V194L243 193ZM250 195H251V194H250ZM254 195H253V196H254ZM259 195H260V193H259ZM33 196H34V195H33ZM62 196H63V195H62ZM72 196L74 197V195H72ZM72 196H71V197H72ZM94 196H95V195H93V197H94ZM104 196H105V193H104ZM108 196H109V195H108ZM121 196H123V195L121 194ZM125 196H126V195H125ZM131 196H132V194H131ZM144 196H145V195H144ZM144 196H143V197H144ZM166 196H167V195H166ZM166 196L163 195V197H166ZM170 196H171V195L169 194V196H168L169 199H170ZM174 196H175V194H174ZM180 196H181V195H180ZM180 196H179V197H180ZM182 196H181V198H182ZM189 196L191 197V195H189ZM196 196H197V195H196ZM196 196H195V199H196ZM203 196H204V195H203ZM203 196H201L199 199H201ZM205 196H206V195H205ZM222 196H224V194H222ZM222 196H221V197H222ZM240 196H241V195H240ZM246 196H247V195H246ZM255 196H256V195H255ZM257 196H258V195H257ZM73 197H72V199H73ZM126 197H128V196H126ZM163 197H162V198H163ZM168 197H167V199H165V200H168ZM175 197H176V196H175ZM177 197H178V196H177ZM186 197H187V196L185 195V197H183V198H186ZM197 197H198V196H197ZM207 197H208V196H206L205 198H207ZM238 197H239V196H238ZM36 198H38V197H36ZM36 198H33V199L36 200ZM62 198H63V197H62ZM64 198H65V197H64ZM66 198H67V197H66ZM69 198H70V197H69ZM88 198H89V197H87V199H88ZM90 198H92V196H91ZM103 198H104V197H103ZM119 198H121V197L119 196ZM119 198H118L117 200H119ZM124 198H125V197H124ZM130 198H131V197H130ZM133 198H134V197H133ZM137 198H138V197H137ZM144 198H145V197H144ZM144 198H143V199H144ZM181 198H179V199H181ZM193 198H194V196H193ZM205 198H204V199L202 198V199L205 200ZM222 198H223V197H222ZM240 198H241V197H240ZM15 199H16V198H15ZM17 199H18V198H17ZM38 199H39V198H38ZM76 199H77V196H76ZM87 199H86V200H87ZM93 199H94V198H93ZM97 199H99V198H97ZM101 199H102V194H101ZM101 199H99L100 202L102 201ZM104 199H105V198H104ZM106 199H107V197H106ZM106 199H105V200H106ZM109 199H111V197H110ZM125 199H126V198H125ZM141 199H142V198H141ZM158 199H160V197H159ZM173 199H174V198H173ZM175 199H177V198H175ZM189 199H191V198H189ZM189 199H186V200L188 201ZM202 199H201V200H202ZM243 199H244V198H243ZM245 199H246V198H245ZM245 199H244V200H245ZM255 199H256V198H255ZM259 199H260V198H259ZM13 200H14V199H13ZM19 200H20V199H18V201H19ZM30 200H31V199H30ZM35 200H33V201H35ZM74 200H75V199H73V201H74ZM89 200L91 201V199H89ZM89 200H87L88 203H89ZM99 200H98V201H99ZM111 200H112V199H111ZM122 200H123V199H122ZM122 200H121V202H122ZM126 200H127V199H126ZM136 200H137V199H136ZM163 200H164V198H163L161 201H163ZM165 200H164V201H165ZM246 200H248V199H246ZM249 200H250V199H249ZM252 200H253V199H251V201H252ZM15 201H17V200H15ZM15 201H14V202H15ZM23 201H24V200H23ZM23 201H22V203H23ZM33 201H32V202H33ZM36 201H38V200H36ZM62 201H63V199H62ZM67 201H68V199L66 200L65 203H67V206H68V202H67ZM70 201H71V199H70ZM70 201H69V202H70ZM95 201H96V200H95ZM103 201H104V200H103ZM107 201H108V200H107ZM112 201H113V200H112ZM115 201H116V200H115ZM127 201H128V200H127ZM133 201H134V200H133ZM156 201H157V200H155V202H156ZM158 201H159V200H158ZM168 201H169V200H168ZM170 201H171V199H170ZM179 201H180V200H179ZM181 201H182V200H181ZM184 201H185V199L183 200V202H184ZM187 201H186V202H187ZM196 201H198V200H196ZM196 201H195V202H196ZM209 201H210V199H209L207 202H209ZM214 201H215V200H214ZM241 201H242V200H240V202H241ZM27 202H26V203H27ZM117 202H118V201H117ZM117 202H116V203H117ZM121 202H120V203H121ZM123 202H126V201L123 200ZM128 202H129V201H128ZM130 202H131V201H130ZM139 202H140V201L138 200V202H136V204H138ZM141 202H140V204H142ZM165 202H166V201H165ZM174 202H176V201L174 200ZM186 202H184V203H186ZM190 202H191V201H190ZM204 202H205V201H204ZM204 202H203V205H205ZM207 202H206V203H207ZM210 202H211V201H210ZM210 202H209V203H210ZM216 202H217V201H216ZM228 202H229V201H228ZM242 202H243V201H242ZM242 202H241V206H239V208H241V207L243 206ZM249 202H250V201H249ZM249 202H248V203H249ZM16 203H18V202H16ZM16 203H15V204H16ZM72 203H73V202H72ZM72 203H71V205L74 204V203H73V204H72ZM92 203H93V201H92ZM108 203H109V201H108ZM110 203H111V201H110ZM110 203H109V204H110ZM113 203H114V202H113ZM131 203H132V202H131ZM131 203H130V204H131ZM134 203H135V202H134ZM159 203H160V202H159ZM163 203H164V202H162V205L164 206L165 203H164V204H163ZM168 203H169V202H168ZM170 203H172V201H171ZM233 203L235 204V202H233ZM238 203H239V202H238ZM238 203H237V205H239ZM245 203H247V202H245ZM248 203H247V204H248ZM256 203H257V199H256ZM28 204H27V205H28ZM60 204H61V203H60ZM62 204H63V203H62ZM99 204H100V203H99ZM104 204H106V203L104 202ZM104 204H103V205H104ZM118 204H119V202H118ZM121 204H122V203H121ZM124 204L126 205V203H124ZM124 204H123V205H124ZM140 204H139V205H140ZM156 204H157V203H156ZM174 204H175V203H174ZM215 204H216V203H215ZM215 204H214V205H215ZM5 205H6V204H5ZM90 205H93V204L90 203ZM128 205H129V203H128ZM128 205H127V206H128ZM158 205H159V204H158ZM160 205H161V204H160ZM176 205H177V204H176ZM178 205H180V204L178 203ZM185 205H186V204H185ZM185 205H184V207H182V209H183V208H184V209L186 208ZM191 205H192V203H191ZM203 205H202V206H203ZM208 205H209V204H208ZM219 205H220V204H219ZM230 205H233V204H230V203H229L228 207H229ZM235 205H236V204H235ZM235 205H234V206H235ZM237 205H236V206H237ZM244 205H245V204H244ZM24 206H26V205H24ZM30 206H29V208H30ZM65 206H66V205H65ZM65 206H63V207H65ZM67 206H66V207H67ZM69 206H70V205H69ZM69 206H68V208H69ZM74 206H76V204H74ZM99 206H100V205H99ZM99 206H98V207H99ZM105 206H108V205L106 204ZM115 206H116V205H115ZM115 206H114V207H115ZM132 206H135V205L133 204ZM141 206H142V205H141ZM141 206H140V207H141ZM143 206H142V208H144ZM150 206H148V207H150ZM168 206H171V205H168ZM194 206H196V205H194ZM197 206H198V203H197ZM197 206H196V207H197ZM209 206H211V205H209ZM216 206H217V205H216ZM224 206H225V205H224ZM250 206H252V205H250ZM250 206L248 205V207H250ZM253 206H254V204H253ZM27 207H28V206H27ZM63 207H62V208H63ZM70 207H71V206H70ZM92 207H93V206H92ZM92 207H91V209H94V208H92ZM110 207H111V206H110ZM136 207L139 208V206H137V205H136ZM136 207H135V208H136ZM165 207H166V206H165ZM165 207H163V208H165ZM180 207H181V206H180ZM212 207H213V206H212ZM226 207H227V206H226ZM228 207H227V208H228ZM237 207H238V206H237ZM237 207H236V208H237ZM244 207H245V206H244ZM15 208H17V207H15ZM68 208H67V211H69ZM71 208H73V207H71ZM71 208H69V209H71ZM74 208H75V207H74ZM120 208H121V207H120ZM129 208H130V206H129ZM135 208L132 207V209H134V210H132L133 212H135ZM151 208H154V205H153V207H151ZM158 208H160V210H161V207H158ZM158 208H157V209H158ZM168 208H170V207H168ZM174 208H175V207H174ZM178 208H179V207H178ZM189 208H190V206H189ZM193 208H194V207H193ZM198 208H200V207H198ZM203 208H204V206H203ZM203 208H200V210L203 209ZM209 208H210V207H209ZM232 208H233V206H232ZM232 208H231V209H232ZM239 208H238V209H239ZM245 208H246V207H245ZM251 208H253V207H251ZM5 209H6V208H5ZM18 209H19V208H18ZM25 209H28V208H25ZM34 209H36V208H34ZM63 209H64V208H63ZM63 209H62V211H64ZM97 209H98V208H97ZM125 209H127V208H125ZM144 209H145V208H144ZM165 209H166V208H165ZM165 209H164V211H165ZM172 209H173V208H172ZM172 209H171V211H172ZM182 209L180 208L179 210H182ZM194 209H195V208H194ZM196 209H197V208H196ZM204 209H205V208H204ZM204 209H203V210H204ZM211 209H212V208H211ZM223 209H224V208H223ZM229 209H230V208H229ZM231 209H230V210H231ZM242 209H244V208H242ZM242 209H240V210H242ZM73 210H74V209H73ZM110 210H111V209H110ZM115 210H116V209H115ZM119 210H120V209H119ZM122 210H123V209H122ZM122 210H121V211H122ZM146 210H147V209H145V211H146ZM149 210H151V209L149 208ZM160 210H159V211H160ZM162 210H163V209H162ZM162 210H161L160 212L164 215V213H163L164 211L162 212ZM167 210H168V209H167ZM175 210H177V212H179V210H178L177 208H175ZM187 210L189 211L190 209L187 208ZM191 210H193V209L191 208ZM203 210H202V211H203ZM221 210H222V209H221ZM224 210H225V209H224ZM226 210H227V209H226ZM234 210H235V209H234ZM247 210H248V208H247ZM249 210H250V209H249ZM249 210H248V211H249ZM32 211H33V209H32ZM37 211H38V210H36V212H37ZM62 211H61V212H62ZM67 211H65V212L67 213ZM98 211H99V210H98ZM108 211H109V210H108ZM113 211H114V209H113ZM123 211H124V210H123ZM128 211H129V210H128ZM137 211H139V210L137 209ZM145 211H143V209H142L140 212H143V213H144ZM184 211H186V209H185ZM195 211H196V210H195ZM195 211L193 212L194 214H195ZM206 211H207V210H206ZM237 211H238V210H237ZM237 211H236V213H237ZM243 211H244V210H243ZM6 212H7V211H6ZM26 212H27V210H26ZM26 212H25V213H26ZM34 212H35V211H34ZM88 212L90 213V211H88ZM94 212H95V211H94ZM94 212H93V213H94ZM106 212H107V210H106ZM106 212H105V213H106ZM130 212H131V211H130ZM147 212H148V211H147ZM147 212H145V213L147 214ZM151 212H153V209H152ZM154 212L158 213L157 211H154ZM154 212H153V213H154ZM168 212H169V211H168ZM177 212H175V214H176ZM204 212H205V211H204ZM222 212H223V211H222ZM245 212H246V211H245ZM82 213H83V212H82ZM86 213H87V212H86ZM86 213H85V214H86ZM89 213H88V215H89ZM107 213H108V212H107ZM112 213H113V212H112ZM112 213H110V215H111V216L109 215L110 217L114 216V215H112ZM114 213H118V212H114ZM169 213H170V212H169ZM171 213H172V212H171ZM180 213H182V212H180ZM180 213H179V216H182V214H183L184 212H183L181 215H180ZM186 213H187V212H186ZM186 213H185V214H186ZM189 213H190V212H189ZM197 213H198V211L196 212V214H197ZM219 213H221V212H219ZM228 213H229V212H228ZM238 213H239V212H238ZM249 213H250V212H248V214H249ZM37 214H38V213H36V215H37ZM61 214H62V213H61ZM64 214H65V213H63V215H64ZM70 214H72V212H70V213L68 212V215H70ZM73 214L75 215V212H74ZM80 214H81V213H80ZM83 214H84V213H83ZM122 214H123V213H122ZM126 214H127V213H126ZM136 214L139 215L138 212H137ZM136 214H135V218H136ZM146 214H144L143 216H145ZM148 214H149V213H148ZM150 214H151V213H150ZM154 214H155V213H154ZM159 214H160V213H159ZM159 214H157V215H159ZM166 214H167V213H166ZM173 214H174V213H173ZM244 214H247V212L244 213ZM1 215H2V214H1ZM3 215H4V214H3ZM6 215H7V214H5V216H6ZM28 215H29V214H28ZM30 215H32V214H30ZM74 215H73V216H74ZM140 215H142V214H140ZM155 215H156V214H155ZM155 215L152 214L151 217H153V216H155ZM160 215H161V214H160ZM160 215H159V216H160ZM188 215H189V214H188ZM201 215H202V213H201ZM207 215H208V214H206V216H207ZM222 215H223V214H222ZM224 215H225V214H224ZM241 215H242V214H241ZM37 216H39V215H37ZM37 216H36V217H37ZM45 216H46L47 218H46ZM64 216H65V215H64ZM66 216H67V215H66ZM81 216L86 217L85 215H82V214H81ZM90 216H91V215H90ZM105 216H106V214H105ZM115 216H116V215H115ZM119 216H120V215H119ZM119 216H118V217L116 216L117 219L119 218ZM122 216H123V215H122ZM122 216H121V217H122ZM133 216H134V215H133ZM147 216H148V215H147ZM168 216H169V215H168ZM170 216H173V217H174L175 215H170ZM177 216H178V215H177ZM177 216H176L175 218H177ZM179 216H178V217H179ZM194 216H195V215H194ZM204 216H205V214H204ZM225 216H226V215H225ZM225 216H224V217H225ZM238 216H239V215H238ZM243 216H244V215H243ZM243 216H241V217H243ZM245 216H246V215H245ZM247 216H248V215H247ZM247 216H246V217H247ZM249 216L251 217V215H249ZM67 217L69 218V216H67ZM93 217H94V216H93ZM107 217H108V216H107ZM110 217H109V218H110ZM116 217H115V219H116ZM121 217H120V219H121ZM124 217H125V216H124ZM139 217H140V216H139ZM151 217H150V215H149V218H150V219H151ZM166 217H167V215H166ZM173 217H172V219H173ZM185 217H186V216H185ZM195 217H196V216H195ZM219 217H221V216H219ZM29 218L31 219V217H29ZM33 218H35V216H34ZM33 218H32V219H33ZM38 218H39V217H38ZM41 218H40V219H41ZM86 218L89 219V217H86ZM91 218H92V217H91ZM96 218H97V217H96ZM96 218L94 217V220H96ZM112 218H113V217H112ZM135 218H134V220H135ZM137 218H138V217H137ZM144 218L146 219L147 217H144ZM156 218L160 219V217H157V216H156ZM163 218H164V217H163ZM179 218H180V217H179ZM187 218H189V217L187 216ZM197 218H199V217H197ZM211 218L213 219V217H211ZM237 218H238V217H237ZM237 218H236V219H237ZM239 218H240V217H239ZM248 218H249V217H248ZM3 219H4V218H3ZM32 219H31V220H32ZM62 219H64V218H62ZM70 219H71V218H70ZM70 219H68V221H69ZM92 219H93V218H92ZM92 219H91V221H92ZM107 219H108V218H107ZM115 219H114V220H115ZM117 219H116V220H117ZM132 219H133V218H132ZM141 219L143 220V218H141ZM170 219H171V218H170ZM181 219H183V218L181 217ZM194 219H195V218H194ZM204 219H205V217H204ZM204 219H203V220H204ZM214 219H215V218H214ZM214 219H213L212 221H214ZM216 219H217V218H216ZM216 219H215V220H216ZM225 219H226V218H225ZM231 219H232V218H231ZM234 219H235V218H234ZM240 219H242V218H240ZM43 220H42V221H43ZM47 220H46V221H47ZM105 220H106V219H105ZM116 220H115V221H116ZM125 220L127 221V219H125ZM128 220H130V219L128 218ZM142 220H141V221H142ZM151 220H152V219H151ZM151 220L148 219L147 222H149V221L151 222ZM178 220H179V222L181 223L180 219H178ZM184 220H185V219H184ZM190 220H193L192 217H191V219L189 218V221H190ZM198 220H199V219H197V221H198ZM221 220H224V218H223V219L221 218ZM228 220H229V219H228ZM242 220H243V219H242ZM242 220H241V221H242ZM32 221H33L32 223L34 224V219H33ZM37 221H38V220H37ZM37 221H36V222H37ZM66 221H67V220H66ZM66 221H65V222H66ZM68 221H67V222H68ZM70 221H71V220H70ZM86 221H87V220H86ZM86 221H84V222H86ZM91 221L89 220L90 223H91ZM112 221H113V219H112ZM112 221H110L109 223L111 224ZM119 221H120V220H119ZM126 221H125V222H126ZM139 221H140V220H139ZM139 221H137V222H139ZM152 221H153V223L155 222V221H154V217H153V220H152ZM157 221H158V220H157ZM157 221H156V222H157ZM174 221H177V220H174ZM200 221H201V219H200ZM200 221H199V223H200ZM207 221H208V220H207ZM207 221H205V222H207ZM233 221H234V220H233ZM233 221H232V222H233ZM246 221H247V220H246ZM246 221H245V223H246ZM30 222H31V221H30ZM38 222H39V221H38ZM72 222H73V221H72ZM72 222H71V223H72ZM87 222H88V221H87ZM87 222H86V223H87ZM96 222L99 223L98 219H97V221H95V223H96ZM134 222H135V221H134ZM134 222H130V223H134ZM143 222H144V220H143ZM145 222H146V221H145ZM171 222H172V221H171ZM187 222H188V219H187ZM205 222H204V223H205ZM210 222H211V221H210ZM217 222H218V220H217ZM221 222H222V221H221ZM226 222H227V221H226ZM238 222H239V220H238ZM238 222H236V223H238ZM40 223H41V221H40L38 224H40ZM69 223H70V222H69ZM93 223H94V221H93ZM114 223L117 225L116 222H114ZM114 223H112V224H114ZM126 223H127V222H126ZM151 223H152V222H151ZM151 223H150V224H151ZM158 223H159V222H158ZM175 223H176V222H175ZM175 223L172 222V224H175ZM183 223H184V222H183ZM191 223H193V222H191ZM194 223H196V222H194ZM194 223H193V224H194ZM211 223H212V222H211ZM215 223H216V222H215ZM222 223H225V222H222ZM229 223H231V222H229ZM234 223H235V221H234ZM234 223H233V224H234ZM242 223H244V222H242ZM252 223H253V222H252ZM44 224H45V223H44ZM64 224H65V223H64ZM72 224H73V223H72ZM112 224H111V227L113 228ZM119 224H120V223H119ZM121 224H122V223H121ZM121 224H120V226H122ZM134 224H135V223H134ZM136 224H137V223H136ZM140 224H141V223H140ZM142 224L144 225V223H142ZM146 224H147V223H145V225H146ZM178 224H179V223H178ZM178 224H177V225H178ZM220 224H221V223H220ZM233 224L231 225V227L233 226ZM31 225H32V224H31ZM31 225H30V226H31ZM36 225H37V223L35 224L34 227L32 226V229L35 228ZM65 225H66V224H65ZM65 225H64V227H65ZM73 225H74V224H73ZM89 225H90V224H89ZM93 225H94V224H93ZM97 225H100V224H97ZM108 225H109V224H108ZM137 225H138V224H137ZM143 225H142V226H143ZM145 225H144V226H145ZM154 225H157V223L154 224ZM177 225H176V228L179 226V225H178V226H177ZM180 225H181V224H180ZM201 225H202V224H201ZM206 225H207V224H206ZM208 225H209V224H208ZM208 225H207V226H208ZM217 225H218V224H217ZM237 225H238V224H237ZM30 226H29V227H30ZM44 226L46 227V225H44ZM109 226H110V225H109ZM109 226H108V227H109ZM117 226H118V225H117ZM120 226H118V227H120ZM123 226H127V227H129L128 225H124V224H123ZM123 226H122V227H123ZM144 226H143L142 228H144ZM151 226H152V225H151ZM171 226H172V225H171ZM174 226H175V225H174ZM194 226L196 227V224H195ZM198 226H199V225H198ZM203 226H205V225H203ZM215 226H216V225H215ZM215 226H214V227H215ZM218 226H219V225H218ZM221 226H222V225H221ZM229 226H230V224H229ZM229 226H228V227H229ZM244 226H246V224H245ZM244 226H243V227H244ZM248 226H249V225H248ZM248 226H247V228H248ZM38 227H40V226H38ZM38 227H37V228H38ZM41 227H42V226H41ZM73 227H75V226H73ZM91 227H92V226H91ZM94 227H95V229L97 228L96 226H94ZM105 227H106V226H105ZM108 227H106V229H107ZM118 227H117V228H118ZM131 227H132V225H131ZM131 227H130V228H131ZM139 227H140V225H139ZM146 227H148V226H146ZM146 227H145V228H146ZM155 227L158 228V226H155ZM160 227H161V226H160ZM179 227H180V226H179ZM212 227H213V226H211V228H212ZM228 227H227V229H228ZM234 227H235V226H234ZM238 227H239V226H238ZM238 227H237V228H238ZM240 227H241V226H240ZM243 227H242V228H243ZM252 227H253V226H252ZM6 228H7V227H6ZM6 228H5V231L8 229V228H7V229H6ZM9 228H10V227H9ZM65 228H66V227H65ZM67 228H68V226H67ZM69 228H70V227H69ZM75 228H76V227H75ZM80 228H81V227H80ZM85 228H87V227H85ZM99 228H100V227L98 226V231L96 230L97 232H100V231H101V230L99 231ZM102 228H103V226H102ZM123 228H124V227H123ZM132 228H133V227H132ZM132 228H131V230H132ZM135 228L137 229V227H135ZM135 228H134V229H135ZM145 228H144V229H145ZM176 228H174V230H175ZM180 228H181V227H180ZM192 228H193V226H192ZM203 228H204V227H201V228H200V229L202 230L201 232H203ZM205 228H206V227H205ZM216 228H217V227H216ZM224 228H225V227H224ZM224 228H222V229H224ZM232 228H233V227H232ZM235 228H236V227H235ZM242 228H240L241 231L243 230ZM245 228H246V227H245ZM249 228H251V226H249ZM249 228H248V229H249ZM253 228H254V227H253ZM10 229H11V228H10ZM29 229H31V228H29ZM43 229H44V228H43ZM43 229H42V231H43ZM45 229H46V231H47V228H45ZM70 229L73 230V228H70ZM87 229H90V226H89V228H87ZM108 229H109V228H108ZM108 229H107V231H108ZM113 229H114V228H113ZM113 229H112V230H113ZM115 229H116V226H115ZM126 229H127V228H126ZM126 229H124V230H126ZM134 229H133V232L136 230V229H135V230H134ZM138 229H139V228H138ZM150 229H152V227H151ZM155 229H156V228H155ZM164 229H165V228H164ZM177 229H178V228H177ZM200 229H199V230H200ZM206 229H207V228H206ZM218 229H220V228L218 227ZM12 230H13V229H11V231H12ZM14 230H16V232H17V229H14ZM36 230H39V229H36ZM36 230H35V231H36ZM63 230H67V229H63ZM75 230H77V229H74L73 231H75ZM85 230H86V229H85ZM85 230H83V231H85ZM90 230H91V229H90ZM127 230H128V229H127ZM140 230H141V229H140ZM153 230H154V229H153ZM191 230H192V229H191ZM191 230H190V231H191ZM197 230H198V229H197ZM199 230L196 231V232H199ZM207 230H208V229H207ZM213 230H216V229L214 228V229H212V231H213ZM232 230H233V232H234V228H233ZM235 230H236V229H235ZM253 230H254V229H253ZM253 230L251 229V232H252ZM5 231H4V233H5ZM44 231H45V230H44ZM46 231L44 232L45 235H46ZM83 231H82V232H83ZM88 231H89V230H87V232H88ZM94 231H95V230L90 231V233H91V232H94ZM103 231H104V230H103ZM103 231H102V232H103ZM105 231H106V230H105ZM107 231H106V232H107ZM116 231H117V230H115V232H116ZM121 231L123 232V230L120 229V232H121ZM137 231H138V230H137ZM155 231H159V230L156 229ZM178 231H179V230H178ZM190 231H189V232H190ZM209 231H210V230H209ZM209 231H208V234H209ZM216 231H217V230H216ZM225 231H226V230H225ZM227 231H228V230H227ZM227 231H226V232H227ZM230 231H231V229H230ZM237 231H238V229H237ZM245 231H246V230H245ZM247 231H248V230H247ZM254 231H256V230H254ZM8 232H9V231H8ZM13 232H14V231H13ZM13 232H12V234H13ZM36 232H37V231H36ZM50 232H51V231H50ZM64 232H65V231H64ZM68 232H69V229H68ZM70 232H71V233H74V232H72V231H70ZM70 232H69V233H70ZM87 232H86V233H87ZM97 232H96V233H97ZM102 232H101V233H102ZM117 232H118V231H117ZM126 232H127V231H126ZM126 232H124V233H126ZM128 232H129V231H128ZM135 232H136V231H135ZM138 232L140 233V231H138ZM142 232H144L145 234L148 233V231H146V230H144V231H142ZM142 232H141V234H142ZM150 232H151V231H150ZM150 232H149V233H150ZM153 232H154V231H153ZM181 232H182V231H181ZM191 232H192V231H191ZM194 232H195V231H193V233H194ZM233 232H232V233H233ZM4 233H3V234H4ZM44 233H43V234H44ZM57 233L62 234V233L59 232L58 230H57ZM57 233H56V236H57ZM71 233H70V234H71ZM76 233H77V232H75V234H76ZM78 233H79V232H78ZM84 233H85V232H84ZM96 233H95V234H96ZM101 233H99V235H100ZM130 233H131V232H130ZM151 233H152V232H151ZM187 233H188V232H187ZM214 233H215V232H214ZM217 233H218V232H217ZM220 233H221V232H220ZM228 233H229V232H228ZM230 233H231V232H230ZM230 233H229V234H230ZM239 233H240V232H239ZM239 233H238V234H239ZM243 233H244V232H243ZM243 233H240V234L244 235ZM60 234H59V235H60ZM65 234H66V233H65ZM65 234L63 235L64 238H65ZM67 234H68V233H67ZM67 234H66V235H67ZM75 234H74V235H75ZM80 234H82V233H80ZM92 234H93V233H92ZM109 234H110V233H109ZM109 234H108V235H109ZM128 234H129V233H128ZM153 234H154V233H153ZM196 234H197V233H196ZM210 234H211V232H210ZM229 234H228V236H229ZM248 234H249V232H248ZM254 234H253V235H254ZM0 235H1V234H0ZM15 235H16V234H15ZM17 235H18V233H17ZM39 235H41V234H39ZM49 235H50V234H49ZM54 235H55V234H54ZM96 235H97V234H96ZM99 235H97L96 237H97V238H100ZM104 235H106V234L103 233V236H104ZM110 235H112V234H110ZM110 235H109V237H110ZM119 235H120L119 238L122 239L123 236H122V238H121V234H119ZM126 235H127V234H125L124 237H125ZM134 235H135V234H134ZM138 235H139V234H138ZM143 235H144V234H142V236H143ZM150 235H151V234H150ZM155 235H156V233H155ZM155 235H154L153 237H155ZM157 235H158V234H157ZM188 235H190V233H189ZM217 235H219V233H218ZM249 235H250V234H249ZM253 235H252V236H253ZM7 236H8V233H7ZM9 236H10V235H9ZM9 236H8V237H9ZM41 236H42V235H41ZM47 236H48V235H47ZM61 236H62V235H61ZM63 236H62V237H63ZM93 236H94V235H93ZM98 236H99V237H98ZM112 236H113V235H112ZM114 236H115V235H114ZM117 236H118V235H117ZM147 236H148V238H149V235H147ZM160 236H161V235H160ZM160 236H159V238H160ZM191 236H192V234H191ZM193 236H194V235H193ZM198 236H199V234H198ZM203 236H204V235H202L201 237H203ZM206 236H207V235H205V237H206ZM209 236H210V238H211V235H209ZM222 236H224V234H222ZM225 236H226V235H225ZM232 236H233V235H232ZM238 236H239V235H238ZM244 236H246V235H244ZM247 236H248V235H247ZM252 236L250 235V239H251ZM13 237H14V236H13ZM15 237H16V236H15ZM45 237H46V236H45ZM49 237H50V236H49ZM54 237H55V236H54ZM62 237H61V238L59 237V238H60L59 241H60L61 239L63 240ZM69 237H70V236H69ZM69 237H68V238H69ZM129 237H130V236H129ZM129 237H127V238H129ZM135 237H136V236H135ZM138 237H141V236H138ZM151 237H152V236H151ZM151 237H150V238H151ZM156 237H157V236H156ZM161 237H162V236H161ZM176 237H177V236H175V238H176ZM178 237H179V236H178ZM199 237H200V236H199ZM233 237H234V236H233ZM10 238L12 239L11 241L14 240V238H12V237H10ZM16 238H17V237H16ZM40 238L42 239V237H40ZM66 238H67V237H66ZM68 238H67V239H68ZM113 238H114V237H113ZM117 238H118V237H117ZM119 238H118V239H119ZM132 238H133V234H132ZM132 238H130V239L132 240ZM143 238H144V237H142V239H143ZM193 238H194V237H193ZM206 238H209V237H206ZM215 238H216V235H215ZM230 238H232V237H230ZM230 238H228V239H230ZM241 238H242V237H241ZM252 238H253V237H252ZM41 239H39V240H41ZM43 239H45V238H43ZM43 239H42V240H43ZM91 239H92V238H91V234H88V235L84 234V236H79V235H77L75 238H74V237L72 238V241L70 240L72 244L75 243V244H73V245H76V247H75L76 250H75V251H72V253H73L72 255H69L68 260H67V261H69V264H86V260H88L89 257H88V259H86L85 254H86L87 252H90V251L87 250V251L85 252V248H87V247H85V246H84L85 248L82 247L83 245H82L81 243L84 242L85 244H88V245L90 246V243L92 242ZM93 239H94V238H93ZM93 239H92V240H93ZM100 239H101V238H100ZM108 239H110V238H108ZM111 239H112V237H111ZM118 239H117V241H118ZM120 239H119V240H120ZM125 239H126V238H125ZM136 239H138V238H135V241H136ZM140 239H141V238H140ZM144 239H145V238H144ZM156 239H157V238H156ZM172 239H174V237H173ZM197 239H198V237H197ZM199 239H202V238H199ZM218 239H221V237H220V238H217V242H219ZM225 239H226V237H225ZM225 239H222V240H225ZM235 239H237V238H235ZM243 239H245V238H243ZM9 240H10V239H9ZM39 240H38V241H39ZM49 240H50V239H49ZM49 240H48V242H45V243H49ZM54 240L57 241V238H56V239L54 238ZM54 240H53V241H54ZM62 240H61V241H62ZM96 240H97V239H96ZM103 240H104V242L107 241V239H105V237L102 239V241H103ZM105 240H106V241H105ZM123 240H124V239H123ZM127 240H128V239H127ZM127 240H126V242H127ZM147 240H149V239H147ZM159 240H160V239H159ZM163 240H164V238H163ZM163 240H161L162 243H163ZM204 240H205V239H204ZM207 240H208V239H207ZM207 240H206V241H207ZM209 240H211V239H209ZM209 240H208V241H209ZM215 240H216V239H215ZM56 241H54V242H56ZM61 241H60L59 243H60V244H63V243H61ZM64 241H65V240H64ZM97 241L101 243V241H99V240H97ZM117 241H116V238H115V241L112 242V243H115V242H117ZM129 241H130V240H129ZM129 241H128V242H129ZM132 241H133V240H132ZM132 241H131V242H132ZM139 241H140V240H139ZM143 241L146 242V239L143 240ZM155 241H158V240H154V241H152L153 244H154ZM200 241H201V240H200ZM200 241L198 240V242H200ZM208 241H207V242H208ZM231 241H232V240H231ZM231 241H229V242H231ZM233 241H235V240H233ZM40 242H41V241H40ZM51 242H52V241H51ZM68 242H69V239H68ZM98 242H97V243H98ZM108 242H109V240H108ZM110 242H111V241H110ZM118 242H119V241H118ZM128 242H127V243H128ZM133 242H134V241H133ZM133 242H132V243H133ZM141 242H142V241H141ZM141 242H139V244H140ZM148 242H149V241H148ZM165 242H166V241H165ZM169 242H170V241H169ZM177 242H180V240L178 239ZM177 242L175 243V242L173 241V244L176 246ZM196 242H197V241H196ZM211 242H213V241L211 240ZM217 242H216V244H217ZM222 242H223V241H222ZM235 242H236V241H235ZM237 242H238V241H237ZM237 242H236V243H237ZM244 242H245V241H244ZM4 243H5V242H4ZM43 243H44V242H43ZM95 243H96V242L94 241L93 244H95ZM100 243H99V244H100ZM106 243H107V242H106ZM112 243H111V244H112ZM122 243H123V242H122ZM134 243H135V242H134ZM136 243H137V242H136ZM136 243H135V244H136ZM149 243H151V241H150ZM156 243H157V242H156ZM171 243H172V241H171ZM239 243H240V242H239ZM39 244H41V243H39ZM39 244H37V245L39 246ZM57 244H58V243H56V245H57ZM64 244H65V243H64ZM64 244H63V246H64ZM66 244H67V243H66ZM72 244H70V245H72ZM99 244H97V245L99 246ZM120 244H121V243H120ZM135 244H133V246H135ZM137 244H138V243H137ZM137 244H136V245H137ZM139 244H138V245H139ZM141 244L143 245L144 243H141ZM153 244H152V245H153ZM198 244H199V243H198ZM200 244H203V242L200 243ZM204 244H205V242H204ZM212 244H214V243H212ZM224 244H225V243H224ZM227 244H228V242H227ZM241 244H242V243H241ZM43 245H45V244H42V246H43ZM47 245H48V244H47ZM52 245H53V244H52ZM58 245H59V244H58ZM70 245H69V247H71ZM91 245H92V244H91ZM100 245H102V247H103L105 250H107V249L105 248V246H104V243H103V244H100ZM117 245H118V244H117ZM122 245H123V244H122ZM130 245H131V243H130ZM142 245H141V246H142ZM144 245H146V244H144ZM144 245H143V247H144ZM148 245H151V244H148ZM148 245H147V247H149ZM152 245H151V246H152ZM158 245H159V241H158ZM160 245H161V244H160ZM178 245H179V244H178ZM178 245H177V246H178ZM207 245H208V244H207ZM220 245H221V244H220ZM235 245H237V244H235ZM239 245H240V244H239ZM239 245H238L237 247H239ZM19 246H20V245H19ZM49 246H50V244H49ZM53 246H54V245H53ZM108 246L110 247V245H107L106 247L108 248ZM123 246H124V245H123ZM123 246H122V247H123ZM125 246H126V245H125ZM128 246H129V245H128ZM154 246H155V245H153L152 247H154ZM164 246H165V245H164ZM169 246H170V245H169ZM186 246H188V245H186ZM186 246H182V247H186ZM200 246H201V245H200ZM202 246H203V245H202ZM211 246H214V245H210L209 247L211 248ZM216 246L218 247V245H215V247H216ZM2 247L4 248V246H2ZM9 247H10V246H9ZM16 247H17V246H16ZM34 247H35V246H34ZM36 247H37V246H36ZM47 247H48V246H47ZM59 247H61V246H59ZM64 247H65V246H64ZM64 247H63V248H64ZM69 247H65V248H69ZM92 247H93V246H92ZM111 247H112V246H111ZM113 247H114V245H113ZM113 247H112V248H113ZM122 247H121V248H122ZM143 247H142V249H144ZM147 247H146V248H147ZM155 247H156V246H155ZM158 247H159V246H158ZM162 247H163V246H162ZM171 247H172V245H171ZM197 247H198V246L196 245V248H197ZM222 247H223V244H222ZM231 247H232V245H231ZM0 248H1V247H0ZM7 248H8V247H7ZM22 248H23V247H22ZM38 248H39V247H38ZM38 248H37V249H38ZM45 248H46V247H45ZM45 248H44V249H45ZM52 248H53V247H52ZM52 248H51V249H52ZM89 248H90V247H89ZM89 248H88V249H89ZM99 248H100V247H99ZM99 248H98V249H99ZM103 248H102V249H103ZM129 248H130V247H129ZM129 248H128V250H129ZM146 248H145V249H146ZM179 248H180V247H179ZM179 248H178V249H179ZM200 248H201V247H200ZM203 248H204V247H203ZM205 248H207V247H205ZM223 248H224V247H223ZM226 248H227V246H226ZM233 248H234V247H233ZM20 249H21V248H20ZM25 249H26V248H25ZM40 249H41V248H40ZM44 249H42V250H44ZM47 249H48V248H47ZM92 249H95V248H92ZM109 249H110V248H109ZM115 249H116V248H115ZM122 249H123V248H122ZM124 249H125V248H124ZM147 249H148V248H147ZM152 249H153V248H152ZM154 249L156 250L157 248H154ZM154 249H153V250H154ZM175 249H176V248H175ZM194 249H195V248H194ZM212 249H213V248H212ZM0 250H1V249H0ZM8 250H9V249H8ZM38 250H39V249H38ZM42 250H40V251H42ZM52 250H53V249H52ZM69 250H70V249H69ZM71 250H72V249H71ZM96 250H97V247H96ZM96 250H95V252H96ZM119 250H120V248H119ZM126 250H127V248H126ZM130 250H133V249L131 248ZM139 250H140V249H139ZM155 250H154V252H155ZM157 250H158V249H157ZM159 250H160V249H159ZM173 250H174V249H173ZM186 250H188V249H186ZM192 250H193V249H192ZM197 250H198V249H197ZM203 250H204V249H203ZM206 250H207V249H206ZM224 250H225V248H224ZM229 250H230V249H229ZM235 250H236V249H235ZM235 250H234V251H235ZM16 251H17V250H16ZM23 251H24V250H23ZM26 251H27V250H26ZM40 251H39V252H40ZM44 251H45V250H44ZM48 251H49V250H48ZM113 251H114V249H113ZM117 251H118V250H117ZM137 251H138V250H137ZM137 251H136V252H137ZM142 251H143V250H142ZM142 251H140V252L142 253ZM145 251H146V250H144V253L146 254ZM150 251H151V250H150ZM190 251H191V250H190ZM194 251H196V250H194ZM194 251H193V252H194ZM199 251H200V249H199ZM204 251H205V250H204ZM210 251H211V249H210ZM218 251H219V250H218ZM3 252H4V251H3ZM3 252H2V254H3ZM7 252H8V251H7ZM7 252H5V253H7ZM19 252H20V251H19ZM66 252L68 253L69 251H66ZM103 252H104V251H102L101 253H103ZM106 252H107V251H106ZM108 252H109V251H108ZM127 252H128V251H127ZM133 252H134V251H133ZM159 252H160V251H159ZM161 252H163V250H162ZM191 252H192V251H191ZM201 252H202V250H201L199 253H195V254H198V255H199ZM207 252H208V251H207ZM215 252H216V251H215ZM227 252H228V251H227ZM237 252H238V251H236V252L233 253V254H234V255H235V254H238L239 252H238V253H237ZM14 253H15V252H14ZM23 253H25V252H23ZM90 253H91V252H90ZM90 253H89V254H90ZM101 253H100V254H101ZM104 253H105V252H104ZM110 253H111V252H110ZM124 253L126 254V251H125ZM129 253H130V251H129ZM138 253H139V252H138ZM138 253H137V254H138ZM149 253H150V252H149ZM149 253H148V255H149ZM188 253H189V251H188ZM188 253H187V254H188ZM205 253H206V251H205ZM210 253H211V252H210ZM223 253H224V251H223ZM241 253H242V252H241ZM241 253H240V254H241ZM0 254H1V253H0ZM16 254H17V253H16ZM64 254H65V253H64ZM69 254H70V253H69ZM87 254H88V253H87ZM91 254H93V252H92ZM94 254H95V253H94ZM97 254H98V251H97ZM100 254H98V255H100ZM106 254H107V253H106ZM114 254H116V253H114ZM121 254H122V253H121ZM125 254H123V255H125ZM139 254H140V253H139ZM139 254H138V255H139ZM145 254H144V255H145ZM159 254L161 255V253H159ZM159 254H158V255H159ZM185 254H186V253H185ZM192 254H194V253H192ZM201 254H202V253H201ZM19 255H21V253H19ZM67 255H68V254H67ZM98 255H97V256H98ZM102 255H103V254H101V256H102ZM108 255H109V253H108ZM110 255H113V253L110 254ZM116 255H117V254H116ZM116 255H114V256H116ZM118 255L120 256V254H118ZM130 255H131V254H130ZM135 255H136V254H135V252H134V255H133V256H135ZM140 255H141V254H140ZM144 255H143V257H144ZM146 255H147V254H146ZM148 255H147V256H148ZM151 255H152V253L150 254V256H151ZM154 255H155V254H154ZM154 255H153V256H154ZM164 255H165V254H164ZM164 255H162V256H164ZM172 255H173V254H172ZM203 255H204V253H203ZM205 255H206V254H205ZM216 255H217V254H216ZM223 255H224V254H223ZM225 255H226V253H225ZM228 255H229V252H228ZM231 255H232V254H231ZM231 255H229V256H231ZM234 255H233V256H234ZM241 255H242V254H241ZM241 255H240V256H241ZM246 255H247V256H246ZM255 255H256V254H255ZM0 256H1V255H0ZM17 256H18V255H17ZM65 256H66V254H65ZM90 256H91V255H90ZM93 256H95V255H93ZM121 256H122V255H121ZM125 256H126V255H125ZM125 256H123V257L125 258ZM127 256L129 257V255H127ZM131 256H132V255H131ZM147 256H146V257H147ZM156 256H157V254H156ZM156 256H155V257H156ZM162 256H160V257L162 258ZM193 256L195 257V255H193ZM196 256H197V255H196ZM199 256H201V255H199ZM199 256H198V257H199ZM206 256H207V255H206ZM206 256H205L204 258H206ZM217 256H218V255H217ZM229 256H228V257H229ZM240 256H239V257H240ZM6 257H7V256H6ZM29 257H30V256H29ZM98 257H99V256H98ZM105 257H108V256L105 255ZM105 257H103V258H105ZM116 257H117V256H116ZM135 257H136V256H135ZM137 257H138V256H137ZM137 257H136V259H137V261H138V259H139L140 257H139V258H137ZM157 257H158V256H157ZM201 257H203V256H201ZM218 257H219V256H218ZM226 257H227V256H226ZM226 257H224V258H226ZM241 257H242V256H241ZM26 258H27V257H26ZM53 258H54V257H53ZM53 258H52V259H49V260H53ZM94 258H95V257H94ZM101 258H102V257H101ZM110 258H111V257H110ZM121 258H122V257H121ZM124 258H122V259H124ZM126 258H127V257H126ZM132 258H133V257H132ZM163 258H164V257H163ZM172 258H173V257H172ZM172 258H171L170 260H172ZM195 258H196V257H195ZM204 258H202V262H203V260H205ZM207 258H208V257H207ZM207 258H206V259H207ZM219 258H220V257H219ZM219 258H218V259H219ZM234 258H235V257H234ZM0 259H2V258H0ZM30 259H31V257H30ZM35 259H36V258H35ZM37 259H38V258H37ZM65 259H67V258H65ZM122 259H121V260H122ZM149 259H150V262H151V257H150ZM155 259H156V258H155ZM209 259H210V258H209ZM213 259H215V258H213ZM218 259H217V260H218ZM226 259H227V258H226ZM226 259H223V260L226 261ZM229 259H230V258H229ZM232 259H233V258H232ZM6 260H7V259H6ZM27 260H28V259H27ZM33 260H34V259H33ZM33 260H32V261H33ZM43 260H44V259H43ZM89 260H90V259H89ZM89 260L87 261V263H89ZM93 260H94V259H92L91 261H93ZM96 260H98V259L96 258ZM106 260H107V258H106ZM106 260L103 259V260H101V261H106ZM117 260H118V259L116 258L115 261H117ZM121 260H120V262H121ZM127 260H128V259H127ZM132 260H133V259H132ZM144 260H145V259H144ZM166 260L168 261V258H166ZM170 260H169V262H170ZM181 260L184 261L183 259H181ZM210 260H211V259H210ZM227 260H228V259H227ZM234 260H235V259H233V262H232L233 264H235V262H237V260H236L235 262H234ZM259 260H260V261H259ZM2 261H3V259H2ZM2 261H1V263H2ZM25 261H26V260H25ZM39 261H41V260L39 259ZM46 261H47V260H46ZM46 261H45V262H46ZM53 261H54V263H55V259H54ZM57 261L59 262V259H56V262H57ZM61 261L64 262L65 260H64V259H61ZM91 261H90V262H91ZM98 261H99V260H98ZM109 261H111V259H110ZM128 261H129L128 264H130V262H131V264H132V261H130V260H128ZM137 261H135V262H137ZM148 261H149V260H148ZM219 261L222 262V259L219 260ZM229 261H230V260H229ZM26 262H27V261H26ZM30 262H31V261H30ZM37 262H38V261H37ZM47 262H48V261H47ZM51 262H52V261H51ZM96 262H97V261H96ZM118 262H119V260H118ZM120 262H119V263H120ZM122 262H123V260H122ZM143 262H144V261H143ZM145 262H146V261H145ZM145 262H144V263H145ZM152 262H154L153 259H152ZM156 262H158V261L155 260V262H154L155 264H158V263H159V262H158V263H156ZM160 262H162V260H161ZM174 262H175V260H174ZM180 262H181V261H180ZM206 262H207V261H206ZM209 262L212 263V261H209ZM215 262L217 263V261L214 260L213 263H215ZM227 262H228V261H227ZM4 263H5V262H3V264H4ZM39 263H40V262H39ZM42 263H43V261H42ZM52 263H53V262H52ZM60 263L63 264L62 262H60ZM65 263H66V262H65ZM65 263H64V264H65ZM99 263H103V262H99ZM107 263H109V262L107 261L106 264H107ZM113 263H114V262H113ZM116 263H117V262H116ZM124 263H125V262H124ZM124 263H123V264H124ZM126 263H127V262H126ZM138 263H140V262H137V264H138ZM165 263H166V262H165ZM32 264H33V263H32ZM35 264H36V262H35ZM44 264H47V263H44ZM58 264H59V263H58ZM91 264H94V263L91 262ZM97 264H98V263H97ZM114 264H115V263H114ZM133 264H134V263H133ZM142 264H143V263H142ZM145 264H146V263H145ZM147 264H148V263H147ZM161 264H162V263H161ZM169 264H170V263H169ZM174 264H175V263H174ZM179 264H182V263H179ZM207 264H208V262H207ZM217 264H218V263H217ZM222 264H225V263L223 262ZM226 264H228V263H226ZM229 264H230V263H229Z\"/></svg>",
  "mask_w": 264,
  "mask_h": 264
}]
</instances>
